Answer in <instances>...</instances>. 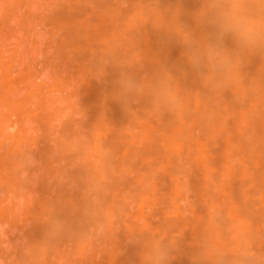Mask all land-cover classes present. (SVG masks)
<instances>
[{"label": "rangeland", "instance_id": "1", "mask_svg": "<svg viewBox=\"0 0 264 264\" xmlns=\"http://www.w3.org/2000/svg\"><path fill=\"white\" fill-rule=\"evenodd\" d=\"M14 0H10V2L11 3H9V0H0V39H1V42H3L4 44H1V45H3L4 47H0V79H1V81H0V83H1V85H0V124H2L3 122H5V121H8L7 122V124H6V122H5V125L7 126V128H5L6 126L4 125V123H3V126H5L4 128L6 129V130H4V128H3V126H1V128H3V131L5 132V134L3 135V133H2V129L0 128V131H1V133H2V135H0V136H2V137H0L1 139H0V142L1 143H3V144H0V264H16V263H18L19 264V261L22 259L23 260V258H25L26 260H24V264H27L28 262H30L29 264H31L32 262H34L35 261V263H37L36 262V259H38L39 257H36V254H34L35 252L37 253V252H39V251H41L40 249L43 247V244H44V241H43V238L42 237H44L45 235L47 236L48 234H49V237L47 236V238L46 239H50V242H53L54 241V243L56 242V244H54V246H56L57 244H58V242H59V244H60V241L61 242H63L62 244H60L62 247H61V249L63 248V252L65 251H68V252H66L67 254H69V255H67L68 257H70V258H72V264H83V262H84V264H97V262H98V264H160V262L162 263L163 262V264H179L180 263V261L182 262V258H183V260L185 259V257L187 258V259H189L190 260V262L191 263H189V264H194L195 262H197V264H201V261L200 262H198V260H197V256L195 255V254H193L194 256H196L197 258H195L194 256L193 257H191V255L189 254V258L187 257V255H185V253L184 252H182V251H184L185 249H186V252H187V250L189 251V245H191L190 246V248H191V250L192 249H195V250H198V251H196V252H194V253H198L199 252V249H201L203 246V248L200 250V253H202V254H200V253H198L199 254V257H201V258H199V260H201L202 259V262L203 263H205V264H246V263H248V264H264V230L263 231H261V230H259V228L258 227H256L255 225H258V224H260V225H262V228L264 227V179H263V177L264 176H261V175H264V172L262 173V171L264 170V159H263V163H262V160H260L259 161V158H258V156H250L249 154H247V149H248V153H250L249 151V147H247L248 145H246V143L245 142H247V141H249L252 137H255V136H257V135H261V132L260 133H258L259 131H261L262 129H261V125H259V122H258V124L257 125H259V127L258 126H256V124H255V121H256V119L255 118H258L259 116H263V115H261L262 114V112H261V114H260V111L262 110V108L264 107V94H263V92H264V89H263V87H264V68H262L263 67V65H264V62H263V58H264V48H262V47H264V38H263V36H264V12L263 13H261V9H262V6H264L263 4H264V0H261V2L260 1H258V0H239V1H241L240 2V4L239 3H235L236 5H233V7L232 6H224L226 9H224V8H222L221 7V9H220V7H217V4H218V1H219V4H220V0H215V1H217V2H215L214 0L212 1V0H207V1H205L204 0V2H203V0L201 1V0H198V3L196 2L197 0H167V2L169 3L170 2V4H172V2H173V12L175 13H173V12H171V13H173V14H169L168 13V15H164V16H167V17H169L170 18V15H173V16H171L172 18L174 17V19H173V21H167L168 23H171L173 26H170V28H169V31L170 32H172L171 30L173 29V35H174V37H173V40H172V38H171V35H172V33L171 34H169V31L168 32H164L163 31V35L161 36V30H158L159 31V33H158V31H157V29L158 28H155V29H153L155 26L154 25H156V21L154 22L155 24H152V21L151 20H155V17H154V15H153V17L152 18H154V19H151L150 20V16L152 15V14H154V13H156V12H154V13H152V12H150V16H148L149 14H148V12H149V10H151V11H157V8L159 9V11L161 10L162 11V15H163V11L164 10H162V7H160L159 5H160V3L161 2H159V0L158 1H156V3H155V1H154V5H153V3H151L152 1L151 0H148L147 2H146V0H145V2L144 1H140V0H129V1H134L133 3H135V4H133V3H131V2H129L128 0H108V4H106V1H105V3H104V5H107V7L108 8H110L109 10L107 9V7H105L104 5L102 6V5H100L99 3H100V0H99V3H98V5H95V4H97V3H95V2H97V0H63L62 2H61V0L60 1H58V0H55V1H53V0H43V1H40V0H15L14 2H13ZM35 1L37 2V4L35 3ZM42 3H40V2ZM45 1V2H44ZM47 1H49V3L47 2ZM52 1L54 2V4H52ZM68 2V3H70L69 5L68 4H65V2ZM123 1H128V2H123ZM135 1H139V3L138 2H135ZM161 1V0H160ZM165 0H163V2L162 3H166V2H164ZM238 1V0H237ZM238 1V2H239ZM258 1V2H257ZM13 2V3H12ZM63 3L62 4V6L65 4V5H67L66 7L67 8H69V12H70V14L69 15H71L72 14V12H74L73 13V16H72V19H75L77 16H78V18H79V20L81 21V19L83 18L82 17V15L83 16H85V21H88V22H90V20H91V22H93L94 20L92 19V17H94L95 18V21L97 20H99L97 23H99L100 22V24H95V22L93 23L94 25H92V24H90V23H88L89 24V26H87V22H84L85 24H86V26H83L84 24L82 23V25H81V22H83V19H82V21L80 22V26L76 23V25L72 22V21H74V20H72L71 22H72V24H71V22H69L70 24H68V23H66V22H64L65 20H63L64 19V16L65 15H67L66 13H65V11L67 10V8L65 7L64 9H63V7H62V9H61V3ZM122 2H123V4H122ZM179 2V3H178ZM190 2L191 3H193V4H191L192 5V7H191V5H190ZM207 2V4H205ZM211 4H210V3ZM213 2H215V4L216 5H214V3ZM84 3V4H83ZM103 3V2H102ZM101 3V4H102ZM111 3V4H110ZM126 3L129 5H126ZM136 3H138L139 4V6L137 7V4ZM140 3H142V4H144V5H147V4H149L150 5V7L153 5L154 6V9H149L148 8V6H144L145 7V9H143V7H140ZM167 3V4H168ZM198 5H196V4ZM203 3V4H202ZM212 3H213V5H212ZM262 3V4H261ZM13 4V5H12ZM14 4H15V6H14ZM17 4V5H16ZM34 4V5H33ZM51 4V5H50ZM60 4V7L59 6H57V5H59ZM86 4V5H85ZM159 4V5H158ZM189 6H188V5ZM234 4V3H233ZM237 4H239V5H237ZM243 4V6H241ZM257 4H259V5H257ZM20 5V6H19ZM31 5V6H30ZM36 5V6H35ZM41 5V6H40ZM50 5V6H49ZM90 5V6H89ZM121 5H123V8H125V12L127 13H124V11H123V14H122V12L121 11H119V9L122 7ZM125 5H126V7L128 6V8H129V12L128 11H126L127 9H126V7H125ZM131 5V6H130ZM156 5V6H155ZM169 5V4H168ZM176 5H177V7H176ZM193 5H195L196 7H198V9L200 10H202V12H201V10L200 11H198V9L197 8H194L193 7ZM206 5V6H205ZM209 5H211V6H209ZM231 5V4H230ZM4 8H3V7ZM7 6V7H6ZM13 6V7H12ZM43 6V7H42ZM45 6V7H44ZM47 6H48V10H47ZM51 6H52V9H51ZM69 6V7H68ZM84 6H86V8L84 7ZM88 6V7H87ZM96 6H98V9H97V7ZM137 7V8H135V7ZM143 6V5H142ZM161 6H162V4H161ZM182 6V7H181ZM214 6V7H213ZM219 6H221V4L219 5ZM260 6V7H259ZM36 7V8H35ZM58 7H59V11H57V9H58ZM90 7V8H89ZM101 7V8H100ZM132 7H134L133 9H132ZM156 7V8H155ZM178 7H180V8H178ZM189 7H191V10H189ZM200 7V8H199ZM210 7V8H209ZM216 7L217 8H219V10H224V12H228L227 10L229 9V7L231 8V9H233V12H236V13H233L232 12V10L231 11H229L232 15H234V14H236L235 15V17H233L231 14H227L226 15V17L228 18L227 19V24L230 26V25H233V24H231V20H232V23H235L234 24V26L236 25V26H241V27H245V25L248 23V25H246V26H248L247 27V29L248 30H250L249 32L248 31H246L245 33V35H248L247 37L246 36H244V35H241V37H240V33H239V37L237 36V33H236V38L238 37V38H241V40H242V42H243V44L245 43V44H247L248 46L246 47V45L244 46V47H246V49L245 48H243V47H241L240 45H242V44H238V46H240L241 47V49H245V50H241L240 51V49H238L237 50V48H232L231 46H234V44L232 45V41L230 40V39H227V38H225L224 37V33L226 32L224 29H226L227 31L229 30V28L227 29L226 27L228 26V25H225V21L223 22V24L226 26H224L223 24H220L219 22L220 21H218L216 24H220L221 26H217L216 24V26H217V29H219L218 31L216 30V29H212L211 27H212V25H206V24H210L209 22V20H210V17H211V15H212V12L214 11V8L216 9ZM259 7V8H258ZM20 8V9H19ZM54 8V9H53ZM106 8V9H105ZM118 8V9H117ZM142 8V9H141ZM236 8V9H235ZM242 8H244V9H242ZM254 8V9H253ZM42 9V10H41ZM74 9V10H73ZM106 11H105V10ZM147 9H149L148 11H147ZM176 9V10H175ZM192 9H196L195 11L194 10H192ZM207 9H209V10H207ZM250 9V10H249ZM11 10V11H10ZM18 10H19V12L20 13H18ZM51 10V11H50ZM79 10H81V11H79ZM108 10V11H107ZM144 10L146 11V12H144ZM175 10V11H174ZM230 10V9H229ZM239 10V11H238ZM241 10H242V12H241ZM44 11V12H43ZM53 11H55L54 13H53ZM61 11V12H60ZM121 12V17H119L118 18V14L119 13H117V12ZM139 11V12H138ZM140 11H142L141 13V15H139L140 14ZM193 11V12H192ZM249 11L251 12V13H249ZM5 12V13H4ZM17 12V13H16ZM58 12V13H57ZM67 12V11H66ZM92 12V13H91ZM110 12V13H109ZM136 12V13H135ZM139 14H138V13ZM143 12L144 13H147V15H145V17H143L144 16V14H143ZM187 12V13H186ZM237 12H238V14L239 13H241V14H237ZM4 13V14H3ZM10 15H9V14ZM43 13V14H42ZM50 13V17H49V15L48 14ZM60 13V14H59ZM78 13H83L82 15L80 14H78ZM133 13H135V14H133ZM157 13H159V12H157ZM161 13V12H160ZM159 13V14H160ZM176 13H178V14H176ZM190 13H192V14H190ZM201 13H203L202 14V16H201ZM225 13V14H226ZM243 13H244V16H243ZM54 14L56 15V14H58L59 16H61V17H63L62 19H60L56 24H55V27H53L52 29L54 30V28H55V31L54 32H56L57 31V29H56V27L58 26V25H60L61 23H62V21L64 22V23H66V24H68L67 25V28H65L64 26H65V24L63 25V24H61L60 26L61 27H64V29L62 28V30H60V28H59V26L57 27V28H59V30L57 31L58 32V34H57V32L54 34V35H51L52 37H51V39H50V37H49V39H50V41H52V42H54L55 40H56V46H55V42L54 43H52V42H50V43H52L51 44V47H50V43H46L47 41H45V40H47L46 38H48L47 37V35H50V31L52 30V29H50L49 30V27L51 28V25H49L47 22H48V20L49 19H51V18H53V16H54ZM63 14V15H62ZM134 15V17L135 16H137V17H143V21H140L139 22V24H138V21L140 20V19H142L141 17L140 18H135L133 21H134V23L136 24V25H133L134 26V28H136V27H138V26H140L139 28H137L136 29V32H140V34H142V30H146L145 32H143V36L140 38V39H142V41H143V37H144V40H147V42H148V44L149 45H151L152 43L154 44V45H156L157 46V49L158 50H156V49H154V51H155V54H157L158 55V53H159V56L163 53V56H164V54L167 56V58L169 57H171L170 59H172V60H170L169 58L167 59L166 58V56L164 57V58H166L167 60H165L164 62H166L165 63V65L162 63L161 65H163V67H165L166 68V70H165V72H167V73H169V74H171L172 75V73H173V75H176L174 72H172V69H173V67L174 66H176L174 69V71H176V70H179L178 68L180 67V71H179V77L177 78V80L179 81L180 80V82H181V79H183L184 81H185V78L187 77V75H189L186 79V81H185V83H184V81H183V85H185V84H187V85H185L186 87H188V90L187 89H185L184 88V86L182 87V90H180L179 89V94L181 93V95H179V98H180V96H181V99H177L176 100V98H174V100H173V105H176V103L175 102H179V103H182L183 104V107H181V105L182 104H179V107H177V114L175 113V111H174V113H175V115H178V116H182V123H184L185 125H186V127H187V125H188V127L190 128H192V126H193V128L191 129V133H193L194 131V129H195V134H198L197 135V137L198 138H196V135L194 134V142H197V140H201V139H203V141H200L198 144L199 145H201V144H203L202 146H206V145H204L205 143H206V141H207V139L205 140L204 139V137L206 136L207 137V132H205L203 129H201L200 128V124H199V121H196V120H198L199 118L198 117H202L201 116V113L204 111V108H203V106H202V104L203 103H205V101L206 102H210L211 101V104H213L215 101H216V104L217 105H215V104H213V105H215L216 107H214L215 109H217V110H219V107H220V109H221V106H222V112H220L221 114H220V116H221V118L223 119V117H225L226 115L223 113V111L225 112L227 109L228 110H230V109H233V107L232 108H228L227 107V105L226 104H230L229 102H230V98L229 97H231V94H232V97L234 96V100H233V98H232V102L234 101L235 102V104H233L232 102V106H234V105H236L237 104V102H238V104H240V105H243V107L245 108V105H247L248 106V104H250L249 106L250 107H247V108H250V109H247V111L249 112V110H252L251 112H255V113H251L250 112V114H252V117H253V120H251L252 119V117H251V115H249V113H246V116H247V120H242V122H240L239 120H241L242 118H244L245 117V114H244V112L242 113L243 114V116H242V114L240 115V117L238 116V117H235V119L234 118H232V117H230V118H228V116H229V112L231 111H226L225 113L227 114V119L225 118V122H226V124H229V122L228 121H233V123L235 124V127H234V125H233V130L232 129H230V131L232 130L233 132L231 133L232 134V137H233V140H232V138H231V140H232V142L234 143V146H237L236 144H239V143H241L242 145H245V146H242L241 144H240V146L238 145L235 149H233V148H231V145H230V147H229V153H231V154H229L228 156H227V154L225 153V152H227V151H223L222 149H220V147L218 148V146L221 144V140H223V138L226 136L225 134L226 133H224L223 135L221 134V135H219V136H216L215 137V139H214V137H212V138H209L208 140V142L206 143V144H209V146L210 145H212L213 143H216V141L217 140H220V141H218L220 144L218 145L217 143V145L216 144H214V145H212L211 147H213L211 150H209V153H208V150H207V146L205 147V148H203L202 146H200L199 147V145L197 144V143H194V144H197L198 145V147H199V149L200 150H203L204 151V149H205V153H204V156H205V154L207 153L208 155H210L209 157H208V155L207 156H205V158L207 159V161L209 160L210 161V158H211V161H210V165H207L206 164V168H204V166H203V168H204V170H202L201 168H200V175H201V170L202 171H204V173L201 175V177L199 176V177H197L196 179H193L194 181H198V182H194L193 180H191L190 179V177L188 176V177H186V175H187V173H186V171L190 168L189 166L191 165V164H188V162H187V160H186V158H187V156H188V158H189V156L191 155V154H193L194 155V144H192V143H190V145L189 144H186V143H189V142H191L192 141V139L191 138H193V134H191L190 133V136H189V138L191 139H188V137H184V146L182 147V143H181V141H182V136H183V134H181V131L179 132L180 134V136L177 138L178 140L177 141H179L178 142V145H173V147H175V150L176 151H172V149H173V147L171 146H167V147H165L164 146V144L163 145H161L162 144V142H160L159 140L158 141H156L157 140V138H156V140L154 139L155 137H158V136H156V134L158 133V132H160V131H162L163 130V133H165L164 132V128H163V126L162 125H164V124H162V122H163V120L161 121V119H163V117H165L164 115H162L161 116V111L162 110H166V111H168V109H165L166 107L165 106H162L161 105V107H164V109H162V110H160V108L161 107H157V106H154V109L153 110H151V108L148 106L147 108H149V109H146V110H142L145 114H148V116H145V117H147V119H145L144 118V121L145 120H148L149 118L148 117H150L151 116V120L149 119L148 121H145V122H152L153 120H155V121H153L152 122V124H151V127H150V124L149 123H146V125L148 126H146L147 127V129L148 128H150V130H151V132H150V134L152 133L153 135L152 136H150V137H152L153 139V143L151 144V142L149 143V144H146V142H145V146H147L148 148L149 147H152L153 145H155L156 147L158 146V145H161V146H163L164 148H167V150H168V148L170 149V148H172L171 149V151L170 150H168L169 152H167L166 151V154L168 153V155H166V157H162L161 155V158H163V159H161L160 158V160H162V162L159 160V161H156L158 158H159V155H157L156 156V154H158V153H156V154H153L154 156H152V151H154V149H155V146H153L154 147V149H150L151 151L150 152H152V153H148V155H149V157H147V159H146V157H145V159L146 160H144V153L141 155V154H138V155H141V156H138L139 158L140 157H142L143 155V161L145 162L146 161V164L147 163H149L150 165H152V166H150V168L148 169V167H143L144 165H145V163L142 161V159H141V163H143L144 165L142 166L141 164H140V162H139V160H136V161H134V159H137L138 157L136 156V153H135V155L133 156V157H135L134 159H133V157H132V162H135L134 164H136L137 163V161L139 162L138 163V167L136 166V168L135 169H133L134 167H133V165H130V164H128V166L130 167H133L132 168V170H125V166H124V164L123 163H120V164H123L122 166L124 167H122L121 165H120V167H118V168H116L117 166H115L116 164H118L117 162L115 163V165L114 164H112V162H110V163H106V162H104V163H106L105 164V166H103L104 164H103V161L104 160H106V158L108 157H106L105 155H104V157L103 158H105V159H103V161H101L102 159V156H103V154H105L106 152V147L108 146H110L111 144H109V143H111V141H112V137L111 138H109V135H111L112 134V136H113V132H114V130L116 131H118V128L120 127V125L118 124V123H115L114 121L116 120H118L116 117H115V115H113V110L115 111V110H117L118 111V108H114L113 106H111V105H114V104H111V105H107V103H106V101H103L102 99L104 98V96H105V94L103 95V93L99 96V98H96V96L94 95V99H92V97H90L89 95H93L94 93H97V92H100V90L99 89H101V91L102 90H104V91H106V92H108V87H109V82H107L109 79H110V77L108 76V70H107V67L109 68L110 66H108L107 65V67H106V65H104V64H106L105 62L106 61H108V63H110L109 62V58L110 59H112L113 57L112 56H114V54H113V50L115 49V52L117 51V52H119L120 54H121V52L122 51H120V48H121V50H122V46H123V44H125L124 42H127V36H129L130 34H132V36L130 35V39H132V37L133 36H135V38H137L138 40H139V32H138V34H135V32H134V34H133V30L135 31V29H131L130 31H129V28H128V22L127 21H125L124 19H123V21L121 20L122 19V17H126V16H128V15H130V19H129V21L131 20V19H133L132 18V15ZM166 14V13H165ZM186 14V15H185ZM37 15V16H36ZM53 15V16H52ZM57 15V16H58ZM126 15V16H125ZM162 15L160 14L159 15V18H161L162 17ZM185 15V16H184ZM191 15H192V17H191ZM205 15H207V16H205ZM255 16V17H253V16ZM257 15V16H256ZM9 18H8V17ZM15 16V17H14ZM28 16V17H27ZM57 16H54V17H57ZM70 16V17H71ZM86 16H87V18L88 19H86ZM91 16V17H90ZM113 16V17H112ZM155 16H158V14L156 15L155 14ZM161 16V17H160ZM194 16V17H193ZM204 16H205V18H204ZM249 16V17H248ZM250 16H252L253 18H255V20H257V21H253L254 19L252 18V17H250ZM5 17H6V20H5ZM19 17L21 18V17H23V18H21V20L19 19ZM115 17L117 18V20H114L115 19ZM178 17V19L176 20V18ZM179 17L181 18V20H179ZM186 17H188V18H186ZM202 17V18H201ZM206 17H209L208 19L206 18ZM236 17H237V19H236ZM242 18L245 22H243V21H241L240 22V24H239V21H240V19L239 18ZM245 17H247V18H245ZM259 18V20H261V21H258V19L257 18ZM36 18V19H35ZM40 18H42V19H44V21H46L47 20V22H46V25H49L48 27L45 25V24H43V25H45V26H43L42 25V23L40 24V22H41V20H40ZM127 19L129 18V16L128 17H126ZM125 18V19H126ZM147 18H149L148 19V22H147ZM164 18H166V17H164ZM171 18V19H172ZM187 20H185V19ZM189 18H190V20H189ZM201 18V19H200ZM235 18V19H234ZM8 19H9V21H8ZM40 20V22L38 23V21ZM198 20V22H195L196 20ZM199 19H200V21H199ZM202 19L204 20L203 22H204V24H202ZM235 21H234V20ZM248 19V22L246 23V20ZM253 19V20H252ZM29 20V21H28ZM76 20L77 19H75V21L74 22H76ZM93 20V21H92ZM137 21V23H136V21ZM151 22H150V21ZM164 20V19H163ZM166 20V19H165ZM195 20V21H194ZM226 20V19H225ZM250 20H252V21H250ZM263 20V21H262ZM12 21V22H11ZM21 21V22H20ZM26 21H28V22H26ZM67 21V20H66ZM114 21V22H116V23H112V22ZM160 21H161V19H160ZM181 23H180V22ZM192 22L193 23V25H192V27H191V24H190V22ZM230 21V22H229ZM61 22V23H60ZM105 22V25L103 24ZM107 22V23H106ZM110 22V23H109ZM127 22V23H126ZM131 22H132V20H131ZM145 22V23H144ZM165 22V21H164ZM175 22V24H173ZM187 22H189L188 24H190V25H188V26H190L191 27V29H193L194 27L193 26H195L196 25V29L193 31V30H189L190 28H188V26L186 27V23ZM208 22V23H207ZM237 22V23H236ZM254 22V23H253ZM256 22V23H255ZM8 23V24H7ZM21 23V24H20ZM37 23V24H36ZM102 23V24H101ZM133 23V24H134ZM141 23V24H140ZM148 23H150V24H148ZM161 23H162V21H161ZM206 23V24H205ZM34 24V25H33ZM39 26L40 28H38L37 26ZM112 24H115V26L113 25V26H111ZM121 24H125L126 25V27L127 28H125L126 30H127V32L125 31V33H126V36H125V34H124V32L122 33V32H118V36H116V32H114V30L116 29L117 30V28H118V26L119 25H121ZM146 24H148V25H150L151 27H152V30H156V33L155 32H152V30H150L151 28L149 27V29L148 28H146V26L148 27V25H146ZM157 24L159 25V23L157 22ZM164 24V23H163ZM166 24V23H165ZM180 24V25H179ZM195 24V25H194ZM239 24V25H238ZM14 25H16V26H14ZM20 25V26H19ZM28 25V26H27ZM63 25V26H62ZM72 25H75L73 28H76V26H77V28H81V29H73L71 26ZM101 25H104V26H101ZM174 25H176V26H174ZM197 25H199V26H197ZM202 25V26H201ZM203 25H205V26H203ZM257 25V26H256ZM8 26H9V28H8ZM34 26V27H33ZM99 26H101V28L102 29H100V27ZM123 26V25H122ZM121 26V27H122ZM130 26H132V24L130 25ZM132 26V27H133ZM143 26H144V28H143ZM161 25H159L158 27H160ZM166 26H168V25H166ZM165 26V27H166ZM168 26V27H169ZM209 26V27H208ZM228 26V27H229ZM234 26L232 27L233 29H234ZM250 26V27H249ZM263 26V27H262ZM17 27V28H16ZM19 27H21V29L19 28ZM28 27L30 28V29H28ZM69 27H71L72 29H70ZM87 28V30H89L88 32L89 33H92V30H93V33H92V35H93V38L95 37V39H91L92 41L93 40H95V41H97L96 43L94 42H91V40L90 39H88L90 36L88 35L89 33H86V31L85 30H83V29H86ZM113 27H115V29L113 28ZM120 27V28H121ZM157 27V26H156ZM171 27H172V29H171ZM176 27V28H175ZM207 27H208V29H207ZM213 27H215V26H213ZM219 27V28H218ZM258 27V28H257ZM12 28V29H11ZM25 28V29H24ZM33 28H35L36 29V31L38 30V33H41L42 34V32H44L42 35L43 36H41V38H45L44 39V41H43V39H42V41L43 42H45L44 44H45V46H44V44L42 43V41H40V44L42 45H40V47H42V48H38L37 46L39 45V41L37 40V42H36V39H35V41L33 42L32 40H34V36L35 35H33V30L32 29ZM69 28V29H68ZM93 28V29H92ZM123 28V27H122ZM162 28H164V25H162V27L161 28H159V29H162ZM210 28L212 29V30H210ZM221 28V29H220ZM231 28V27H230ZM236 28V27H235ZM239 28V27H238ZM252 28V29H251ZM255 28V30H253ZM257 28V29H256ZM261 28H263V29H261ZM92 29V30H91ZM95 29H97L96 31H95ZM119 29V28H118ZM197 29H198V31H197ZM201 29V30H200ZM261 29V31H259V30ZM25 30V31H24ZM31 31V32H29V31ZM48 30V31H47ZM74 30V31H73ZM77 30H78V32L79 31H81V33L79 32V35L78 36H80V40L78 39V37L76 36L77 34L76 33H78L77 32ZM121 30H123V29H121ZM174 30H176V31H174ZM214 30H216V31H214ZM222 31V33H220L221 31ZM224 30V31H223ZM231 30V29H230ZM252 30V31H251ZM256 30H258V34H259V36L261 35L262 37L260 38V37H258L257 36V33H256ZM27 31V32H26ZM35 31V30H34ZM46 31V32H45ZM69 31V32H68ZM85 32V34H87L86 36H87V38H85V41H84V36H85V34H84V32ZM100 31V33H98ZM101 31H105V32H101ZM118 31H120V29L118 30ZM149 31V32H148ZM150 31L152 32V34L150 33ZM201 31H204V32H201ZM207 31V32H206ZM209 31H214V34H210L211 32H209ZM233 31H235V30H233ZM232 30H231V32H233ZM47 32H49L48 34H46ZM62 32V33H61ZM69 34H68V33ZM72 32H74V33H72ZM83 32V33H82ZM131 32V33H130ZM147 32V33H146ZM176 32V33H175ZM180 32H181V34H180ZM195 33V36L194 37H196L197 38V40H195L196 38H194L193 36V38L194 39H192L191 37H190V35H191V33ZM215 32H219L220 34L219 35H221L223 38H225L224 39V41H223V39L217 34H215ZM230 32V31H229ZM226 33V35H228V34H230V33ZM244 31H242V33H243ZM252 32V33H251ZM260 32V33H259ZM3 33L4 34H8V35H3ZM12 33H13V35H12ZM16 35H15V34ZM35 33H37V32H35ZM53 33V32H52ZM51 33V34H52ZM105 33V34H104ZM109 33V34H108ZM113 33H115V34H113ZM124 35L123 37H121V35ZM145 33V34H144ZM148 33H150V34H148ZM182 33H183V35H182ZM197 33V34H196ZM208 33H209V35H208ZM241 33V34H242ZM1 34H2V36H1ZM18 34H20V35H18ZM23 34H27V35H29V34H32L33 36H31V40H30V36H27L26 35V37H28V38H25L24 36V38H22L21 36L23 35ZM72 34H73V36H72ZM82 34V35H81ZM159 38L158 39V41H156L157 40V38L155 37V35ZM176 34V35H175ZM244 34V33H243ZM250 34V35H249ZM252 34V35H251ZM256 34V35H255ZM10 35H12V37L10 36ZM38 35V34H37ZM58 35L60 36V37H63V38H61V43H64V45H62V46H60L62 49H63V52H64V54H69V56H68V58L69 57H71V58H69V61H70V59H71V61L69 62L68 60V64H66L67 66L69 65V67H67V66H64L65 64L61 61V59H59L58 58V54H59V51H58V49H52L53 48V45L55 46V47H57L59 44H61V43H59L60 42V40H59V38H58ZM62 35V36H61ZM64 35V36H63ZM67 37H66V36ZM72 37H71V36ZM75 35V36H74ZM116 37H115V36ZM185 35H186V38H185ZM189 35V36H188ZM196 35H198V36H196ZM212 35V36H211ZM39 36V35H38ZM83 36V37H82ZM89 36V37H88ZM114 36V37H113ZM141 36V35H140ZM148 36H149V39H148ZM159 36H161V38L159 37ZM164 36V37H163ZM167 36V37H166ZM178 36V37H177ZM190 37L191 39H189L188 37ZM201 36V37H200ZM217 36H219V38H217L218 40L217 41H221V39H222V42L223 43H226L227 41H226V39L227 40H230L231 42V44L229 43V45H231L229 48H232V50H229V51H232V52H229L230 53V55L232 56V57H234L235 56V54L238 52V51H240V53L242 54H246V56H247V52H249V54L250 55H248V57H246V58H249V59H242L243 57L242 56H240L239 54H236L237 56H239V57H241V60H243L244 61V63H243V61H241L240 59H236V58H238V57H234V58H232V57H230V60L228 59V64L227 63H225V65L226 66H231V67H229V68H232V71L231 70H225V69H223V68H226V69H228L226 66H220V68H222L221 69V71H220V68L218 69L217 67H219V65L220 64H222L221 63V61L220 60H223V59H227L226 57H228L229 58V55H227L226 54V51H228V47L226 46L227 45V43L224 45V46H222L219 42V44L221 45L220 47V49L222 50L225 46L227 47V50H224L225 51V53H224V55L222 54V58L220 59L219 58V56H217V54L215 55V56H217V58H219V61H220V64L218 65V63L216 62V61H218V59L217 58H215L214 60L212 59L210 62H213L214 63V66H213V64H212V66H209V65H211L209 62H207L208 61V59L206 60V59H204L205 60V64H206V68L208 69L209 67V69L208 70H204V62H203V57L204 58H206L207 57V55L209 54H207L206 55V53L209 51V48H211V47H214V46H211L210 47V45L212 44L213 45V43H211V42H215V38L217 37ZM229 36V35H228ZM230 36H233V35H230ZM229 36V37H230ZM253 37V39L254 40H252L251 38ZM1 37H4V38H1ZM9 37V38H8ZM19 39H18V38ZM34 37V38H33ZM54 37H57L58 39H55ZM66 37V38H65ZM70 37H71V39H70ZM82 37V38H81ZM101 37H102V39H103V41H102V39H101ZM103 37H105V38H103ZM124 37H126V38H124ZM155 38V40H153L154 38ZM198 37H200V38H198ZM214 37V38H213ZM248 37H249V39H248ZM251 37V38H250ZM22 38V40H20ZM90 38H92V37H90ZM115 39L117 42H116V48H114V42L112 43L111 41H112V39ZM152 38V39H151ZM162 38H163V40H162ZM174 38H175V40H174ZM178 38V39H177ZM235 38V42L236 43H238L239 41L237 40ZM4 39V40H3ZM11 41H10V40ZM24 39H26V40H24ZM28 39V40H27ZM38 39H40L39 37H38ZM49 39H48V42H49ZM53 39H55V40H53ZM67 39V43H69V44H71V46L68 44V46H67V43H66V41H64V40H66ZM68 39L69 40H71L70 42H72V43H74V45L76 44V46H74L72 43H70L69 41H68ZM82 39V40H81ZM101 39V40H100ZM169 39V40H168ZM186 39V40H185ZM199 39V40H198ZM208 39H210V45H209V42H208ZM246 39V40H245ZM6 40V41H5ZM58 40H59V42H58ZM90 40V43H91V47L89 46V47H87L88 46V44H89V41ZM104 40H105V42H104ZM122 40H124L123 42H122ZM160 40H162V41H160ZM182 42H181V41ZM188 40V42H189V44H193L194 43V45L195 44H199V46L198 45H195L196 46V49H195V47L193 48L192 47V45H191V49L193 50H191L192 52H190V45L188 44V42H186ZM193 40H195L197 43H195V41L193 42ZM212 40H214V41H212ZM246 42H245V41ZM250 40V41H249ZM252 40V41H251ZM8 41V42H7ZM27 41H30L29 43L27 42ZM77 41V42H76ZM156 41V42H155ZM200 41V43H198ZM207 41V42H206ZM0 42V43H1ZM15 42V43H14ZM86 42H87V44H86ZM100 42H102L101 44H102V46L103 45H105V46H103V47H101V44H100ZM105 44H104V43ZM108 44H107V43ZM160 42H162V43H160ZM178 42V43H177ZM181 42V43H180ZM185 42V43H184ZM229 42V41H228ZM241 42V43H242ZM10 43H13L11 46H10ZM27 45H26V44ZM33 43V45H34V43L36 44V45H34V47H29V46H32L31 44ZM79 43H82V44H80V45H77V44H79ZM85 43V44H84ZM93 43V44H92ZM122 43V44H121ZM128 43V42H127ZM158 43V44H157ZM215 43H217V42H215ZM234 43V42H233ZM240 43V42H239ZM261 43V44H260ZM16 44V45H15ZM29 44V45H28ZM47 44H49V45H47ZM96 45V47H95V45ZM114 46H113V45ZM120 44V46L121 47H119L118 45ZM159 44H160V46H159ZM184 44H186V46L185 47H187V50H189V52H187V50L186 51H184V48H183V46L182 45H184ZM207 44V45H206ZM251 44V46H249ZM258 44V45H257ZM0 45V46H1ZM10 47H9V46ZM13 45H15V46H13ZM26 45V46H25ZM173 45H175V46H173ZM216 45V44H215ZM254 45V46H253ZM256 45H257V48H255L256 47ZM260 45V46H259ZM262 45V46H261ZM49 46V47H48ZM78 46H81V47H83V46H85L84 48H86V49H83V48H81V47H78ZM117 46H118V48H117ZM156 46H154L155 48H156ZM164 46V47H163ZM197 46H198V48H197ZM202 46H204V47H202ZM208 46H209V48H208ZM218 47H219V45H217ZM237 46V47H238ZM16 47V48H15ZM35 47H37L35 50H37V51H35L34 52V48ZM60 47H57V48H59L60 49ZM63 47H68L70 50H76V49H79L82 53H79V51L78 50H76V51H78V52H74V51H64L65 50V48H63ZM105 47V48H104ZM124 47V46H123ZM125 47H127V45L125 44ZM200 47H201V49L202 48H204L203 50H201L200 49ZM226 47H225V49H226ZM67 48V50H69ZM97 48V49H96ZM101 49V52H103V51H105V50H111V52H110V54L109 53H107V51H106V53L105 52H103V53H101L100 52V49ZM208 50H207V49ZM239 48V47H238ZM260 48L262 49V50H260ZM11 49V50H10ZM40 49V51H38ZM102 49H104L103 51H102ZM124 50H123V52L125 51V48H123ZM195 49V50H194ZM260 51H259V50ZM15 50V51H14ZM119 50V51H118ZM204 50H206V51H204ZM13 51V52H12ZM18 51V52H17ZM21 51H24V53L23 52H21ZM29 51V52H28ZM35 53H33V52ZM42 51H43V53H42ZM84 51V52H83ZM87 51V52H86ZM157 51H160V52H157ZM176 51V52H175ZM184 51V52H183ZM195 51H197V52H195ZM201 51H202V56H200L199 57V54L201 55ZM204 51V52H203ZM223 51V50H222ZM246 51V52H245ZM261 51L263 52L262 53V55H261V57H259V55H260V53H261ZM62 54H63V52H62V50L60 51ZM99 52V53H98ZM221 52V51H220ZM220 52H219V54H220ZM234 52V54H232ZM245 52V53H244ZM17 53H18V55H17ZM36 53H38V54H36ZM56 53H57V55H56ZM60 53V54H61ZM73 53V54H72ZM75 53H79V55H80V58H82V59H80L81 60V62H82V67L81 68H84L83 66H85V69H86V67H90L88 64V62L90 61V63H92L91 62V60H93L94 58H103L101 61H100V65L98 66L97 65V63H98V59H94L95 60V64H93V70L95 71V68H94V66H97L98 68V71L96 70L95 72H93L91 69H92V67H90L89 69H86V70H81L80 72V75L82 74V72H84V71H88L89 72V70H91V73L93 72L95 75H93V73L91 74H88L87 75V77H88V79H89V76H90V78L91 79H93L92 81L94 82V87H92L93 88V90H90V89H92V88H90L91 86V81H89L88 80V87H87V85L85 84L84 85V81H83V78L85 77V75L86 74H83L84 75V77L83 78H81V80H80V78H79V76L78 77H75V78H77V80L78 81H82L83 83H80V85H79V83H77L78 84V86H79V90L80 91H82L84 94H83V96H84V98H85V95H86V101H85V99L84 98H82L83 96L81 95V93H79V95H77V97H75V99L73 98L74 96H72V95H74V93H73V91H72V78H71V76H72V74H74V75H77L79 72H78V69L80 68V67H78V63L80 62V60H79V62L77 61V58L79 59V56L77 57V58H74V60L76 59V61L78 62H76L75 64H73V63H71L72 62V58H73V56L75 57L77 54H75ZM89 53V54H88ZM91 53V54H90ZM184 53H186L185 55H184ZM189 53L191 54L189 57L187 56V58H186V55L188 54L189 55ZM195 53V55H192V54H194ZM216 53V52H215ZM255 54L254 56H255V58H257V60H255V58L253 59V57H251V56H253L252 54ZM6 54V55H5ZM24 54V55H23ZM51 54V55H50ZM60 54H59V57H60ZM75 54V55H74ZM113 54V55H112ZM124 54V53H123ZM169 54H171V55H173V56H169ZM180 54V55H179ZM197 54V55H196ZM205 54V55H204ZM211 54V53H210ZM259 54V55H258ZM35 55V56H34ZM66 55H63V56H65V57H67ZM73 55V56H72ZM85 55V56H84ZM103 55V56H102ZM175 55H179V56H175ZM184 55V56H183ZM204 55V56H203ZM212 55V54H211ZM5 56V57H4ZM6 56H10V57H6ZM50 56V57H49ZM57 56V57H56ZM105 56H106V58H105ZM162 56V55H161ZM163 56H162V59L164 60V58H163ZM193 56V57H192ZM194 56H198L197 58H194ZM214 56V54L212 55V57ZM223 56H224V58H223ZM226 56V57H225ZM55 57L56 58H58L57 59V61H55L54 62V60H56L55 59ZM108 57V58H107ZM155 57V56H154ZM176 57V58H175ZM182 57V58H181ZM185 59H184V58ZM221 57V56H220ZM261 58V59H259V58ZM62 58H64V57H62ZM158 57H156V59H157ZM189 58V59H188ZM201 58V61L203 62H201L199 59ZM208 58V57H207ZM245 58V57H244ZM251 58V59H250ZM7 59V60H6ZM29 59V60H28ZM114 59V58H113ZM140 58H136V59H134L133 61H135L136 62V60H139ZM153 59L154 58H152V62H153ZM192 59V60H191ZM193 59H195V60H193ZM209 59H210V57H209ZM217 59V60H216ZM26 62H25V61ZM73 60V61H74ZM89 60V61H88ZM100 60V59H99ZM161 60V58L159 59H157L156 61L157 62H159V61ZM170 60V61H169ZM174 60H175V62H174ZM177 60V61H176ZM192 62H190V61ZM198 60L201 62H198ZM223 61V64H224V62H226V61ZM234 60H235V62H236V65H235V63H233L234 62ZM240 60V61H239ZM260 60H261V63H260ZM6 61V62H5ZM61 61V62H60ZM88 61V62H87ZM103 61V62H102ZM112 61H114V60H112ZM142 61V60H141ZM141 61H139V63L141 62ZM144 61V60H143ZM147 61V60H146ZM145 61V62H146ZM148 61H150V59L148 60ZM146 62V66H148L149 64L148 63H152L151 61L150 62ZM155 61V60H154ZM162 61V60H161ZM178 61H180V62H178ZM183 61L185 62V64H193V66H194V68H195V66L197 65V64H199V66H197L198 68L200 67V66H202L203 67V69H202V67H201V70L202 71H204V72H201V73H204V75L205 76H208V75H210V74H212V75H210V76H208V77H205L204 79L206 80L207 78L208 79H211L212 78V76H213V79L215 80V78L217 79V77H215L216 75H218L217 73L220 71V72H222V74H223V71L226 73V76L224 77V82H226L227 83V81L229 82L230 80L229 79H231L232 77H234V75H232L233 74V71H234V74L235 73H237L238 71H240V72H238L237 73V77H238V79L237 78H235L236 80H238V81H236L235 82V79L234 80H232L231 79V81H230V83H227V84H231L232 83V85H228L227 87H229V88H227V90H229L230 91V93H229V91H227L228 93L225 95V94H223L221 91L219 92V91H216L217 93H218V95H216L217 93H214L215 95H212L211 97H212V100L210 99H206L205 98V96H206V94H205V90L203 91V88L205 87V85H203L204 84V82H205V80H203V78L202 77H204V75L203 74H200V75H202V77H200L199 75H196L195 73H194V69L193 70H191V65H184V63H183ZM218 61V62H219ZM229 61H233L232 63H230ZM259 61V62H258ZM5 62V63H4ZM16 62V63H15ZM33 62V63H32ZM75 62V61H74ZM86 62V63H85ZM97 62V63H96ZM171 62V64L173 65H171V64H169ZM180 63V65H181V63L183 64V65H178L177 63ZM188 62V63H187ZM194 62V63H193ZM253 62H254V64H253ZM263 62V63H262ZM12 65V66H10L9 67V65L10 64ZM13 63V64H12ZM56 63L57 64H59L60 66V68L63 66L64 67V70H62L63 69V67L61 68V69H59L58 68V66L56 65ZM61 63H63V64H61ZM142 63V62H141ZM154 63V62H153ZM151 64V65H154V64ZM209 63V64H208ZM215 63H217V64H215ZM230 63V64H229ZM2 64V65H1ZM6 64V65H5ZM15 64H16V66H15ZM51 64V65H50ZM53 64H55V65H53ZM85 64H87V66L85 65ZM92 64H91V66H92ZM99 64V63H98ZM103 64V65H102ZM112 64V63H111ZM111 64H109V65H111ZM166 64H169V65H166ZM175 64H177V65H175ZM196 64V65H195ZM201 64V65H200ZM231 64H233V66L231 65ZM241 66H240V65ZM248 64V65H247ZM261 64H262V67H261ZM33 65V66H32ZM71 65V66H70ZM75 65H77V67L75 68L74 66ZM135 65H136V67H137V62L135 63ZM145 65V64H144ZM144 65H142V66H144ZM215 65H218V66H215ZM255 65V66H254ZM4 66V67H3ZM15 66V67H14ZM27 68V69H24L25 67ZM50 66H52V67H50ZM53 66H55V68H58L59 70H60V73H63V74H60V75H58L57 73L59 72V70L58 71H55V73L53 74V72L52 71H54V70H56L55 68H53ZM79 66H81V64H79ZM102 66H105V67H103V68H105L106 70H102V69H100L99 70V68L100 67H102ZM142 66H139L141 69H142ZM155 66V65H154ZM168 68H167V67ZM192 66V67H193ZM235 66H238L239 68H242V72H241V69L240 70H238V69H236L237 67H235ZM256 66H257V68H256ZM8 67H9V69H8ZM13 67V68H12ZM71 67V68H70ZM73 67V68H72ZM113 67V66H112ZM151 67H153V66H151ZM162 67V68H163ZM182 67V68H181ZM189 67V68H188ZM233 67H235V69L233 68ZM259 67H261L260 68V70H257V69H259ZM16 68H17V70H16ZM138 68V67H137ZM139 68V70H141ZM145 68V67H144ZM149 68H150V65H149ZM154 68V67H153ZM156 68H157V66H156ZM185 68V69H184ZM211 68H212V70H215V71H213L214 72V75H213V72H212V70H211ZM214 68V69H213ZM6 69V70H5ZM23 69V70H22ZM53 69V70H52ZM77 69V70H76ZM151 69V68H150ZM160 69H161V67H160ZM169 69V70H168ZM183 71H182V70ZM187 69V70H186ZM190 69V70H189ZM262 69V70H261ZM65 70H67V71H65ZM76 70V71H75ZM80 70V69H79ZM103 71V72H100V71ZM111 70V69H110ZM144 70H149V69H147V67H146V69H144ZM218 70V71H217ZM238 70V71H237ZM26 71V72H25ZM28 71V72H27ZM65 71V72H64ZM105 71V72H104ZM146 71H144V72H146ZM181 71L183 72L182 74H183V78H182V74H181ZM187 71V72H186ZM188 71H193L191 74H189V72ZM210 71H211V73H210ZM217 71V72H216ZM236 71V72H235ZM261 71V72H260ZM12 72V73H11ZM20 72V73H19ZM57 72V73H56ZM139 72V71H138ZM137 72V73H138ZM141 72H142V74L141 75H144V74H147V75H144V76H142L141 78H143V79H145L144 81H145V83L147 82V83H152L151 85H153V80H151V79H153L152 77H151V75L149 74V73H144L142 70H141ZM148 72H150V71H148ZM162 72H163V70H162ZM220 72H219V74H220ZM230 72H231V74H230ZM246 72H248L247 74H246ZM251 72V73H250ZM104 73V74H103ZM105 73H107V75L105 74ZM136 73V74H137ZM176 73H177V71H176ZM209 73V74H208ZM216 73V74H215ZM225 73H224V75H225ZM242 73V74H241ZM263 73V74H262ZM57 74V75H56ZM65 74V75H64ZM71 75L70 76V78L71 79H69L68 81H70V82H68L69 84H67V86H63V84H65V81H67V79H68V76L67 75ZM139 74V75H140ZM152 74V73H151ZM160 74L162 75V73L160 72ZM178 74H177V76H178ZM187 74V75H186ZM206 74H208V75H206ZM238 74H239V76H238ZM246 74V75H245ZM25 75H26V77H25ZM61 75H64V76H67V78L65 77V81H64V79L63 78H61L60 80H61V82L62 81H64V83L63 84H61V87L59 86V85H56V83L59 81V76H61ZM74 75H73V77H74ZM91 75H93V76H91ZM110 75V74H109ZM116 75V74H115ZM138 75V74H137ZM140 75V76H141ZM150 76L151 78H147V76ZM161 75H159V77L161 76ZM171 75H169V76H167L166 78H169V79H165L164 78V76H162V77H157L155 74H154V76H156L157 78H158V80L160 81L159 82V85H164L166 82H167V80H173L174 78H176L177 76H173L172 75V77H173V79H170L171 78ZM196 76V78L195 77H193V76ZM232 75V76H231ZM245 75V76H244ZM2 76V77H1ZM12 76H14V77H12ZM55 76H56V78H55ZM58 76V77H57ZM64 76H62V77H64ZM95 76H97V78L95 77ZM101 76V77H100ZM109 77V79L107 80L106 78L107 77ZM146 76V77H145ZM166 76V75H165ZM181 76V77H180ZM191 76V77H190ZM228 76H231V77H228ZM235 76H236V74H235ZM240 76H242V77H240ZM246 76H248L247 78V80L245 81L244 80V78L246 77ZM17 77V78H16ZM93 77V78H92ZM210 77V78H209ZM226 77L228 78V79H226ZM7 78V79H6ZM29 78V79H28ZM55 78V79H54ZM96 78V79H95ZM113 78V77H112ZM118 77H116L115 76V78L114 79H117ZM157 78H155L154 77V79H155V84H156V82L158 81H156V79ZM162 78H164L165 80H166V82L164 83H162ZM201 80H203V81H201ZM242 78V79H241ZM263 78V79H262ZM18 79V80H17ZM63 79V80H62ZM87 79V78H86ZM113 79V80H114ZM147 79V80H146ZM149 79V80H148ZM161 79V80H160ZM188 79L193 83V82H195L196 83V80L195 79H197V80H199V82L202 84L201 86L203 87H201L200 86V83L197 81V84H196V87H195V83H193V85H192V83L190 82H187L188 81ZM207 79V80H208ZM212 79V80H213ZM241 79V80H240ZM246 79V78H245ZM3 80V81H2ZM25 80V81H24ZM55 80V81H54ZM58 80V81H57ZM84 80H85V78H84ZM95 80V81H94ZM105 80H107V81H105ZM110 80H112V79H110ZM152 82H151V81ZM176 80V79H175ZM174 80V83L173 84H175L176 86H177V82ZM211 80V81H212ZM213 80V81H214ZM243 80V81H242ZM254 80V81H253ZM258 80V81H257ZM5 81V82H4ZM20 81V82H19ZM78 81H76V82H78ZM100 82V85L97 83V82ZM143 81V80H142ZM143 81V82H144ZM234 81V82H233ZM242 81V82H241ZM103 82V83H102ZM169 82V81H168ZM167 82V83H168ZM171 82H169V86H171L170 85V83ZM180 82H178V85L180 86H182V84L180 83ZM187 82V83H186ZM248 82V83H247ZM254 82V83H253ZM3 83H4V85H3ZM14 83V84H13ZM19 83H20V86H19ZM67 83V82H66ZM85 83H86V80H85ZM101 83L102 84H104V83H108V84H105V86L103 85V86H101ZM146 83V84H147ZM162 83V84H161ZM240 85H239V84ZM250 83V84H249ZM45 84H47V85H45ZM59 84H60V81H59ZM95 84H98L99 86H101V88L98 86H96ZM150 84H147V86H145L144 88H145V90H143L142 89V92L140 91V87H137L138 89H139V94L138 95H135V96H138V97H136V98H138V100L140 101V100H142L141 98H143V102H146L148 105H152L153 106V104L154 103H151V102H153V100L152 99H154V91H157V90H154L153 92H152V90L153 89H156V88H153V89H151L149 86H151ZM154 84V85H155ZM173 84H172V88H173ZM225 84V83H224ZM236 86V88H235V86ZM262 84V85H261ZM17 85V86H16ZM29 85V86H28ZM73 85H75V83L73 84ZM83 87H82V86ZM149 85V86H148ZM159 85H156L157 86V88H158V86ZM191 86V90L189 89L190 87L189 86ZM226 85V84H225ZM244 86V88H243V86ZM262 87H261V86ZM8 87V88H6V87ZM24 86V87H23ZM28 86V87H27ZM42 86V87H41ZM84 86H85V88H84ZM155 86V87H156ZM180 86V87H181ZM193 86V87H192ZM230 86H233L235 89H233L232 87H230ZM254 86V87H253ZM2 87V88H1ZM3 87H4V89L5 90H8L7 92L6 91H4V89H3ZM64 87V88H63ZM97 87V88H96ZM151 87H154V86H151ZM178 87V86H177ZM176 87V88H177ZM196 88V90H198L200 87L202 88H200L199 90H198V92L200 91V93L203 95V97H204V99L205 100H203V97H201V95H200V97L202 98H200L201 100H203L202 102V104L200 103L201 101H200V99H198L199 98V93H197V91L196 90H194L195 88ZM226 87V86H225ZM250 87V88H249ZM26 88V89H25ZM28 88H31V89H29V90H31L30 92L31 93H29V92H27V89ZM44 88V89H43ZM242 88L244 89V90H242ZM259 88V89H258ZM13 89V90H12ZM95 89V90H94ZM151 89V90H150ZM183 89L185 90V92H183L182 93V91H183ZM193 89V90H192ZM205 89H206V87H205ZM237 89V90H236ZM246 89V90H245ZM251 89V90H250ZM258 89V90H257ZM261 89V90H260ZM24 90V91H23ZM28 90V91H29ZM34 90H36V92L34 91ZM40 90V91H39ZM186 90H187V99L185 98V99H182V98H184L185 97V94H186ZM190 90V91H189ZM236 90V93L235 92H233V91H235ZM240 90V91H239ZM256 90V91H255ZM79 91V92H80ZM93 91H94V93H93ZM145 91V92H144ZM252 91H253V93H254V95H253V93H252ZM259 91V92H258ZM6 92V93H5ZM32 92H34V94L32 93ZM42 92V93H41ZM71 93V95L69 96V98H67V93ZM138 92H136V93H138ZM191 92H194V93H192V96H191ZM232 92V93H231ZM240 92V93H239ZM242 92H244V93H242ZM260 92H262L261 94L263 95V97H262V95L260 96H257V94H260ZM3 93V94H2ZM8 93V94H7ZM13 93V94H12ZM24 93V94H23ZM27 93H29L30 95L31 94H33V96H32V98L30 99V97L31 96H29L28 98L26 97V94ZM41 93V94H40ZM68 93V94H69ZM87 93V94H86ZM93 93V94H92ZM141 93H143V94H141ZM150 93H153V94H151L150 95ZM185 93V94H184ZM242 93V94H241ZM10 94V95H9ZM37 94V95H36ZM51 94V95H50ZM89 94V95H88ZM99 94V93H98ZM98 94H97V96H98ZM177 94V93H176ZM193 94H196V95H193ZM220 94V95H219ZM251 94L254 96H251ZM106 95H108V94H106ZM178 95H176V97L178 96ZM184 95V97H182ZM223 95V96H222ZM229 95V96H228ZM5 96V97H4ZM22 96H24V97H22ZM52 96V97H51ZM71 96H72V98L74 99V100H76V99H83V100H77L76 102H78V101H80V103L77 105L79 108H78V110H75L73 113H72V109L71 108H68V106H66V104L68 105V103H65V102H67L68 100H66V98L67 99H69L70 101H71ZM89 96V97H88ZM131 96V95H130ZM158 96V94L156 95V97ZM190 96L192 97V98H190ZM220 96V98H218ZM225 96V97H224ZM4 97V98H3ZM106 97V96H105ZM109 97V96H108ZM108 97H107V101L108 102H111L112 103V100L110 99V97H109V99H108ZM125 97H127V96H125ZM132 97V96H131ZM155 97V98H156ZM193 97L195 98L194 99V101L196 100V98L199 100H196L195 102L193 101ZM213 97L216 99L215 101L213 100ZM243 97H245L244 99H243ZM18 98H20V99H18ZM25 98V99H24ZM61 98V99H60ZM65 98V99H64ZM89 98H91V99H89ZM102 98V99H101ZM134 98V97H133ZM189 98L193 101V104H195V105H193V106H195L196 108H198L199 106H200V104H201V106L202 107H200V108H198V109H202L203 111L202 112H200V116H197L196 117V114L198 115V113L197 112H195L194 110V113H196V114H194L193 113V111L191 112V110L190 111H188V109H185V108H188V106L189 107H191V104H190V100H189ZM218 98V99H217ZM223 98H226V100L225 101H223ZM237 98V99H236ZM254 98V99H253ZM260 98V99H259ZM13 99H14V101H13ZM28 99V100H27ZM55 99V100H54ZM63 99V100H62ZM88 99H89V101H90V104H89V102H88ZM128 99V98H127ZM222 99V100H221ZM245 99H246V101H245ZM257 99H258V101H257ZM263 99V100H262ZM27 100V101H26ZM31 100V101H30ZM58 100H59V102L61 103H59L58 102ZM73 100V102H75ZM98 101V102H95V101ZM103 101V102H101V101ZM131 100V102L132 103H128V104H130V106H138V108L140 109V107H141V105H143L142 103V101H137V99L136 100H134L135 101V103H134V101L132 100V99H130ZM129 100V101H130ZM145 100H147V101H145ZM150 102H149V101ZM185 102H184V101ZM186 100H188V102L186 101ZM227 100L229 101L228 103H227ZM252 100V101H251ZM6 101V102H5ZM19 101H21V102H19ZM64 101V102H63ZM83 101V102H82ZM212 101H214V102H212ZM221 101H222V103L223 104H221ZM255 101V102H254ZM2 102V103H1ZM29 104H28V103ZM35 104H34V103ZM75 102V103H76ZM88 102V103H87ZM142 102V103H141ZM218 102H219V105H218ZM240 102V103H239ZM263 102V103H262ZM17 103V104H16ZM31 103V104H30ZM53 103V104H52ZM59 103V104H58ZM81 103H86V104H88L87 105V107L88 108H90L91 110L93 109L94 110V106H91V103H96V104H101L102 106L101 107H99V109H100V112L99 111H95L96 113L95 114H97V115H95V116H97L96 118H95V116H93V115H91L92 117H94L97 121L95 122V120L93 121V119L91 120V125L93 124V126H91L88 122L90 121L89 119H91L92 117L91 116H89V115H86L87 113H86V111H85V115H84V118L82 117L83 115H81L82 114V110H86V109H84V107H85V105L83 106V104H81ZM104 103V104H103ZM186 103V104H185ZM196 103H198L199 105L197 106V104ZM19 104H21V105H19ZM29 106H28V105ZM65 104V105H64ZM77 104V103H76ZM95 104V105H96ZM106 104V105H105ZM109 104V103H108ZM133 104V105H132ZM141 104V105H140ZM163 104V103H162ZM167 104V103H166ZM211 104L209 105V103H208V105H209V107H211ZM224 104H225V106H224ZM237 104V105H238ZM254 104H256V105H261V107L262 108H259V114L257 113V110H258V108H257V106L255 105V106H253L252 108H251V105H254ZM6 105V106H5ZM17 105V106H16ZM58 105L60 106V107H62V105H64V107H62V108H59L58 107ZM93 105V104H92ZM140 105V106H139ZM144 105H146V104H144ZM205 105H207V104H205ZM258 105V106H259ZM2 106H4L3 108H2ZM8 106V107H7ZM10 106V107H9ZM32 106V107H31ZM56 106V107H55ZM82 106H83V109H82ZM104 106V107H103ZM135 106V107H136ZM176 106H178V105H176ZM28 107V108H27ZM96 107V106H95ZM134 107V108H135ZM195 107L193 108V107H191V108H193V109H195ZM205 107V106H204ZM227 109H226V108ZM255 107L257 108V109H255ZM8 108V109H7ZM19 108H20V110H19ZM67 108L68 109H70V111L69 112H62V111H66L67 110ZM137 108V109H138ZM143 108V107H142ZM141 108V109H142ZM174 108V107H173ZM172 108V109H173ZM185 109L186 110V112L188 113H190V116H188L187 114H186V112L185 113H183L184 112V110L183 109ZM190 108V109H191ZM206 108H208L207 106H206ZM213 108V107H212ZM80 109H82V110H80ZM97 108H95V110H96ZM98 109V110H99ZM176 109V108H175ZM178 109H180L181 111H182V113L183 114H185V115H183L182 113H181V111L179 110L178 111ZM198 109H195V110H198ZM225 109V110H224ZM7 110V111H6ZM10 110H11V112H10ZM26 110V111H25ZM256 110V111H255ZM18 111V112H17ZM23 111V112H22ZM68 111V110H67ZM79 111V112H78ZM82 111V112H81ZM89 110H87V112H88ZM149 111V112H148ZM153 111V112H152ZM172 111V112H173ZM219 111H221V110H219ZM246 111V110H245ZM8 112V113H7ZM53 112V113H52ZM60 112H61V114H60ZM93 112V111H92ZM99 112V113H98ZM152 114H151V113ZM165 112V111H164ZM180 112V113H179ZM33 113V114H32ZM77 113V114H76ZM90 113H91V111H90ZM118 113V112H117ZM150 113V114H149ZM154 113V114H153ZM163 113V112H162ZM173 113V114H174ZM188 113V114H189ZM264 113V112H263ZM2 114V115H1ZM52 114V115H51ZM80 114V115H79ZM93 114H94V112H93ZM144 114V115H145ZM191 114H192V120H190V117H191ZM248 114V115H247ZM255 114V115H254ZM257 114V115H256ZM4 115V116H3ZM63 115H64V117H63ZM103 115V117H101ZM110 115V116H109ZM119 115V114H118ZM150 115V116H149ZM154 115H156V116H154ZM165 115H166V113H165ZM195 115V116H194ZM223 115H225V116H223ZM255 117H254V116ZM80 118H79V117ZM100 116V117H99ZM106 116H107V118H106ZM152 116L153 117H156V118H152ZM178 116H176L177 117V119H176V122H177V124H178V122L180 121V119H178V118H181V117H178ZM183 116H188L187 118H185V117H183ZM258 116V117H257ZM91 117V118H90ZM112 117V118H111ZM118 117V116H117ZM260 117V118H261ZM63 118H64V120H63ZM69 118V119H68ZM82 118V119H81ZM102 118V120H99V119H101ZM159 118V119H158ZM195 118H197L196 120H195ZM239 118H241V119H239ZM246 118V117H245ZM244 118V119H245ZM11 119V120H10ZM32 119V120H31ZM87 119H88V122H87ZM103 119H106V121L105 120H103ZM153 119V120H152ZM157 119V120H156ZM174 119V120H175ZM239 119V120H238ZM250 119V120H249ZM16 120V121H15ZM33 120H35V122H33ZM61 120L62 121H64L63 123L61 122ZM68 120V121H67ZM69 120H70V122H69ZM112 120V121H111ZM164 120H167V118L165 119L164 118ZM196 121V123H198V124H196V123H194L195 121ZM238 120V121H237ZM263 120H264V118H263ZM15 121V122H14ZM22 121V122H21ZM24 121H26V122H24ZM31 121V122H30ZM46 121V122H45ZM73 121V122H72ZM188 121V122H187ZM191 121H193V122H191ZM257 121H259L258 119H257ZM256 121V122H257ZM45 122V123H44ZM80 122V123H79ZM114 122V123H113ZM120 122V121H119ZM167 122V121H166ZM187 122V123H186ZM239 122L241 123V124H239ZM247 122V123H246ZM249 122V123H248ZM10 123H12V124H10ZM31 123L33 124V125H31ZM52 123V124H51ZM56 123V124H55ZM75 123V124H74ZM99 125L98 126V128H97V124ZM179 123H181V122H179ZM192 123H194V125H191ZM31 126H30V125ZM57 124H58V126H57ZM66 124V125H65ZM68 124V125H67ZM72 124H73V126H72ZM79 124V125H78ZM81 124H87L88 126H90V129H88V130H86L87 129V127H86V129L84 130L83 128H80V127H83ZM106 124V125H105ZM157 124V125H156ZM231 124H229V125H231ZM253 126H252V125ZM255 124V125H254ZM14 125V126H13ZM45 125V126H44ZM76 125H77V128H76ZM112 125V126H111ZM116 125V126H115ZM180 124H178V126H179ZM183 125V124H182ZM241 125V127H239ZM248 125V126H247ZM11 126V127H10ZM65 126V127H64ZM68 126V127H67ZM101 126V127H100ZM110 126V127H109ZM157 127V128H155V127ZM238 126V129L236 128ZM244 126V127H243ZM10 127V128H9ZM14 127V128H13ZM19 127V128H18ZM92 127H95V128H97V129H95L94 130V128H92ZM115 127V128H114ZM118 127V128H117ZM153 127V128H152ZM185 126H183V128H186ZM187 127V128H188ZM232 127V126H231ZM243 127V128H242ZM258 127V128H257ZM66 128H69V129H66ZM80 128V129H79ZM104 128H106V129H104ZM108 128V129H107ZM114 128V129H113ZM117 128V129H116ZM155 128V130L157 131H153V129ZM163 128V129H162ZM234 128H236V130L234 129ZM240 128H242V130L240 129ZM244 128H247V129H245L244 130ZM263 132H264V125H263ZM72 129V130H71ZM77 129V130H76ZM99 129H100V131H99ZM111 129V130H110ZM159 129V130H158ZM162 129V130H161ZM181 129H182V127H181ZM253 129H255V131H253ZM259 129V130H258ZM16 132H15V131ZM18 130V131H17ZM68 132H67V131ZM71 130V131H70ZM75 131L77 134H78V136H76V134L74 133V134H72V131ZM78 130H81V132H79ZM97 130H98V132H97ZM200 130V131H199ZM234 130H235V132L236 133H240V134H236L235 132H234ZM248 132H247V131ZM256 130H258V131H256ZM57 131V132H56ZM106 131V132H105ZM116 131V132H117ZM183 131V133H185L186 131L185 130H182ZM9 132V133H8ZM12 132V133H11ZM64 132H65V134L67 135V136H69V137H72L71 138V140H69L71 143H72V145H75V146H78L77 144H82L83 142H80L81 140L83 141L84 140V138H85V140L87 139V137H88V140L89 141H85L86 143H87V146H89L88 144H90L92 147H93V143H94V141H95V139H99V140H96V142H97V144L98 145H94L95 147H91L90 146V148H92L91 149V151L93 150H95V152L97 153H95L96 155H97V157H98V153H99V156H100V158L98 157H94V156H91L90 155V150H89V152H88V156L90 157V159L91 160H87V162H88V164H91L92 162L94 163L91 167H89L90 168V170L92 171L93 169H94V172L92 171V173L93 174H89L90 176H91V178L90 177H88L87 176V178H85L86 176H83V171H85L86 172V170H87V168L84 170V168L86 167H84V165H83V167L82 166H80L81 165V163H80V165H79V161H80V159H78V160H76L75 158H68L67 156H68V154H66V156H65V153L64 154H62V149L61 148H59V146H60V140H61V144L65 141V136L66 135H64ZM83 132H85V134L83 133ZM102 132V133H101ZM110 132H111V134H110ZM153 132H156V134L154 135V133ZM197 132V133H196ZM200 132H202V133H200ZM244 132V133H243ZM30 133V134H29ZM56 133V134H55ZM91 133V134H90ZM115 133V132H114ZM162 133V132H161ZM161 133H159V136H161L159 139H163L162 141H166L167 140V142H164L165 143V145H167V143H168V137L167 138H163L162 136H163V133L161 134ZM176 133H178V131L176 132ZM205 135H204V134ZM228 133V132H227ZM233 133H235L236 135H238V136H236L235 134H233ZM109 134V135H108ZM128 134V133H127ZM149 134V133H148ZM161 134V135H160ZM186 134H187V132H186ZM186 134H184V135H186ZM203 134V135H202ZM231 134H229V135H231ZM16 135V136H15ZM44 135V136H43ZM56 135V136H55ZM63 136V138H62V136ZM74 135V136H73ZM146 135V134H145ZM144 135V136H145ZM164 135H167V134H164ZM54 136V137H53ZM66 136V137H67ZM81 137V136H83V138L82 139H80V138H78V137ZM114 136H116L115 134H114ZM113 136V137H114ZM129 136V135H128ZM187 136H188V134H187ZM204 136V137H203ZM245 138V137H247L246 138V140L247 141H245V140H243L242 141V139H243V137ZM251 138H250V137ZM262 136H264V133H262ZM50 137V138H49ZM73 137H75V138H73ZM101 137V138H100ZM105 137V138H104ZM150 137H148L147 138V143H148V141H149V138ZM166 137V136H165ZM176 137H177V135H176ZM180 137H181V140H180ZM203 137V138H202ZM205 137V138H206ZM210 137V136H209ZM235 137V138H234ZM241 137V138H240ZM7 138H9L8 139V141H6L7 140ZM23 138V139H22ZM58 138V139H57ZM79 139V141H76V139ZM142 139H143V137H141ZM208 138V137H207ZM237 138H239V139H237ZM68 139V138H67ZM70 139V138H69ZM77 139V140H78ZM141 139V140H142ZM146 139V138H145ZM165 139V140H164ZM215 140V142H214V140ZM234 139H236L237 140V142L234 140ZM3 142H2V141ZM59 140V141H58ZM119 140H121V139H119ZM141 140H139V142L141 143H143V140L141 141ZM188 140V141H187ZM204 140H205V142H204ZM211 140H213V143H211L212 141ZM241 142H240V141ZM25 141H28V142H25ZM51 141V142H50ZM107 141H109L107 144H109V145H107V146H105V144H106V142ZM177 141H175L174 143H177ZM239 141V142H238ZM84 142V143H85ZM89 142V143H88ZM95 142V143H96ZM99 142V143H98ZM100 142L102 143V144H100ZM105 144H104V143ZM127 142H128V139H127ZM126 142V143H127ZM138 142V140L137 141H135L134 142V144H132V146H134V148H136L135 147V145L137 144V145H139L140 146V143ZM186 142V143H185ZM203 142V143H202ZM5 143H6V145H5ZM26 144V147L24 146L25 144ZM85 143V144H86ZM129 143V142H128ZM139 143V144H138ZM142 143H141V146H142ZM30 144V145H29ZM32 144V145H31ZM54 144H55V146H54ZM56 144H58V145H56ZM158 144V145H157ZM169 144V143H168ZM232 144V143H231ZM248 144V143H247ZM126 145V144H125ZM128 145L130 146V144H127V146L125 147L124 146V148H122V149H127L128 148ZM136 145V146H137ZM181 145V146H180ZM185 145H189V146H187L188 148H185V149H183L182 150V148H184V147H186ZM196 145V146H197ZM221 145H223V144H221ZM220 145V146H221ZM24 146V147H23ZM58 146V148L59 149H61V150H59V151H61L60 153H59V151H55V149H56V147ZM139 146L137 147V148H139ZM140 146V147H141ZM143 146H144V144H143ZM161 146H159V147H161ZM178 146V147H177ZM194 146V147H193ZM233 146V144H232V147H234ZM242 146V149H240V147ZM48 147H50L52 150H50V151H48L47 150V148ZM104 149H103V148ZM147 147H143L144 149H147ZM190 147H192V149H190L191 151L189 152V153H191L190 155L187 153L188 151H186V149H189ZM197 147V148H198ZM217 147V148H216ZM244 147V148H243ZM46 148V149H45ZM89 148V147H88ZM203 148V149H202ZM215 148V149H214ZM223 149H224V147H222ZM230 148H231V151H230ZM19 149V150H18ZM31 149H32V151H31ZM44 149V150H43ZM49 149V148H48ZM108 150L110 149V148H107ZM142 149V147L139 149V150H141ZM157 149H159V148H157ZM161 150H162V148H160ZM159 149V150H160ZM216 149H218L219 151L221 150V152H224L223 154H225L223 157L221 156L222 154H221V152H218V153H220V155H215V153L218 151V150H216ZM238 149V150H237ZM244 149H245V153H244ZM4 150H5V152H4ZM105 150V151H104ZM139 150H137L138 151V153L139 152H141V151H139ZM164 150H166V149H164ZM163 150V151H164ZM185 150V151H184ZM216 150V151H215ZM237 150V151H236ZM240 150V151H239ZM242 150V151H241ZM21 151V152H20ZM23 151V152H22ZM44 152L45 153V159L44 158H42L43 157V153H41V155H40V152ZM53 151H54V155L53 154H51V153H53ZM92 151V152H93ZM125 151V152H124ZM128 149L127 150H123L122 151V154H121V152L119 153V158H117L118 159V161H119V159L121 158V156H124V154H126V160L125 161H127L128 160V157H129V154H128ZM136 151V152H137ZM147 151V150H146ZM145 151V152H146ZM148 151H149V149H148ZM182 151H184L185 153H183ZM196 151V150H195ZM202 151V152H203ZM211 151H213V152H211ZM234 151V152H233ZM15 152V153H14ZM48 152V153H47ZM51 152V153H50ZM58 153V155L60 154V158L62 159V156H63V158H64V160L62 161L61 159H59L58 161H56L59 157H58V155H57V153ZM108 152V151H107ZM111 152V151H110ZM155 152V151H154ZM161 153H162V155L163 154H165V152L163 153L162 151H160ZM176 152V153H175ZM179 152V153H178ZM227 152V153H228ZM237 152H240L241 153V155L243 154H245L244 156L242 155H240V157H239V154L237 153ZM23 153L25 154V155H23ZM27 153V154H26ZM47 153V154H46ZM50 153V154H49ZM130 153H131V151H130ZM181 153V154H180ZM196 153V152H195ZM213 154V156H212V154ZM236 153H237V156H236V158H234L232 155L234 154V156L236 155ZM29 154V155H28ZM100 154H102V156L100 155ZM107 154H109V153H106V155ZM121 154V155H120ZM133 154V153H132ZM146 154V153H145ZM160 154V153H159ZM169 154H171V155H169ZM180 154V155H179ZM187 156H186V155ZM252 154V153H251ZM16 155V156H15ZM18 155L20 156V157H18ZM95 155V156H96ZM147 155V156H148ZM152 157H151V156ZM175 155V156H174ZM176 155H179V156H176ZM255 155V154H254ZM5 156V157H4ZM40 156H42L41 158H40ZM128 156V157H127ZM164 156V155H163ZM172 156V157H171ZM213 158H212V157ZM217 156V157H216ZM219 156H221L222 158H223V160L227 157V158H229L230 159V161H228L227 159H225V160H227V163H226V161L224 160L223 162H221L222 160V158L221 157H219ZM246 156V157H245ZM28 159H27V158ZM88 157V158H89ZM137 157V158H136ZM155 157V158H154ZM192 157V156H191ZM238 157V158H237ZM250 157H253V159H254V162H253V159L251 160L250 159ZM20 158V159H19ZM49 159V163H47L48 162V159ZM53 158L55 159V160H53ZM78 158V157H77ZM123 158V157H122ZM138 158V159H139ZM151 158H153V159H151ZM157 158V159H156ZM166 158V159H165ZM187 158V159H188ZM257 158V159H256ZM261 158H263V157H260V159ZM4 159V160H3ZM21 159H22V161H21ZM52 159V160H51ZM70 161H69V160ZM107 159H110V158H107ZM130 159H131V157H130ZM213 159V160H212ZM250 159V160H249ZM7 160V161H6ZM35 160V161H34ZM44 160V161H43ZM61 160V161H60ZM65 160H67V161H65ZM122 160V159H121ZM120 160V161H121ZM152 160V161H151ZM184 160V162L186 163H183L182 161ZM186 160V161H185ZM244 161V163H243V161ZM247 160V161H246ZM12 161V162H11ZM37 161V162H36ZM53 161H55V162H53ZM89 161H91V163H89ZM107 161V160H106ZM111 161V160H110ZM117 161V160H116ZM119 161V162H120ZM124 161V160H123ZM129 161V160H128ZM178 161V162H177ZM251 161V162H250ZM257 161H259V162H257ZM41 162V163H40ZM45 162L47 163V165L45 164ZM58 162V163H57ZM131 162V161H130ZM180 162V163H179ZM189 162H191V160L189 159ZM212 162H213V164H212ZM220 162L222 163V165H223V170H222V165L220 164ZM225 162V163H224ZM229 162H230V164H229ZM242 162V163H241ZM9 163V164H8ZM19 163V164H18ZM23 164V166H22V164ZM154 163V164H153ZM208 164H209V162H207ZM240 163H241V165H243V166H241L240 165ZM253 163V164H252ZM257 163V164H256ZM14 164L16 165V167L14 166ZM25 164V165H24ZM42 164V165H41ZM45 164V165H44ZM51 164H52V166H51ZM97 164H99V165H97ZM110 164H111V166L113 167H115L116 169H118V171H116V169L115 168H113V169H115V170H112V172L110 171V169L109 168H112V167H110ZM140 164V165H139ZM156 164V165H155ZM216 164V165H215ZM221 167V171H220V168H219V166ZM225 164H227V165H225ZM249 164V165H248ZM261 164V165H260ZM37 165V166H36ZM40 165V166H39ZM67 165V166H66ZM148 165V164H147ZM146 165V166H147ZM188 165V166H187ZM212 165V166H211ZM244 165H246V167H244ZM253 165V166H252ZM22 166V167H21ZM36 166V167H35ZM42 166V167H41ZM45 166V167H44ZM109 167V168H105V167ZM127 166V165H126ZM140 166V167H139ZM142 166V167H141ZM158 166V168H156ZM164 166V167H163ZM214 166V167H213ZM228 166V167H227ZM237 166H238V168H237ZM248 166V167H247ZM261 166V167H260ZM6 167V168H5ZM12 169H14L15 171H16V173L13 175V174H11L14 170H12ZM17 167H18V169L19 170H17ZM20 167V168H19ZM48 167H49V169H50V171H49V169H48ZM105 169H104V168ZM130 167V168H131ZM189 167V168H188ZM231 167V168H230ZM251 167L252 168H254V172H253V169H251ZM260 167V168H259ZM10 168V169H9ZM37 168V169H36ZM123 168V169H122ZM129 168V169H130ZM139 168V169H138ZM144 168V169H143ZM146 168H147V170H146ZM154 168H155V170H154ZM161 169V171H159L160 169ZM164 170H166V171H164ZM166 168V169H165ZM231 170H230V169ZM243 168H246V169H243ZM249 168V169H248ZM22 169H23V172H22ZM29 169H31V170H29ZM33 169V170H32ZM39 169V170H38ZM41 169V170H40ZM97 169H99V170H97ZM126 169H128L127 167H126ZM140 169H141V172H139L138 173V171H140ZM208 169H211V170H209L208 171ZM54 170V171H53ZM58 170V171H57ZM77 170H79V171H81L82 173L81 174H79V172L77 171ZM100 170H102V171H100ZM123 170V171H122ZM136 170H138L137 171V173H136ZM170 170V171H169ZM216 170V171H215ZM228 170V171H227ZM235 172H234V171ZM244 170V171H243ZM259 170H261L260 172L262 173V174H260V172H259ZM29 172V173H27V172ZM34 171V172H33ZM52 171V172H51ZM106 171V172H105ZM107 171H109V172H107ZM113 171H115L114 173H113ZM125 171V172H124ZM127 171V172H126ZM155 171V172H154ZM213 171H215L216 173H214ZM233 171V172H232ZM240 171H241V173H240ZM6 172V173H5ZM21 172V173H20ZM36 172H38V173H36ZM43 172V173H42ZM85 172H84V174H85ZM163 172H164V174H163ZM167 173V175H166V173ZM209 172V173H208ZM228 172V173H227ZM258 172H259V174H258ZM11 175H10V174ZM23 173V174H22ZM51 173V174H50ZM53 173V174H52ZM87 173H88V171H87ZM111 173V174H110ZM118 173V174H117ZM128 173H132V174H128ZM134 173H136V175L134 174ZM140 173H142V175H140ZM144 173V174H143ZM160 173H162V174H160ZM177 173V174H176ZM186 173V175H184ZM212 175H211V174ZM218 173V174H217ZM243 173V174H242ZM6 174L9 176H7L6 177ZM47 174H49V175H47ZM61 174H62V176H61ZM95 174V175H94ZM115 174H116V177H115ZM150 174V175H149ZM168 174H170V175H168ZM183 174V175H182ZM225 174H226V176H225ZM233 174V175H232ZM13 175V176H12ZM23 175H24V177H23ZM29 177H28V176ZM55 175V176H54ZM57 175V176H56ZM94 175V176H93ZM110 175H111V177H110ZM120 175V176H119ZM132 175V176H131ZM153 175V176H152ZM166 175V176H165ZM180 175V176H179ZM182 175V176H181ZM228 175V176H227ZM243 175V176H242ZM3 176H5V177H3ZM16 178H15V177ZM20 176V177H19ZM31 176V177H30ZM71 176H72V178H71ZM76 176H77V180H80L81 182H79L78 181V183H82V184H85L86 186H81V185H79L78 186V183L76 182L77 180H76ZM97 176V177H96ZM113 176V177H112ZM131 176V177H130ZM142 176V177H141ZM143 176H144V178H143ZM151 176V177H150ZM165 176V177H164ZM173 176V177H172ZM179 176V177H178ZM204 176H205V178H204ZM209 176V177H208ZM230 176H232V177H230ZM241 176V177H240ZM246 176V177H245ZM1 177H3V178H1ZM19 177V178H18ZM21 177H22V179H21ZM36 177V178H35ZM45 177V178H44ZM48 179H47V178ZM56 177V178H55ZM60 177V178H59ZM97 178V179H95V178ZM101 177V178H100ZM127 177V179H125ZM129 177V178H128ZM168 177H170V178H168ZM177 177L178 179H176L175 180V178ZM206 177H207V179L209 178L210 180H209V182H208V180L206 179ZM229 177V178H228ZM236 177V178H235ZM26 178V179H25ZM29 178V179H28ZM99 178H100V180L101 181H99ZM115 178V180H112V179H114ZM132 178V179H131ZM167 178L169 179V181L167 180ZM182 178V179H181ZM189 180H188V179ZM220 178V179H219ZM224 178V179H223ZM231 178V179H230ZM240 178V179H239ZM249 178H250V180H249ZM253 178V179H252ZM6 181H5V180ZM44 179V180H43ZM74 179V180H73ZM90 179V180H89ZM129 179V180H128ZM134 179H135V181H134ZM147 179V180H146ZM185 179H187L186 181H185ZM215 179V180H214ZM244 179V180H243ZM16 180V181H15ZM64 180V181H63ZM66 180V181H65ZM76 180V181H75ZM118 180V181H117ZM166 180V181H165ZM172 180V181H171ZM182 182H181V181ZM206 180H207V182H206ZM223 180H225V181H223ZM229 180H231V181H229ZM233 180H235V181H233ZM253 180V181H252ZM3 181V182H2ZM45 181V182H44ZM115 181V182H114ZM174 181H176V182H174ZM183 181L184 182H186V183H183ZM187 181H188V183H187ZM194 182V183H191V182ZM200 181V182H199ZM213 181V182H212ZM250 181H251V183H250ZM22 182V183H21ZM63 182V183H62ZM128 182V184H125V183H127ZM137 182V183H136ZM161 182V183H160ZM164 183V186H163V183ZM168 182V183H167ZM173 182H174V184L175 185H173ZM226 182H228V184H229V186H227L228 184L226 183ZM231 182H234V183H232L231 184ZM255 182V183H254ZM259 182V183H258ZM65 183V184H64ZM111 183V184H110ZM115 183H117V184H115ZM124 183V184H123ZM130 183L132 184V185H130ZM180 183H182L181 185H180ZM193 184L192 186H191V184ZM196 183H197V185H199L198 187H200V186H202V187H200V189L201 188H203V187H207L206 188V192L203 190V189H201V190H203L202 191V195H201V197H200V202L198 201V203H197V205L196 206H198V205H200V204H204V205H208V208L207 207H204L203 209H202V213L204 214V217H206L205 215V213H208L207 215V219L205 218V219H203L202 218V213H201V211H199L200 210V206H198V207H196L195 209H194V207H195V203H194V206H193V199H194V201H196V199L195 198H197V199H199L198 198V196H197V194H195V193H197V192H195L196 190H197V188H196ZM198 183H201V184H198ZM211 185H210V184ZM214 183V184H213ZM221 184V187H219L220 186V184ZM222 183H223V185H222ZM246 183H248V184H246ZM257 183V184H256ZM113 184V185H112ZM151 184H152V187L154 186V189L151 187ZM170 184L172 185V186H170ZM185 184V185H184ZM195 184V185H194ZM205 184H207L206 186H205ZM226 184V185H225ZM241 184H243V185H241ZM245 184V185H244ZM254 184V185H253ZM2 185V186H1ZM119 185V186H118ZM125 185H127V186H131L130 188H128V187H126L127 188V194H124L125 193V191H124V193H122V191H123V187H125ZM140 185V186H139ZM183 185H184V187H183ZM186 185H188V188H187V186ZM190 185V186H189ZM219 185V186H218ZM12 186H14V187H12ZM53 186V187H52ZM63 186V187H62ZM123 186V187H122ZM132 186H133V188H132ZM136 186V187H135ZM149 186V187H148ZM157 186V187H156ZM180 186H182L181 188H180ZM213 186V187H212ZM223 186V187H222ZM225 186H227V187H225ZM238 186V187H237ZM45 187H47V188H45ZM117 187V188H116ZM137 187H138V189H137ZM141 187V188H140ZM171 189H170V188ZM178 187V188H177ZM196 188V190H194V191H192L193 189H195ZM239 189L240 187V189H246V190H241L242 192H241V196L239 195L240 194V192H237V188ZM17 188V189H16ZM35 188V189H34ZM37 188V189H36ZM55 188V189H54ZM62 188V189H61ZM116 188V189H115ZM121 188V189H120ZM135 188V189H134ZM148 188V189H147ZM170 190H169V189ZM175 190H174V189ZM183 188V189H182ZM185 188V189H184ZM189 188H191V189H189ZM204 188V189H205ZM213 188V189H212ZM217 188H218V190H217ZM9 189V190H8ZM27 189V190H26ZM31 189H32V191H31ZM52 189V190H51ZM100 189V190H99ZM119 191H118V190ZM140 189V190H139ZM165 189H166V192H164L165 191ZM178 189V190H177ZM199 189V190H200ZM220 189V190H219ZM229 189H230V191H229ZM261 189V190H260ZM263 189V190H262ZM88 190H91V193L90 194H94L95 192V195H90V196H94V198H95V196H101V198H100V200H102V199H104L107 203H103V205L101 204V206L103 207V206H105L106 204H107V206H105V207H103V209L105 208V210L106 211H102L103 209H101V211H102V213L104 212H108V213H105L106 215L104 216V217H106L105 219H109L110 218V222H108V224H104V226L105 225H107V227H105V228H103L101 225L99 226V227H101V228H99L98 226H97V224H94L93 225V227H90V228H92L93 230H95L94 231V233H91V232H93V230L91 229V231L90 230H88V223L89 222H91L92 224L93 223H95V219H93L92 218V214L94 213V212H97V211H95L96 210V208H95V203H97L98 202V200H99V198L98 197H96V199L98 198V200H97V202H95L96 201V199H94L93 197H89L88 196V193L90 192H88L87 193V191ZM117 190V191H116ZM125 190V189H124ZM150 190V191H149ZM155 190V191H154ZM180 190V191H179ZM215 190H217V194L215 193ZM223 190V191H222ZM236 190V191H235ZM101 191V192H100ZM120 191H121V193L122 194H120ZM142 191V192H141ZM152 191H153V194H152ZM179 193H178V192ZM198 191V190H197ZM210 192V193H208V192ZM214 191V192H213ZM228 191V192H227ZM259 191H260V193H259ZM15 192V193H14ZM18 192V193H17ZM23 192V193H22ZM31 192V193H30ZM34 192V193H33ZM54 192H55V194H54ZM76 192H77V194H76ZM84 193V195H83V193ZM106 192V193H105ZM161 192V193H160ZM194 192V194H192ZM234 192V193H233ZM246 192H248V194L249 195H245V194H247ZM87 193V194H86ZM102 193V194H101ZM201 192H199V194H200ZM212 193L213 194H216V196L215 195H213V198L214 199H212V197H211V195H212ZM223 193H225V196L223 197V195H220V194H223ZM236 193H237V195H236ZM261 195H259V194ZM20 194V195H19ZM60 194V195H59ZM75 194V195H74ZM79 194V195H78ZM86 194V195H85ZM97 194V195H96ZM167 194V195H166ZM185 194V195H184ZM211 194V195H210ZM227 194V195H226ZM28 195V196H27ZM30 195V196H29ZM183 195V196H182ZM192 195V196H191ZM196 197H195V196ZM206 196V197H204V196ZM229 195V197H227ZM245 196V198H246V200L243 198L244 196ZM260 197H259V196ZM59 196V197H58ZM88 196V197H87ZM237 198H235V197ZM254 196V197H253ZM22 197H23V199H22ZM30 197V198H29ZM66 197V198H65ZM74 197H76V198H74ZM133 197V201L131 200V198ZM138 197V198H137ZM146 197V198H145ZM160 197H161V199H160ZM163 197V198H162ZM165 197V198H164ZM180 197V198H179ZM191 197H193V198H191ZM219 198V199H216V198ZM239 197V198H238ZM251 197H253V198H255V199H253L252 198V200H251ZM258 197V198H257ZM28 198V199H27ZM92 198V199H91ZM159 198V199H158ZM171 198V199H170ZM188 198V199H187ZM204 198H209L208 199V201H206L207 199H204ZM226 198H228V199H226ZM241 198V199H240ZM250 198V199H249ZM263 198V199H262ZM26 199V200H25ZM146 199V200H145ZM192 199V200H191ZM201 199H204L205 200V202H204V200H201ZM210 199H212V201L213 200H217V201H215L216 203L215 204H213L212 206H211V204L213 203ZM222 199V200H221ZM226 199V200H225ZM248 199V200H247ZM20 200V201H19ZM62 200H63V203H61L62 202ZM67 200V201H66ZM76 200V201H75ZM81 200H84L85 202H87L86 204L84 203V201H81ZM95 200V201H94ZM99 200V201H100ZM121 200H123L122 202H125L124 200H131L130 202H132L131 204H130V202H127L126 204L128 205L129 204V207H128V209H125V208H127V207H125V208H122V210H120V207L119 208H117V210H119V212L115 209L116 207H118L119 206V204H120V201ZM161 200H162V203H163V205H162V203H161ZM168 200V201H167ZM186 200V201H185ZM218 200H220L219 202H223L224 200L226 201L224 204L223 203H221V205L219 204V202H218ZM239 200H241V201H239ZM254 200V201H253ZM31 201V202H30ZM93 201L95 202L94 203V207L91 205V204H93ZM114 201V202H113ZM143 201H144V203H143ZM172 201V202H171ZM210 201H211V203H210ZM229 201V202H228ZM233 201V202H232ZM243 201V202H242ZM256 201V202H255ZM102 201H100V202H98V204H99V207H100V203H101ZM104 202V201H103ZM113 202V203H112ZM115 202H117V204L116 205H118V206H116L115 205ZM135 203V205H134V203ZM139 202V203H138ZM182 204V205H180V203ZM197 202V201H196ZM231 202V203H230ZM249 202V203H248ZM255 202V203H254ZM261 202V203H260ZM15 203V204H14ZM30 203V204H29ZM51 203H53V204H51ZM78 203H80V204H78ZM84 203V204H83ZM110 203V204H109ZM112 203V204H111ZM166 203V204H165ZM192 203V204H191ZM87 204H90V205H87ZM123 204H125V203H123ZM139 204V205H138ZM140 204H142L141 206H140ZM189 204V205H188ZM202 204V207L204 206ZM248 204V205H247ZM8 205V206H7ZM16 205V206H15ZM21 205V206H20ZM52 205V206H51ZM64 205H65V207H64ZM80 205V206H79ZM84 205V209L87 207L88 209L90 208V210H89V212L91 213H89V214H86V215H89V217L88 218H85V221H88L87 222V229L85 230V226H83V225H81V226H83V227H81V226H78L79 224L78 223H80L81 222V220H80V222H78L79 220V216L78 215H84V216H86L85 214H83L84 213V210H83V208L81 207V206H83ZM121 205H122V203H121ZM138 205V206H137ZM165 205V206H164ZM187 205V206H186ZM192 205V206H191ZM216 205V206H215ZM220 205V206H219ZM222 205L223 206H225V208L227 207V208H229L230 206H232L231 208H229V213H227V212H225V215H227V216H225L224 217V215L222 214L221 215V213H223L224 212V210H223V208H222ZM230 205V206H229ZM233 205H235L236 207H234ZM241 205V206H240ZM252 205V206H251ZM253 205H254V207H253ZM7 206V207H6ZM114 206V207H113ZM126 206V205H125ZM132 206V207H131ZM134 206V207H133ZM172 206V207H171ZM175 206H177V207H175ZM210 206V207H209ZM220 207L219 209L218 208H216V207ZM12 207V208H11ZM15 207V208H14ZM18 207V208H17ZM27 207V208H26ZM64 207V208H63ZM93 207V208H92ZM97 207H98V205H97ZM102 207H100V208H102ZM110 209H109V208ZM113 209H115V211L113 210L112 211V208ZM123 207V206H122ZM137 207V208H136ZM139 207V208H138ZM190 207H192V208H190ZM213 207V208H212ZM24 208V209H23ZM79 208H82V210H83V212L81 211V209H80V213H79ZM87 208H86V210H87ZM92 208V209H91ZM109 210H108V209ZM164 208V209H163ZM175 208H177V209H175ZM187 208H188V210H187ZM189 208H190V210H189ZM212 208V209H211ZM226 208V209H227ZM253 208V209H252ZM10 209V210H9ZM93 209H95L94 211H93ZM131 209V210H130ZM159 209V210H158ZM184 211H183V210ZM206 209H208L205 213H204V211L206 210ZM211 209V210H210ZM217 209H218V211H217ZM255 209V210H254ZM30 212H29V211ZM57 210H58V212H57ZM85 210V211H86ZM98 210V209H97ZM108 210V211H107ZM128 210V211H127ZM135 210H136V212H135ZM163 210V211H162ZM198 212H200V213H198ZM204 210V211H203ZM228 210V209H227ZM246 210V211H245ZM248 210V211H247ZM252 210V211H251ZM14 211H15V213H14ZM63 211V212H62ZM78 211V213L76 214V212ZM117 211V212H116ZM138 211V212H137ZM221 211V213L219 214V212ZM223 211V212H222ZM226 211V210H225ZM233 211V212H232ZM252 212V213H250V212ZM10 212V213H9ZM115 213V214H113L112 215V213ZM184 212V213H183ZM212 212V213H211ZM29 213V214H28ZM41 213V214H40ZM70 213V214H69ZM76 215H75V214ZM87 213V212H86ZM165 213V214H164ZM178 213H180V214H178ZM227 213V214H226ZM12 214V215H11ZM53 214V215H52ZM167 214V215H166ZM172 214H174V215H172ZM209 214L211 215V216H209ZM221 215V216H223V217H221V216H219V215ZM232 214H233V216H232ZM258 214V215H257ZM16 215V216H15ZM18 215V216H17ZM66 215H67V217H66ZM94 215V214H93ZM109 215H111L112 216V218L109 216ZM177 215V216H176ZM185 215V216H184ZM197 215L199 216V218L201 219V222H199L200 221V219H198V217H197ZM202 215V216H201ZM235 215V216H234ZM255 215V216H254ZM14 216V217H13ZM26 216V217H25ZM53 216V217H52ZM76 216H78L79 218H77ZM91 216V217H90ZM116 216V217H115ZM127 216V217H126ZM164 216V217H163ZM216 216V217H215ZM237 216H239L238 218H237ZM244 216V217H243ZM252 216V217H251ZM256 216H258L257 218H256ZM37 217V218H36ZM54 217H55V219H54ZM95 217V216H94ZM107 217H109V218H107ZM157 217H159V218H157ZM174 217V218H173ZM176 217V218H175ZM177 217L178 218H181V219H183V220H181L182 221V223H181V221L179 222V219L177 220ZM195 217H197V221H196V219H195ZM221 217V218H220ZM256 218V220L257 221H260L259 223L258 222H256V220L254 221V222H252V219H255ZM58 218V219H57ZM60 218V219H59ZM82 218L84 219V217L82 216ZM168 218H169V220H171L170 222L172 223V225H170V224H166V222H169L168 221ZM187 218V219H186ZM188 218H193L191 221L193 222V223H195V226H194V224L192 225H190V228L191 229H187L188 227H189V224H187L189 221V219ZM210 218H211V221H212V224L210 223ZM233 218V219H232ZM6 219H7V222H6ZM22 219V220H21ZM35 219V220H34ZM54 219V220H53ZM68 219V220H67ZM74 219V220H73ZM103 220H104V218H102ZM163 219V220H162ZM173 219H175V221H173ZM220 219H222V221L223 222H225V220L226 221H228L227 223H231L232 225H230L229 227L227 226V225H225ZM237 219V220H236ZM21 222H20V221ZM38 220V221H37ZM53 220V221H52ZM59 220V221H58ZM64 220V221H63ZM72 220V221H71ZM163 221V222H161V221ZM185 220V221H184ZM195 220V221H194ZM238 220H239V222H238ZM12 221V222H11ZM18 221V222H17ZM23 221V222H22ZM68 221V223H66ZM109 221V220H108ZM166 221V222H165ZM173 221V222H172ZM215 221V222H214ZM240 221H241V223H240ZM4 222V223H3ZM45 222V223H44ZM70 222H72V226H75V233H74V235L76 236V234H78V230H79V232H80V235L82 236V235H84L85 234V232L87 233V235L89 234V231H90V234H93L92 236H95L94 234H97V231L98 232H100V234L102 235V232H103V229H104V232H107V231H109L108 233H106V235L108 236V234L109 233H111V234H109L110 236L112 235V239L110 238V236L108 237V238H110L111 240H112V242H110L109 240H107V244H104L105 242H106V237H105V233L103 232V237L105 238V239H101V240H99L100 238H102V236L100 237V236H98L99 234H97L95 237H94V239L96 240V241H94V239H92L90 242H89V245H85L83 248H82V246H80L79 245V252L78 251H76L75 252V249H74V245L75 244H77V243H75V244H73V241L75 242V240H73L74 238H73V236L72 237H70V235H69V233H68V229L69 228H73L72 226L70 227V226H68L69 225V223ZM103 222V221H102ZM169 222V223H170ZM176 222V223H175ZM185 222H187V223H185ZM197 222V223H196ZM202 222H206L208 225L206 226V227H208V226H210V225H212L211 227H213L211 230H209V228L208 229H206V227L204 226L205 224H203ZM245 222V223H244ZM246 222H251L250 224H249V226H247L248 224H246ZM6 223V224H5ZM20 223H21V225H20ZM44 223V224H43ZM52 223V224H51ZM55 223L57 224V225H55ZM65 223V224H64ZM73 223H74V225H73ZM82 223V222H81ZM90 223V224H91ZM110 223V224H109ZM173 223L175 224V226H176V229H177V232H176V229H173V228H175V226L173 225ZM178 223H179V225L180 224H182L183 225V229L181 228V225L180 226H178L177 227V225H178ZM184 223L186 224V227H184ZM190 223V222H189ZM198 223H201V224H198ZM240 223V224H239ZM255 223H258V224H255ZM100 224H102L101 222H100ZM102 224V225H103ZM196 224L197 225H200V230L201 231H203V230H205L206 229V232L205 231H203V232H205L206 234H207V230H209L210 231V233H208V235L209 236H211L210 238L211 239H209L208 237H206L207 238V240L209 239L210 240V242H209V240L207 241V240H205L204 241V238H205V233H203L202 232V234L204 235V237H203V235H201V237L199 236V235H197V233H199V234H201L199 231H198V229L196 228ZM202 224H203V226H204V228H202L201 226H202ZM237 224V225H236ZM244 224V225H243ZM16 225V227H14ZM42 225H44V227L42 226ZM70 225H71V223H70ZM85 225V224H84ZM109 225H110V227H109ZM162 225H163V227H162ZM168 225H170L169 227H171V228H169V227H167V229H166V226ZM221 225V226H220ZM242 226L241 228H239V226ZM246 225V226H245ZM35 226H36V228H35ZM52 226V227H51ZM67 226L69 227L67 230H65V228H67ZM78 226V227H77ZM92 226V225H91ZM94 226H97V228L99 229V230H96L95 228H94ZM135 226V227H134ZM188 226V227H187ZM217 226V227H216ZM220 226V227H219ZM228 227V229H227V227ZM259 226V225H258ZM47 227V228H46ZM82 229H81V228ZM131 227V228H130ZM180 227V228H179ZM218 227H219V229H221V230H219L218 229ZM83 228H84V230H83ZM103 228V229H102ZM108 228V230L106 231V229ZM168 228H169V231H168ZM225 228V229H224ZM232 228V229H231ZM39 229V230H38ZM47 229V230H46ZM50 229V230H49ZM102 229V230H101ZM110 229V230H109ZM181 229H182V231H181ZM184 229H186V230H184ZM195 229V230H194ZM203 229V230H202ZM214 229V230H213ZM248 229V230H247ZM80 230H83L82 232L84 233V234H81L82 232L80 231ZM127 230H128V232H127ZM137 230V231H136ZM145 230V231H144ZM148 230H149V232H148ZM184 230V231H183ZM190 230H191V232H190ZM236 232H235V231ZM252 230V231H251ZM66 232L67 231V233L68 234H66V235H69L68 236V238L70 237V238H72V243H70L71 241H69V243L70 244H68V240H71L70 238L68 239V238H66L67 236L65 235V237L62 235L61 236V233L62 234H64L63 232ZM73 231V230H72ZM88 231V232H87ZM130 231V232H129ZM135 231H136V235H135ZM147 231V232H146ZM175 232V234H174V232ZM181 233H180V232ZM188 231V232H187ZM197 233H196V232ZM222 233H221V232ZM31 232V233H30ZM49 232V233H48ZM74 232V231H73ZM137 232L140 234V235H137ZM143 232V233H142ZM145 232V233H144ZM164 232V233H163ZM182 232L184 233V234H182ZM187 232V233H186ZM229 232V233H228ZM247 232H248V234H247ZM252 232V233H251ZM51 233V234H50ZM54 233V234H53ZM71 233V232H70ZM141 233H142V235H141ZM147 233V234H146ZM151 233V234H150ZM180 233V234H179ZM213 233H215V234H217L216 236H215V234H214V236H212L213 235ZM219 233V234H218ZM33 234H34V236H33ZM37 234V235H36ZM52 234H53V236H52ZM58 234V235H57ZM73 234V233H72ZM71 234V235H72ZM164 234V235H163ZM165 234H166V236H165ZM170 234H172L173 235V237L170 235ZM182 234V235H181ZM186 234V235H185ZM212 234V235H211ZM232 234V235H231ZM35 235H36V237H38L37 238V241H40V238H41V240L43 241L42 243V247H41V245H40V243H39V247H38V245H37V241H36V238H35V240H34V237H35ZM44 235V236H43ZM153 235V236H152ZM223 235V238H221V236ZM254 235V236H253ZM259 235V236H258ZM33 236V237H32ZM74 236V237H75ZM79 235H77L76 236V239H77V237H78ZM91 236V235H90ZM144 236V237H143ZM177 236V237H176ZM180 236H182V237H180ZM230 236H232V237H230ZM252 236V237H251ZM40 237V238H39ZM53 237V238H52ZM58 237H60L61 238V240H60V238L58 239ZM64 237V238H63ZM80 237V236H79ZM78 237V239L79 240H81V241H83V238L85 237H87V239H85L84 238V242L87 240L88 241V237H89V235L88 236H86V235H84V237L82 238H79ZM98 237V238H97ZM143 237V238H142ZM168 237V238H167ZM216 237V238H215ZM218 237H219V239H218ZM248 237V238H247ZM252 239H251V238ZM45 238H44V240H45ZM65 238H66V241H65ZM183 238H184V240H183ZM199 238H203V242H202V239L199 241L198 239ZM221 238V239H220ZM228 238V239H227ZM234 238V239H233ZM31 239H32V241H31ZM39 239V240H38ZM53 239V240H52ZM55 239H57L56 241H55ZM62 239H64V241H62ZM114 239H116V241H117V243H118V245L116 244V245H114L113 243H115V241H114ZM136 239V240H135ZM144 239V240H143ZM172 239V240H171ZM186 239V240H185ZM218 239V240H217ZM230 239V240H229ZM261 241H260V240ZM59 240V241H58ZM78 240V241H79ZM89 240H90V238H89ZM103 240H105V242H103V243H101ZM123 240V241H122ZM138 240V241H137ZM150 240L151 241H155V243H153V242H150ZM164 240H166V241H164ZM182 240H183V242H182ZM243 240V241H242ZM250 240V241H249ZM35 241V242H34ZM109 241V242H108ZM164 241V242H163ZM168 241V242H167ZM170 241H172V242H170ZM182 243H181V242ZM186 241V242H185ZM187 241H189L188 242V244H187ZM196 241H197V243H196ZM219 241V242H218ZM228 241V242H227ZM263 241V242H262ZM41 242V241H40ZM50 242H49V244H50ZM145 242V244L144 245H146L145 247H144V245H143V243ZM175 242V243H174ZM185 242V243H184ZM217 242V243H216ZM229 242H230V244H229ZM80 243V242H79ZM82 243V242H81ZM86 244L88 243V242H85ZM84 243V244H85ZM92 243V244H91ZM108 243H109V245H108ZM113 245H112V244ZM137 243V244H136ZM149 243V244H148ZM153 243V244H152ZM165 243H166V245H169V246H171V247H166V249L167 248H172L175 244H176V248L175 247H173L172 249H175L174 251H175V254L173 253L174 251L172 250V252H171V249H170V251L169 250H167V252L164 250V249H162V250H164L167 254H165V252H162V254L163 255H166V257L165 258H161V256L162 255H160V250L158 249V248H156V247H159L160 249H161V247H163V248H165L164 246H165ZM168 243H171V244H173V245H171V244H168ZM184 243V244H183ZM190 243V244H189ZM198 244H200V245H198V247L200 246H202L201 248H196L197 247V245ZM209 243V244H208ZM251 243V244H250ZM110 244H111V246H110ZM124 244V245H123ZM151 244V245H150ZM178 244V245H177ZM181 244V245H180ZM187 244V245H186ZM193 244H194V246H193ZM201 244H204V245H201ZM207 244L209 245V247H210V249H208V246H207ZM225 244V245H224ZM257 244V245H256ZM34 245V246H33ZM37 245V246H36ZM78 245V244H77ZM83 245V244H82ZM99 245V246H98ZM103 245V246H102ZM130 247H129V246ZM155 245V246H154ZM156 245H158V246H156ZM164 245V246H163ZM180 245V246H179ZM252 247H251V246ZM44 246H45V249L43 248V250L42 251H44L45 252V254L46 253H48L49 251L50 252H52L53 254L51 255V257H52V259H54L53 257L56 255V254H54V252L52 251V249H51V247H52V245H50L51 247H50V250H49V247L48 246H46V243L44 244ZM113 246H115V248L113 247ZM116 246H118V247H116ZM135 246H137L136 248H135ZM186 246V248L185 249H183L184 247ZM254 246V247H253ZM36 247H38V248H40L39 249V251H35V250H37V248ZM48 247V248H47ZM57 247V246H56ZM76 247V246H75ZM96 247V248H95ZM102 247H103V251L105 252V253H103V251H102ZM110 247V248H109ZM124 247V248H123ZM142 247H144V248H142ZM149 247V248H148ZM180 247H181V249H180ZM183 247V248H182ZM194 247V248H193ZM246 249H245V248ZM259 247V248H258ZM33 248H35V249H33ZM46 248L49 250L48 252H46L47 250H46ZM55 248V247H54ZM65 248V249H64ZM71 248V249H70ZM77 248V247H76ZM81 248H82V250H81ZM105 248V249H104ZM121 248V249H120ZM134 248V249H133ZM142 248V249H141ZM244 248V249H243ZM260 250H258V249ZM263 248V249H262ZM57 249H59V252L61 253V249H60V246H59V248L57 247ZM67 249V250H66ZM109 249H111V250H109ZM127 249V250H126ZM128 249H129V251H128ZM150 249H151V251H150ZM180 249V250H179ZM207 249V250H206ZM250 249V250H249ZM54 250H56V248L54 249ZM61 250V251H60ZM74 252H73V251ZM124 250H126V251H124ZM131 250V251H130ZM143 250V251H142ZM147 250V251H146ZM202 250H204V251H202ZM252 250H254V251H252ZM41 251V252H42ZM58 251V250H57ZM57 251H55V253L57 252ZM72 251V252H71ZM88 251H89V253H88ZM128 251V252H127ZM146 251V252H145ZM153 251H155V252H153ZM180 251V253H178ZM27 252V253H26ZM30 252V253H29ZM34 252V253H33ZM41 252L39 253V254H41ZM44 252H42V253H44ZM119 252V253H118ZM158 252H159V254H158ZM169 252V253H168ZM182 252V253H181ZM204 252H206L205 254H204ZM208 252H210V254L208 253ZM252 252V253H251ZM255 254H254V253ZM29 253V254H28ZM59 253V254H60ZM82 253V254H81ZM109 253H110V255H109ZM131 253V254H130ZM144 253H146L145 255H144ZM170 253H173V254H170ZM177 253H178V256H177ZM183 253H184V256L185 257H183L182 255H183ZM189 253V252H188ZM259 253V254H258ZM262 253V254H261ZM32 254H34L33 256H32ZM59 254H58V258H59ZM88 254H91V255H88ZM93 254V255H92ZM101 254V255H100ZM105 254V255H104ZM137 254H138V256H137ZM180 254H181V258H180ZM247 254V256H245ZM248 254H250V255H248ZM253 254V255H252ZM261 254V255H260ZM27 255V256H26ZM41 255H43V254H41ZM48 255H50V254H48ZM47 255V256H48ZM54 255V256H53ZM62 255H64V254H62ZM72 255V256H71ZM144 255V256H143ZM152 255V256H151ZM157 255V256H156ZM175 255V256H174ZM242 255H243V258H242ZM252 255V256H251ZM38 256V255H37ZM47 256H45V255H43V256H41V257H44L45 259H48V260H51V257H47ZM67 256H63L64 258L65 257H67ZM89 256V257H88ZM117 256V257H116ZM129 256V257H128ZM146 256V257H145ZM156 256V257H155ZM169 256V257H168ZM205 256V257H204ZM207 256H209L210 258H208ZM257 256V257H256ZM17 257V258H16ZM20 257H22V258H20ZM35 259H33V258ZM36 257V258H35ZM56 257H57V255H56ZM55 257V258H56ZM61 257V256H60ZM76 257H77V260H76ZM97 257V258H96ZM103 257V258H102ZM105 257V258H104ZM138 257V258H137ZM141 257V258H140ZM148 257H150V258H148ZM168 257V258H167ZM172 257V258H171ZM174 257V258H173ZM203 257V258H202ZM63 258V261H61L62 259L61 258H59L58 260H56V259H54V260H56V262L58 263V264H66L67 262H70L69 260H71L70 258H66V259H64ZM132 258V259H131ZM145 258V259H144ZM147 258V259H146ZM181 260H180V259ZM192 258V259H191ZM212 258V259H211ZM217 258V259H216ZM252 258H254L255 259V261H254V259H252ZM257 258V259H256ZM260 258V259H259ZM31 259V260H30ZM32 259L34 260V261H32ZM39 259H42V258H39ZM61 259V260H60ZM80 259V260H79ZM135 259V260H134ZM151 261H150V260ZM156 259V260H155ZM167 259H169V262L167 261V263H165L164 261H166ZM197 260V261H195V260ZM207 259H210V261H208ZM218 259H219V261H218ZM247 260V261H244V260ZM18 260V262H15V261H17ZM22 260H21V263H22ZM30 260V261H29ZM54 260H52V262L54 261ZM79 260V261H78ZM89 260V261H88ZM132 260H134V261H132ZM164 260V261H163ZM178 260H180V261H178ZM195 261V262H193L192 263V261ZM259 260V261H258ZM26 261H28V262H26ZM38 261V263H39V260H37ZM41 261H43V259L41 260ZM75 261V262H74ZM143 261V262H142ZM147 261V262H146ZM154 261V262H153ZM184 261H187V260H184ZM241 261V262H240ZM10 262V263H9ZM48 261H44V262H42V263H44V264H48L49 262H51V261H49L48 263H47ZM51 262V263H52ZM70 262V263H71ZM87 262H90V263H87ZM100 262V263H99ZM211 262V263H210ZM255 262V263H254ZM260 262V263H259ZM20 263V264H21ZM55 262H53L52 264H54ZM70 263H67V264H70ZM183 263V262H182ZM181 263V264H182ZM33 264V263H32ZM41 264V263H40ZM184 264V263H183ZM187 264H188V262H187Z\"/></svg>", "mask_w": 264, "mask_h": 264}, {"label": "bare ground", "instance_id": "2", "mask_svg": "<svg viewBox=\"0 0 264 264\" xmlns=\"http://www.w3.org/2000/svg\"><path fill=\"white\" fill-rule=\"evenodd\" d=\"M5 1H6V0H5ZM14 1H15V0H14ZM14 1H13V2H14ZM17 1H18V0H17ZM19 1H20V0H19ZM30 1H31V0H30ZM40 1H43V0H40ZM40 1H39V2H40ZM50 1H51V0H50ZM53 1H55V0H53ZM53 1H52V4H54ZM58 1H60V0H58ZM62 1H63V0H61V2H62ZM105 1H106V0H100V3H99V0H97V2H95V3H97V4H95V5H98V3H99L100 5L103 6L104 3H105ZM128 1H129V0H128ZM128 1H123V2H128ZM140 1H141V0H140ZM142 1L145 2V0H142ZM142 1H141V2H142ZM147 1H148V0H146V2H147ZM151 1H152V2H151ZM151 1H150V2L153 3V5H154V4L156 3V1H158V0H154L155 3H154L153 0H151ZM171 1H172V0H171ZM184 1H185V0H184ZM192 1H193V0H192ZM201 1H202V0H201ZM205 1H207V0H205ZM208 1H209V0H208ZM212 1H213V0H212ZM214 1H215V0H214ZM217 1H218V0H217ZM217 1H215V2H217ZM238 1H239V0H238ZM238 1H237V0H220V4H221V6H219V5H220V4H219V1H218V4H217V3H216V4H217V7H220V9H221V7L224 8V9H226V8H225L226 6H232V7H233V5H236L235 3H239V4H240L241 1H239V2H238ZM258 1L261 2V0H258ZM258 1H257V2H258ZM13 2H12V3H13ZM15 2H16V1H15ZM31 2H32V1H31ZM37 2H38V1H37ZM37 2L35 1L36 4H37ZM44 2H45V1H44ZM47 2L49 3V1H47ZM61 2H60V3H61ZM102 2H103V3H102ZM107 2H108V0L106 1V4H108ZM123 2H122V4H123ZM129 2L133 3L134 1H129ZM135 2H138V3H139V1H135ZM148 2H149V1H148ZM150 2H149V3H150ZM159 2H161V3H160V5H159V4H158V5H159L160 7H162V10H164V11H163V15H162V11H161V10L159 11L160 8H159V9L157 8V11H151V10H149L153 5L150 7L149 4L144 5L145 3L142 4V3H143V2H142V3H140V4H141L140 7H143V9H145V7L148 6V8H149V9H147V11L149 10V12H148L149 15H148V16H150L152 13L156 12V13H154V14H152V15L150 16V17H151L150 20H151V19H154V18H152L153 15H154L155 20H151V21H152V24H155V23H156V25H154L155 27H154L153 29L158 28L157 31H158V30H161V33H160V34H161V36H162V35H163V31H164V32H168L170 26H173V25L171 24V23H172L171 21H173L174 17L172 18L171 16H173L175 13L173 12V7H172V6H173V2H172V4H170V2L168 3L167 0L164 1V2H166L165 4L162 3L163 0H161V1L159 0ZM196 2L198 3V0H197ZM203 2H204V0H203ZM215 2H213L214 5H216ZM263 2H264V1H263ZM9 3H11L10 0H9ZM16 3H17V2H16ZM40 3H41V2H40ZM101 3H102V4H101ZM138 3H136V4H137V7L139 6ZM167 3H168L169 5H168ZM178 3H179V2H178ZM209 3H210V2H209ZM213 3H212V5H213ZM233 3H234V4H233ZM41 4H42V3H41ZM62 4H63V3H61V9H62V7H63V9H64V8L67 6V5H65V4H68V5H69L70 3H68V2L66 1L65 4H64L63 6H62ZM83 4H84V3H83ZM110 4H111V3H110ZM133 4H135V3H133ZM161 4H162V6H161ZM191 4H193V3L190 2V5H191ZM195 4H196V3H195ZM202 4H203V3H202ZM205 4H207V2H206ZM210 4H211V3H210ZM230 4H231V5H230ZM239 4H237V5H239ZM261 4H262V3H261ZM12 5H13V4H12ZM16 5H17V4H16ZM33 5H34V4H33ZM50 5H51V4H50ZM50 5H49V6H50ZM85 5H86V4H85ZM123 5H124V4H123ZM123 5H121L122 7L119 9V11H121L122 14H123V11H124V13H126V12H125V8H123ZM126 5H128V4L126 3ZM126 5H125V7H126ZM142 5H143V6H142ZM187 5H188V4H187ZM196 5H197V4H196ZM257 5H259V4H257ZM263 5H264V4H263ZM14 6H15V4H14ZM19 6H20V5H19ZM30 6H31V5H30ZM35 6H36V5H35ZM40 6H41V5H40ZM57 6L60 7V4L57 5ZM89 6H90V5H89ZM104 6L107 7V5H104ZM128 6H129V5H128ZM128 6L126 7V9H127L126 11L129 12L130 10H129ZM130 6H131V5H130ZM144 6H145V7H144ZM155 6H156V5H155ZM188 6H189V5H188ZM197 6H198V5H197ZM205 6H206V5H205ZM209 6H211V5H209ZM224 6H225V7H224ZM241 6H243V4H242ZM2 7H3V6H2ZM6 7H7V6H6ZM12 7H13V6H12ZM42 7H43V6H42ZM44 7H45V6H44ZM59 7H58L57 11L60 10ZM68 7H69V6H68ZM84 7L86 8V6H84ZM87 7H88V6H87ZM96 7H97V9H98V6H96ZM134 7H135V6H134ZM134 7H132V9H133ZM137 7H135V8H137ZM176 7H177V5H176ZM181 7H182V6H181ZM191 7H192V5H191ZM191 7H189V10H191ZM193 7L198 9V7H196L195 5H193ZM211 7H212V6H211ZM213 7H214V6H213ZM217 7H216V9L214 8V11L212 12V15H211L210 20H209V21H210V22H209L210 24H206V23H205V24H206V25H209V26L212 25L211 28H212V29H216V30L218 31L219 29H217V26H221L220 24H223L224 21H225V22L227 21V19H228L229 17L227 18L226 15H227L228 13L231 14L229 11L232 10V12H233V9H231V8L229 7L230 10L228 9V10H227L228 12L226 13V12H224V10H219V8H217ZM243 7H244V6H243ZM259 7H260V6H259ZM259 7H258V8H259ZM3 8H4V7H3ZM35 8H36V7H35ZM66 8H67V7H66ZM89 8H90V7H89ZM100 8H101V7H100ZM135 8H134V9H135ZM155 8H156V7H155ZM178 8H180V7H178ZM199 8H200V7H199ZM209 8H210V7H209ZM19 9H20V8H19ZM51 9H52V6H51ZM53 9H54V8H53ZM105 9H106V8H105ZM105 9H104V10H105ZM107 9L109 10L110 8L107 7ZM117 9H118V8H117ZM141 9H142V8H141ZM151 9H154V6H153ZM235 9H236V8H235ZM242 9H244V8H242ZM253 9H254V8H253ZM41 10H42V9H41ZM47 10H48V6H47ZM73 10H74V9H73ZM108 10H107V11H108ZM154 10H155V9H154ZM175 10H176V9H175ZM175 10H174V11H175ZM192 10L195 11L196 9H192ZM200 10H201V9H200ZM200 10L198 9V11H200ZM207 10H209V9H207ZM249 10H250V9H249ZM10 11H11V10H10ZM48 11H49V10H48ZM50 11H51V10H50ZM66 11H67V12H66ZM66 11H65V13H66L67 15L64 16V19H63V20L66 19L67 21L65 20L64 22H66V23H68V24H70L69 22H71L72 20L75 21V19H77L76 22H74V21H72V22H73L75 25H76V23H77L79 26H80V22L82 21V19H83V22H81V25H82V23H83V24H84L83 26H86V24H85L84 22H87V26H89L88 23L94 25V24H93L94 22H95L96 25H97V24H100V22L97 23L99 20H98V21L96 20V21H97V22H96L94 17H92V19L94 20V21L92 20L93 22H91V20H90V22L85 21V20H84V19H85V16L82 15L83 13H78L79 15L81 14L82 17H83V18L81 19V21L79 20L78 16H77L75 19H72V16H73V13H74V12H72V14H71L72 16H71V15H69L70 12H71V11L69 12V8H67ZM79 11H81V10H79ZM105 11H106V10H105ZM119 11L117 12V13H119V14H118V18L121 17V15H122L121 12H119ZM170 11L173 12L174 14L171 13ZM196 11H197V10H196ZM238 11H239V10H238ZM262 11L264 12V6H262L261 13H263ZM43 12H44V11H43ZM54 12H55V11H53V13H54ZM60 12H61V11H60ZM81 12H82V11H81ZM138 12H139V11H138ZM138 12H137V13H138ZM141 12H142V11H140V14H139V13H138V14L141 15V14H142ZM144 12H146V11L144 10ZM144 12H143V14H144L143 17H145V15H147V13H144ZM150 12H152V13L150 14ZM157 12H159V13L161 12V13H160V14L162 15V17L160 16L161 18H159V15H160V14L157 13ZM192 12H193V11H192ZM201 12H202V10H201ZM241 12H242V10H241ZM251 12H252V11H251ZM251 12L249 11V13H251ZM4 13H5V12H4ZM4 13H3V14H4ZM16 13H17V12H16ZM18 13H20L19 10H18ZM55 13H56V12H55ZM57 13H58V12H57ZM91 13H92V12H91ZM109 13H110V12H109ZM129 13H130V12H129ZM135 13H136V12H135ZM135 13H133V14H135ZM165 13H166V14H165ZM168 13H169V14L171 13V14H173V15H170V18L167 17V16H164V15H168ZM186 13H187V12H186ZM225 13H226V14H225ZM233 13H236V12H233ZM233 13H232V14H233ZM8 14H9V13H8ZM42 14H43V13H42ZM47 14H48V13H47ZM59 14H60V13H59ZM120 14H121V15H120ZM126 14H127V13H126ZM155 14H156V15L158 14V16H155ZM176 14H178V13H176ZM190 14H192V13H190ZM202 14H203V13H201V16H202ZM229 14H228V15H229ZM232 14H231V15H232ZM237 14H238V12H237ZM239 14H241V13H239ZM239 14H238V15H239ZM9 15H10V14H9ZM48 15H49V17H50V13H49ZM57 15H58V14H56V15L54 14V16H57ZM62 15H63V14H62ZM123 15H124V14H123ZM131 15H132V14H131ZM185 15H186V14H185ZM185 15H184V16H185ZM192 15H193V14H192ZM192 15H191V17H192ZM235 15H236V14H234V15H232V16L235 17ZM36 16H37V15H36ZM52 16H53V15H52ZM54 16H53V18L49 19L48 22H47V20L44 21V19L40 18L41 22H40V20L38 19V20H39L38 23L40 22V24L42 23V25H43V24L46 25V22H47L49 25H51V28L49 27V30H50V29H52L53 27H55V24H56L60 19L63 18V17H61V16H59V15H58L57 17H54ZM70 16H71V17H70ZM125 16H126V15H125ZM128 16H129V18L127 19L126 17H128ZM128 16H126V17H122L121 20L123 21V19H124L125 21L128 22L127 25H128L129 31L133 28V29H135V31L132 29V30H133V34H134V32H135V34H138L139 31L136 32V29L139 28L141 25L138 26V27H136V28H134L133 25H136V24L134 23L133 20H134L135 18H140L141 16H140V17H137V16L134 17V15H132V18L134 17L133 19H131L132 22H131V20L129 21V19H130V15H128ZM205 16H207V15H205ZM205 16H204V18H205ZM243 16H244V13H243ZM252 16H253V15H252ZM252 16H250V17H252ZM256 16H257V15H256ZM7 17H8V16H7ZM14 17H15V16H14ZM27 17H28V16H27ZM73 17H74V16H73ZM90 17H91V16H90ZM112 17H113V16H112ZM143 17H141L142 19H140V20L138 21V24H139L140 21H143ZM164 17H166V18H164ZM193 17H194V16H193ZM248 17H249V16H248ZM253 17H255V16H253ZM253 17H252V18H253ZM8 18H9V17H8ZM21 18H23V17H21ZM21 18L19 17L20 20H21ZM88 18H89V17H88ZM88 18H87V16H86V19H88ZM125 18H126V19H125ZM171 18H172V19H171ZM186 18H188V17H186ZM201 18H202V17H201ZM201 18H200V19H201ZM206 18L208 19L209 17H206ZM230 18H231V17H230ZM230 18H229V19H230ZM242 18H243V17H242ZM242 18H241V17L239 18V19H240L239 24H240L241 21L245 22ZM245 18H247V17H245ZM256 18H257V17H256ZM35 19H36V18H35ZM89 19H90V18H89ZM119 19H120V18H119ZM148 19H149V18L146 19L147 22H148ZM160 19H161L162 23H161ZM163 19H164V20H163ZM165 19H166V20H165ZM177 19H178V17L176 18V20H177ZM184 19H185V18H184ZM200 19H199V21H200ZM225 19H226V20H225ZM234 19H235V18H234ZM234 19H233V20H234ZM236 19H237V17H236ZM253 19H254V20H253ZM253 19H252L253 21H257V20H255V18H253ZM257 19H258V21H261V20H259V18H257ZM5 20H6V17H5ZM114 20H117V18L115 17ZM150 20H149V21H150ZM179 20H181L180 17H179ZM185 20H186V19H185ZM187 20H188V19H187ZM187 20H186V21H187ZM189 20H190V18H189ZM195 20H196V19H195ZM195 20H194V21H195ZM252 20H250V21H252ZM8 21H9V19H8ZM21 21H22V20H21ZM21 21H20V22H21ZM28 21H29V20H28ZM28 21H26V22H28ZM135 21H136V20H135ZM151 21H150V22H151ZM155 21H156V22H155ZM164 21H165V22H164ZM167 21H168V22L170 21L171 23H168ZM203 21H204V20L202 19V24H204ZM218 21H220V22H219L220 24H216ZM234 21H235V20H234ZM262 21H263V20H262ZM11 22H12V21H11ZM64 22L62 21V23H61V22H60V23L63 24V25L65 24L64 27L67 28V25H68V24H66V23H64ZM72 22H71V24H72ZM111 22H112V21H111ZM113 22H114V21H113ZM113 22H112V23H113ZM127 22H126V23H127ZM154 22H155V23H154ZM157 22L159 23V25H161L160 27H158L159 25L157 24ZM179 22H180V21H179ZM181 22H182V21H181ZM181 22H180V23H181ZM189 22H190V21H189ZM189 22L186 23V27H187L188 25H190V24H191V27H192L193 23L190 22V24H188ZM195 22H198V20H196ZM227 22H228V21H227ZM227 22L225 23V25H228V24H229V23L227 24ZM229 22H230V21H229ZM247 22H248V19L246 20V23H247ZM106 23H107V22H106ZM109 23H110V22H109ZM114 23H116V22H114ZM133 23H134V24H133ZM136 23H137V21H136ZM144 23H145V22H144ZM163 23H164V24H163ZM165 23H166V24H165ZM207 23H208V22H207ZM236 23H237V22H236ZM241 23H242V22H241ZM253 23H254V22H253ZM255 23H256V22H255ZM7 24H8V23H7ZM20 24H21V23H20ZM36 24H37V23H36ZM36 24H35V25H36ZM61 24H60V25H61ZM71 24H70V25H71ZM101 24H102V23H101ZM103 24L105 25V22H104ZM131 24H132L133 27L130 26ZM140 24H141V23H140ZM148 24H150V23H148ZM148 24H146V25H148ZM173 24H175V22H174ZM187 24H188V25H187ZM215 24H216L217 26H216ZM231 24H233V25H230V26L228 25L229 27H228V26L226 27V26L223 24L227 29L229 28L228 31H227L226 29H224V30L226 31V32L224 33V37L226 36L225 38L230 39V40L232 41V42H231L230 40H227V39H226V41H227V42H226V43H227L226 46H227V47H228V46L230 47L231 45H229V43L231 42L232 45L234 44V46H231L232 48H237V50L240 49V51H241V50H245L246 47H247L248 45L245 44V43L243 44V42H242L243 39L241 40V38H238V37H239V33H240V37H241V35H244V36H246V37L248 36V35H245V34L247 33L246 31L249 32V30L247 29L248 26H246V25H248V23L245 25V27H241L239 24H238L239 26H236V25L234 26L235 23H232V20H231ZM33 25H34V24H33ZM45 25H43V26H45ZM49 25H46V26L48 27ZM60 25H58L59 28H60V30H62V28L64 29V27H61ZM63 25H62V26H63ZM75 25H72L71 27L73 28ZM78 25H77V26H78ZM104 25H101V26H104ZM113 25L115 26V24H112L111 26H113ZM122 25H123V26H122ZM150 25H151V24H150ZM150 25H148V27L146 26V28L149 29V27H150V28H151L150 30H152V27H151ZM162 25H164V28L159 29V28L162 27ZM166 25H168V26L170 25V26L168 27V26H166ZM179 25H180V24H179ZM194 25H195V24H194ZM14 26H16V25H14ZM19 26H20V25H19ZM27 26H28V25H27ZM36 26H37V25H36ZM58 26H57V27H58ZM77 26H76V28H77ZM101 26H99L100 29L103 28V27L101 28ZM121 26H122L123 28H122ZM156 26H157V27H156ZM165 26H166V27H165ZM174 26H176V25H174ZM197 26H199V25H197ZM201 26H202V25H201ZM203 26H205V25H203ZM209 26H208V27H209ZM213 26H215V27H213ZM224 26H223V27H224ZM233 26H234V29L232 28ZM256 26H257V25H256ZM33 27H34V26H33ZM37 27L40 28L39 26H37ZM57 27H56V29H57V31H58L59 28H57ZM71 27H69V28L72 29ZM115 27H116V26H115ZM115 27H113V28L115 29ZM120 27H121V28H120ZM124 27L127 28L125 24H121V25L118 26V28L120 29V31H118V30H119L118 28H117V30H116V29L114 30V32H116V36H118V35H117L118 32H122V33L124 32V34H125V36H126L125 31L127 32L128 29L126 30ZM191 27L188 26V28H190V29H189L190 31H191V30L194 31V30L196 29V28H195L196 25L193 26V27H194L193 29H191ZM205 27H206V26H205ZM208 27H207V29H208ZM221 27H222V26H221ZM223 27H222V28H223ZM230 27H231V28H230ZM235 27H236V28H235ZM238 27H239V28H238ZM249 27H250V26H249ZM262 27H263V26H262ZM8 28H9V26H8ZM16 28H17V27H16ZM19 28L21 29V27H19ZM69 28H68V29H69ZM76 28H73V29H76ZM85 28H86V27H85ZM130 28H131V29H130ZM143 28H144V26H143ZM175 28H176V27H175ZM211 28H210V30H212ZM218 28H219V27H218ZM257 28H258V27H257ZM257 28H256V29H257ZM11 29H12V28H11ZM24 29H25V28H24ZM28 29H30V28L28 27ZM31 29H32V28H31ZM77 29L79 30V29H81V28H77ZM92 29H93V28H92ZM92 29H91V30H92ZM121 29H123V30H121ZM139 29H140V28H139ZM171 29H172V27H171ZM220 29H221V28H220ZM230 29H231L232 31H233V30H235V31L231 32ZM251 29H252V28H251ZM261 29H263V28H261ZM261 29H260V30L258 29V30L261 31ZM32 30H33V32H34L33 35H35V36H34L35 38L33 37L34 40H32V41L34 42L35 39H36V42H37V40H38V41H39V45H38L37 47H38V48H42V47H40V45H41L42 43H43V44L45 43V42H43L45 38L43 39V38H41V36H43L42 34H43L44 32H42V34H41V33H38V30L36 31L35 28H33ZM32 30H31V31H32ZM34 30H35V31H34ZM78 30H77V32H78ZM83 30H85L86 33H89V32H90L89 30H87V28H86V29H83ZM93 30H94V29H93ZM93 30H92V33H93ZM96 30H97V29H95V31H96ZM200 30H201V29H200ZM216 30H214V31H216ZM224 30H223V31H224ZM253 30H255V28H254ZM258 30H256L257 36L261 38L262 36H261V35L259 36V34H258ZM24 31H25V30H24ZM28 31H29V30H28ZM31 31H29V32H31ZM47 31H48V30H47ZM54 31H55V28H54V30L52 29V30L50 31V35H47L48 38H46L47 40H45V41H47L46 43H50V42H52V41H50V39H51V37H52L51 35H54V34L57 32V31H56V32H54ZM73 31H74V30H73ZM88 31H89V32H88ZM145 31H146V30H145ZM145 31L142 30V34H140V32H139V34L141 35V36H140V35L138 34V35H139V40L137 39L138 37L135 38V36H133L132 39H130V38H131L130 35L132 36V34H130L129 36H127V39H126V40H127L128 43H127V42H124V43L127 45V47H125V44H123L124 47L122 46V50H121V48H120V51H122L121 54H120L119 52H117V51L115 52V49L113 50V54H114V53H115V54H114V56H112V57H113L114 59H113V58H112V59L109 58V62H110V63H108V61H106V62H105L106 64H104V65H106V67H107V65L110 66L109 68L107 67V70H108V71H107L105 68H103V67H105V66H102V67L99 68V70H100V69H102V70H106V71L108 72V76L110 77V79H112V80H110L109 77L106 76V77H107L106 79H107V80L109 79V80H108V81L105 80V81H107V82L110 83V84H109V87H108V92H106V91H104V90L101 91V89H99L100 92L94 93V91H93L94 94L92 93V94H93L92 96L88 94L90 97H92V99H94V98H93L94 95L96 96V98H99V96H100L102 93H103V95L106 93V94H108V95L105 94L106 97L104 96V98H103V99L101 98V99H102L103 101H106V103H107L108 106L111 105V104H114V105H111V106H113V107L115 106L114 108H118V111H117V110H115V111L113 110V115L116 114L115 117H116L117 119L119 118L117 121L115 120L114 122H115V123H118V124L120 125V127H119V128L117 127V128H118V131L116 130L117 132H116L115 130H114L115 133L113 132V136H114V134H115L116 136L113 137L112 134H111V132H110L111 135L108 134V135H109V138L112 137V138H111L112 141H111V143H109V144H111V145H110L109 147L107 146V145H109V144H107L109 141H107V142L105 141L106 144L103 142V143L105 144V146H107L106 149H105L106 151H105V150H104V151H105L106 153H109V154L106 155V153H105V154H103V156H102V154H100V155L102 156V158H101L102 160H101V161H103V159H105V158H103L104 155H105L106 157L108 156L107 158H110V159H107V158H106L107 161H106V160L103 161V164H104L103 166H105V164H106L107 162L110 163V162L113 161L112 164H114V165H115L116 162L118 163V164L115 165V166H117L116 168L120 167V165L122 166V165L125 163V164H124V166H125V170H127V171H128V170H132L133 167H134L133 169H135L136 166L138 167V163L141 161V159H142V161H143V158H142V157H143L144 155H145V156H144V160H146L147 157H149L148 153H152V152H153V153H152V156H154L153 154L158 153V154H156V156L159 155V158H158V159L156 158V159H157L156 161H159L160 158H161V156H162V157H166V155H168V153L166 154V151L169 152L168 150L171 151L172 148H170V149L168 148V150H167V148H164V147L161 146V145L164 144L165 147H167V146H168V147H169V146H170V147H171V146L173 147V145H175V144L178 145V142H179V141H177V140H178L177 138H178L181 134H183V136L181 135V136H182V141H181V143L183 142V143L181 144L182 147L184 146V140H183L184 137L186 136V137H188V139H190V138H189L190 133H191L190 131H191V129L193 128V126H192V128L190 127V128H191V129H190V128L188 127V125L190 124V123H189V124L187 125V127H188V128H187L186 125H185L184 123H182V121H181V120H182V116L175 115V113L177 112V111H176V110H177V107H179V104H182V103L175 102L176 105H178V106L173 105V100H174V98H176V100H177V99H181V96H180V98H179V95H181V93L179 94V92H178L179 89L181 88L180 90H182V87L184 86V88H185V87H186L185 85L188 84L187 82H189V83L191 82V81L188 79V81L186 82L187 84L183 85V84L185 83V81L187 80L186 78H187L189 75L186 74L187 77L185 78V81H184L183 79H181V82H182V83H183V81H184V83L182 84V83L180 82V80H179V81L177 80V78L179 77V74H178V73H179V71H180V67L178 68L179 70H176L177 73H176V71H174L177 67H176V66L173 67L172 72H174L176 75H173V73H172V75L175 77V76H177V74H178V76H177L176 78H174V79H173V77H172L171 74L165 72L166 68L163 67V65H161V64H162L165 60H167L169 57L167 58V56H166L165 54H164V56H163V53H162L161 55L163 56V58H164L165 56H166V58H167V59L164 58V60H163V59H162V56H161V55L159 56V53H158V55L155 54V51L158 50L156 45H154L153 43H152L151 45H149L148 42H147V40H144V37H143V41H142V39H140V38L143 36V32H145ZM171 31L173 32V29H172ZM174 31H176V30H174ZM197 31H198V29H197ZM214 31H213V32H212V31H209V32H211L210 34H214ZM220 31H221V30H220ZM229 31H230V32H229ZM242 31H244V32H243L244 34L242 33ZM251 31H252V30H251ZM26 32H27V31H26ZM35 32H37V33H35ZM45 32H46V31H45ZM52 32H53V33H52ZM68 32H69V31H68ZM68 32H67V33H68ZM79 32L81 33V31H79ZM79 32L76 33L77 35H76L74 32H72V33H74V34L78 37V39L80 40V36H78V35H79ZM83 32H84V31H83ZM83 32H82V33H83ZM96 32H97V31H96ZM101 32H105V31H101ZM148 32H149V31H148ZM152 32H155V33H156V30H155V31L152 30ZM152 32L150 31L151 34H152ZM172 32L169 31V34H171ZM176 32H177V31H176ZM176 32H175V33H176ZM201 32H204V31H201ZM206 32H207V31H206ZM228 32L230 33V34H228L229 36H230V35H233V36H230V37H229L228 35H226V33H228ZM245 32H246V33H245ZM31 33H32V32H31ZM48 33H49V32H47L46 34H48ZM51 33H52V34H51ZM61 33H62V32H61ZM92 33H89V34H88L90 37H92V38H90V37L88 36V37H89L88 39H90V40H91V39H95V37L93 38ZM98 33H100V31H99ZM130 33H131V32H130ZM146 33H147V32H146ZM150 33H148V34H150ZM158 33H159V31H158ZM220 33H222V31H221ZM220 33H219V32H218V33L215 32L216 35H217V34L219 35ZM236 33H237V36H238L237 38H236ZM241 33H242V34H241ZM251 33H252V32H251ZM259 33H260V32H259ZM14 34H15V33H14ZM37 34H38L39 36H38ZM57 34H58V32H57ZM68 34H69V33H68ZM84 34H85V32H84ZM93 34H94V33H93ZM104 34H105V33H104ZM108 34H109V33H108ZM113 34H115V33H113ZM119 34H120V33H119ZM144 34H145V33H144ZM151 34H150V35H151ZM180 34H181V32H180ZM196 34H197V33H196ZM263 34H264V33H263ZM3 35L5 36V35H8V34H4V33H3ZM12 35H13V33H12ZM12 35H10V36L12 37ZM15 35H16V34H15ZM18 35H20V34H18ZM26 35H27V34H23L21 37H22V38H24V37H25V38H28V37H26ZM33 35H32V34H29V35H27V36H30V40H31V36H33ZM55 35H56V34H55ZM75 35H74V36H75ZM81 35H82V34H81ZM86 35H87V34H85V36H84V41H85V38H87ZM120 35H121V34H120ZM154 35H155V34H154ZM175 35H176V34H175ZM182 35H183V33H182ZM208 35H209V33H208ZM249 35H250V34H249ZM251 35H252V34H251ZM255 35H256V34H255ZM1 36H2V34H1ZM8 36H9V35H8ZM13 36H14V35H13ZM23 36H24V37H23ZM61 36H62V35H61ZM63 36H64V35H63ZM65 36H66V35H65ZM70 36H71V35H70ZM72 36H73V34H72ZM72 36H71V37H72ZM114 36H115V35H114ZM114 36H113V37H114ZM116 36H115V37H116ZM123 36H124V35H121V37H123ZM161 36H159V37L161 38ZM172 36L174 37L173 33H172V35H171V38H172V40H173V37H172ZM188 36H189V35H188ZM188 36H187V37H188ZM192 36H193V37L195 36V33H193V32L191 33L190 37H191L192 39L196 38V37L193 38ZM196 36H198V35H196ZM209 36H210V35H209ZM211 36H212V35H211ZM219 36H220V37L223 39V41H224L225 38H223L221 35H219ZM219 36H217V37L215 38V42H217V43H215V42H211V43H213V45H212V44L210 45V39H208V42H209L210 47H211V46H214V47L209 48V46H208L209 51L206 53V55L209 53V54L207 55L208 58H207V57L204 58V57H205V56H204L205 54H204V55H203L204 57H203V59H202L203 62H204V64H205V60H204V59H206V60L208 59L207 62H209V63L211 64V65H209V66H212V64H213V66H214V63H213V62H210V61H211L212 59L214 60V59L217 58V56H219V55L221 56V57L219 56V58L221 59V58H222V54L224 55V53H225L224 50H227V47H226V46H225L226 49H225V47L222 49L223 51L220 49V48H221L220 46H221V45L224 46L226 43H223V42H222V39H221V41H217V40H218L217 38H219ZM38 37H39L40 39H38ZM49 37H50V39H49ZM66 37H67V36H66ZM66 37H65V38H66ZM71 37H70V39H71ZM82 37H83V36H82ZM82 37H81V38H82ZM155 37L157 38L156 41H158L159 38H158L156 35H155ZM163 37H164V36H163ZM166 37H167V36H166ZM177 37H178V36H177ZM190 37H188V38L191 39ZM200 37H201V36H200ZM200 37H198V38H200ZM251 37H252V36H251ZM251 37H250V38H251ZM1 38H4V37H1ZM8 38H9V37H8ZM17 38H18V37H17ZM19 38H20V37H19ZM19 38H18V39H19ZM22 38H21L20 40H22ZM52 38H53V37H52ZM54 38H55V39H58V38H59V40H60V42H59V40H58L59 43H61V41L63 40V39L61 40V38H63V37H60L59 35H58V38H57V37H54ZM103 38H105V37H103ZM124 38H126V37H124ZM153 38H154V37H153ZM185 38H186V35H185ZM213 38H214V37H213ZM235 38H236L240 43H239V42L236 43L237 41H236V42L234 41ZM263 38H264V36H263ZM42 39H43V41H42ZM48 39H49V42H48ZM55 39H53V40H55ZM101 39H102V37H101ZM101 39H100V40H101ZM105 39H106V38H105ZM111 39H112V38H111ZM148 39H149V36H148ZM151 39H152V38H151ZM177 39H178V38H177ZM186 39H187V38H186ZM186 39H185V40H186ZM192 39H191V40H192ZM233 39H234V40H233ZM248 39H249V37H248ZM251 39L254 40L253 37H252ZM3 40H4V39H3ZM9 40H10V39H9ZM11 40H12V39H11ZM11 40H10V41H11ZM24 40H26V39H24ZM27 40H28V39H27ZM81 40H82V39H81ZM90 40L88 41L89 44H88L87 47H89V46L91 47ZM153 40H155V38H154ZM162 40H163V38H162ZM162 40H160V41H162ZM168 40H169V39H168ZM174 40H175V38H174ZM195 40H197V38H196ZM195 40H193V42H194ZM198 40H199V39H198ZM245 40H246V39H245ZM245 40H244V41H245ZM252 40H251V41H252ZM5 41H6V40H5ZM40 41H42L41 44H40ZM64 41H66V43H67V39L64 40ZM68 41L70 42L71 40L68 39ZM102 41H103V39H102ZM114 41H115V42H114ZM123 41H124V40H122V42H123ZM156 41H155V42H156ZM180 41H181V40H180ZM212 41H214V40H212ZM228 41H229V42H228ZM249 41H250V40H249ZM0 42H1V39H0ZM7 42H8V41H7ZM27 42L29 43L30 41H27ZM54 42H55V46H56L58 43L56 44V40H55ZM54 42H52V43H54ZM76 42H77V41H76ZM91 42H93V43L95 42V43H96L97 41H95V40L92 41V40H91ZM104 42H105V40H104ZM104 42H103V43H104ZM111 42H112V43L114 42V45H115L117 41H116L115 39H112ZM181 42H182V41H181ZM181 42H180V43H181ZM186 42H188V40H187ZM189 42H190V41H189ZM189 42H188V44H189ZM206 42H207V41H206ZM218 42H219L220 44H221V43H222V44L220 45ZM233 42H234V43H233ZM241 42H242V43H241ZM245 42H246V41H245ZM14 43H15V42H14ZM37 43H38V42H37ZM46 43H45V44H46ZM52 43H50V47H51V44H52ZM70 43H72V42H70ZM93 43H92V44H93ZM101 43H102V42H100V44H101ZM106 43H107V42H106ZM160 43H162V42H160ZM177 43H178V42H177ZM184 43H185V42H184ZM190 43H191V42H190ZM195 43H197V42L195 41ZM198 43H200V41H199ZM231 43H230V44H231ZM1 44H4V43L1 42L0 45H1ZM12 44H13V43H10V46H11ZM25 44H26V43H25ZM30 44H31V43H30ZM45 44H44V46H45ZM68 44H69V43H67V46H68ZM72 44L74 45V43H72ZM80 44H82V43H79V44H77V45H80ZM84 44H85V43H84ZM86 44H87V42H86ZM104 44H105V43H104ZM107 44H108V43H107ZM121 44H122V43H121ZM157 44H158V43H157ZM215 44H216V45H215ZM223 44H224V45H223ZM238 44H239V45L242 44V45H240V46L243 47V48H245V49H241V47L238 46ZM260 44H261V43H260ZM15 45H16V44H15ZM15 45H13V46H15ZM26 45H27V44H26ZM26 45H25V46H26ZM28 45H29V44H28ZM31 45H32V46H29L30 48H31V47H34V45H36V44L34 43V45H33V43H32ZM47 45H49V44H47ZM62 45H64V43L59 44L57 47H60V46H62ZM65 45H66V44H65ZM65 45H64V46H65ZM69 45L71 46V44H69ZM94 45H95V44H94ZM112 45H113V44H112ZM114 45H113V46H114ZM116 45H117V44H116ZM116 45L114 46V48H116ZM189 45H190V46H189V47H190V49H189L190 52L193 51V50L191 49L192 47H193V48L195 47V49H196V46H195V45H198V46H199V44H195V45H194V43H193V44H189ZM191 45H192V47H191ZM206 45H207V44H206ZM217 45H219V47H218ZM245 45H246V47H244ZM257 45H258V44H257ZM257 45H256L255 48H257ZM8 46H9V45H8ZM10 46H9V47H10ZM41 46H42V45H41ZM55 46L53 45V48H52V49H54V48H55V49H58L59 54L61 53V52H60L61 50H62V52H63V49H62L61 47H60V49H59V48H57V47H55ZM74 46H76V44H75ZM103 46H105V45H103ZM103 46H102V44H101V47H103ZM118 46L121 47L120 44H119ZM118 46H117V48H118ZM154 46H156V48H155ZM159 46H160V44H159ZM173 46H175V45H173ZM182 46H183V48H184V51H186L188 46L185 47L186 44H184V45H182ZM198 46H197V48H198ZM237 46H238L239 48H238ZM249 46H251V44H250ZM253 46H254V45H253ZM259 46H260V45H259ZM261 46H262V45H261ZM0 47H4V46L1 45ZM37 47L34 48V52L37 51V50H35ZM48 47H49V46H48ZM78 47H81V46H78ZM84 47H85V46H83V47H81V48H83V49H86V48H87V47H86V48H84ZM95 47H96V45H95ZM163 47H164V46H163ZM202 47H204V46H202ZM229 47H228V51H226V54L228 53L227 55H229V58L225 56V57L227 58V59H226L227 61H226L225 59L220 60L221 63H222V64H220L219 58H217L219 62H218V61H216V62L218 63V65L220 64L219 67H217L218 69H219L220 66H222V65H223V66H226L225 63L228 64V59L230 60V57H232V56L230 55L229 52H232L233 50H232V48H229ZM15 48H16V47H15ZM63 48H65V50H64L65 52H66V51H68V52H69V51H71V52L74 51V50H70L68 47H67V48H68L69 50H67L66 47H63ZM104 48H105V47H104ZM123 48H125V51H124V52H123V50H124ZM204 48H205V47H204ZM204 48L201 49V47H200L201 50H203ZM262 48H264V47H262ZM96 49H97V48H96ZM99 49H100V48H99ZM118 49H119V48H118ZM154 49H156V50L154 51ZM185 49H186V50H185ZM195 49H194V50H195ZM206 49H207V48H206ZM10 50H11V49H10ZM76 50H78L79 53H82V52H81L82 50H81V51H80L79 49H76ZM76 50H75L74 52H78V51H76ZM103 50H104V49H102V51H103ZM189 50H187V52H189ZM191 50H192V51H191ZM207 50H208V49H207ZM229 50H232V51H229ZM258 50H259V49H258ZM260 50H262V49L260 48ZM260 50H259V51H260ZM263 50H264V49H263ZM14 51H15V50H14ZM38 51H40V49H39ZM106 51H107V50H105V51H103V52L106 53ZM118 51H119V50H118ZM184 51H183V52H184ZM204 51H206V50H204ZM204 51H203V52H204ZM220 51H221V52H220ZM240 51H238L236 54H239L240 56H242V57L244 56V57H245V58L243 57L242 59H249V58H246V57H248V55H250L249 52H247V56H246V54H243V53L241 54ZM12 52H13V51H12ZM17 52H18V51H17ZM21 52L24 53V51H21ZM28 52H29V51H28ZM32 52H33V51H32ZM34 52H33V53H34ZM40 52H41V51H40ZM83 52H84V51H83ZM86 52H87V51H86ZM100 52H101V49H100ZM103 52H101V53H103ZM110 52H111V50H108V51H107V53H109V54H110ZM157 52H160V51H157ZM175 52H176V51H175ZM195 52H197V51H195ZM215 52H216V53H215ZM219 52H220V54H219ZM223 52H224V53H223ZM245 52H246V51H245ZM245 52H244V53H245ZM263 52H264V51H263ZM263 52L261 51L260 55L258 54L259 57H261V55H262ZM42 53H43V51H42ZM66 53H67V52H66ZM79 53H75V54H77L75 57L72 55L73 58H72V62H71V63L75 64L77 61L79 62V60L82 59V58H80ZM98 53H99V52H98ZM107 53H106V54H107ZM111 53H112V52H111ZM123 53H124V54H123ZM160 53H161V52H160ZM197 53H198V52H197ZM210 53H211L212 55L214 54V56L212 57V55H211ZM34 54H35V53H34ZM36 54H38V53H36ZM59 54H58V58L61 59V61H62L65 65H64L63 63H61V64H63L64 66H67L66 64H68L69 58H71V57L68 58V56H69L70 53L66 55V54H64V52H63V54H62V53L60 54V57H59ZM72 54H73V53H72ZM75 54H74V55H75ZM88 54H89V53H88ZM90 54H91V53H90ZM113 54H112V55H113ZM185 54H186V53H184V55H185ZM216 54H217V56H215ZM232 54H234V52H233ZM236 54H235V56L238 57V58H236V59H240V60H241V57L237 56ZM263 54H264V53H263ZM5 55H6V54H5ZM17 55H18V53H17ZM23 55H24V54H23ZM50 55H51V54H50ZM56 55H57V53H56ZM63 55H66L67 57H65V56H63ZM179 55H180V54H179ZM179 55H175V56H179ZM184 55H183V56H184ZM190 55H191L190 53H189V55L187 54V55H186V58H187V56L189 57ZM192 55H195V53L192 54ZM196 55H197V54H196ZM252 55H253V56H251V57H253V59H254V58H255V56H254L255 54L253 53ZM34 56H35V55H34ZM78 56H79V59L77 58ZM84 56H85V55H84ZM102 56H103V55H102ZM154 56H155V57H154ZM169 56H173V55L169 54ZM200 56H202V51H201V55L199 54V57H200ZM235 56H234V57H235ZM262 56H263V55H262ZM4 57H5V56H4ZM6 57H10V56H6ZM49 57H50V56H49ZM56 57H57V56H56ZM56 57H55L56 60H54V62L57 61V59H58V58H56ZM62 57H64V58H62ZM156 57H158L159 59L161 58L162 61H161V60H160V61L158 60L159 62H157L156 60H157L158 58L156 59ZM173 57H174V56H173ZM192 57H193V56H192ZM197 57H198V56H197ZM197 57L194 56V58H197ZM209 57H210V59H209ZM214 57H215V58H214ZM234 57H232V58H234ZM259 57H258V58H259ZM74 58H77V61H76V59L74 60ZM105 58H106V56H105ZM107 58H108V57H107ZM136 58H137V59L140 58L139 60H136V62H137V67H138V68H137L136 65H135L136 62L133 61V60L136 59ZM152 58H154V59H153V62H154V63L152 62ZM170 58H171V57H170ZM170 58H169V59H170ZM175 58H176V57H175ZM181 58H182V57H181ZM183 58H184V57H183ZM223 58H224V56H223ZM261 58H262V57H261ZM261 58H259V59H261ZM94 59H98V58H94ZM94 59L91 60V62L93 61V62H92L93 64H95V60H94ZM99 59H100V60H99ZM99 59L97 60L99 64L96 62L98 66L100 65V61H101L103 58H102V59L99 58ZM149 59H150V61L155 65V66H154V65H151L152 63H151V64L148 63V64L150 65V68H151V69L149 68V65L146 66V62H147ZM184 59H185V58H184ZM188 59H189V58H188ZM217 59H216V60H217ZM250 59H251V58H250ZM263 59H264V58H263ZM6 60H7V59H6ZM28 60H29V59H28ZM67 60H68V61H67ZM73 60H74L75 62H74ZM103 60H104V59H103ZM112 60H114V61H112ZM141 60H142V61H141ZM143 60H144V61H143ZM146 60H147V61H146ZM154 60H155V61H154ZM170 60H172V59H170ZM170 60H169V61H170ZM191 60H192V59H191ZM193 60H195V59H193ZM199 60L201 61V58H200ZM199 60H198V62H200ZM224 60H225L226 62H224V64H223V61H224ZM240 60H239V61H240ZM255 60H257V58H255ZM24 61H25V60H24ZM61 61H60V62H61ZM70 61H71V59H70ZM70 61H69V62H70ZM88 61H89V60H88ZM88 61H87V62H88ZM139 61H141L142 63H141V62L139 63ZM145 61H146V62H145ZM150 61H148V62H150ZM167 61H168V60H167ZM176 61H177V60H176ZM189 61H190V60H189ZM214 61H215V60H214ZM241 61H243V60H241ZM5 62H6V61H5ZM5 62H4V63H5ZM25 62H26V61H25ZM78 62H77V63H78ZM102 62H103V61H102ZM161 62H162V63H161ZM174 62H175V60H174ZM178 62H180V61H178ZM185 62H186V61H185ZM185 62L183 61L184 65H186V66H187V65H191L190 63H189V64H185ZM190 62H191V61H190ZM201 62H202V61H201ZM201 62H200V63H201ZM203 62H202V63H203ZM229 62L232 63L233 61H232V62L229 61ZM258 62H259V61H258ZM263 62H264V60H263ZM263 62H262V63H263ZM15 63H16V62H15ZM32 63H33V62H32ZM85 63H86V62H85ZM88 63H89L88 65H89L90 67H92V69H91L90 67H86V69H89V68H90L93 72H95L96 70L98 71V69H97L98 67H97V66H94V68H95V71H94V70H93V64L90 63V61H89ZM111 63H112V64H111ZM165 63H166V62H164L163 64L165 65ZM176 63H177V62H176ZM187 63H188V62H187ZM191 63H192V62H191ZM193 63H194V62H193ZM209 63H208V64H209ZM217 63H215V64H217ZM230 63H229V64H230ZM233 63H235V65H236L235 60H234ZM243 63H244V61H243ZM260 63H261V60H260ZM9 64H10V63H9ZM12 64H13V63H12ZM79 64H81V66H79ZM83 64H84V63H83ZM83 64H82L81 60H80V62L77 64L78 67H80V68H79L80 70L78 69V72H79V73H78L77 75L72 74V76H71V75H67V74H66V75L68 76L67 81H65V77L67 78V76H64L65 74H64V75H61V76H59V78H58L59 81H60V84H59V81H58V80H57L58 82L56 83V85H59V86L61 87V84H63L64 81H65V84H63V86H67V84H69L68 82H70V81H68V80L72 78V80H71L72 83H71V84H72V91H73V93H74V95H72V96H74V97H73L74 99H75V97H77V95H79V93H81L82 96H83V94H84L82 91L79 90V86H78V84H77V83H79V85H80V83H83V82H82V81H81V82L78 81L77 78H75V77H78V76H79V78H80V80H81V78L84 77L83 74H86L85 77H84L85 80H86V83H85V80H84V78H83L84 85H85V84L87 85V84L89 83V82H88V80H89V81H91V83H92V84L90 85V86H91L90 88L94 87V82L92 81L94 78L92 77L93 79H91L90 76H89V79H88V77H87V75L91 73V70H89V72H88V71H87V72L84 71V72H82V74L80 75V73H81L80 71H81V70H83V69L86 70V69H85V66H83L84 68H81ZM91 64H92V66H91ZM109 64H111V65H109ZM144 64H145V65H144ZM169 64H171V62H170ZM169 64H166V65H169ZM177 64L180 65V63H177ZM177 64H175V65H177ZM206 64H207V63H206ZM206 64L204 65V70H205V71L208 70V69L210 68V67H209V68L207 69V68H206ZM253 64H254V62H253ZM1 65H2V64H1ZM5 65H6V64H5ZM50 65H51V64H50ZM53 65H55V64H53ZM56 65L58 66L59 69H61V68L63 67V66H62V67L60 68V67H59L60 65L57 64V63H56ZM56 65H55V66H56ZM77 65H75L74 67L76 68ZM85 65L87 66V64H85ZM95 65H96V64H95ZM102 65H103V64H102ZM142 65H144V66H142ZM171 65H172V64H171ZM181 65H183V64L181 63ZM181 65H180V66H181ZM195 65H196V64H195ZM200 65H201V64H200ZM218 65H215V66H218ZM231 65L233 66V64H231ZM239 65H240V64H239ZM247 65H248V64H247ZM10 66H12V65L10 64L9 67H10ZM15 66H16V64H15ZM15 66H14V67H15ZM32 66H33V65H32ZM55 66H53V68H55ZM57 66H56V67H57ZM70 66H71V65H70ZM100 66H101V65H100ZM112 66H113V67H112ZM139 66H142V69H141ZM151 66H153L154 68L151 67ZM156 66H157V68H156ZM172 66H173V65H172ZM192 66H193V64L191 65V70L194 69L193 71H194V73H195L196 75H199L200 77H202V75H200V74H203V75H204V73H201V72H204V71L201 70V67H202V66H200L199 68L197 67V66H199V64H197V65L195 66V68H194V66H193V67H192ZM228 66H229V65H228ZM228 66H226L228 69H226V68H223V69H225L226 71H227V70H231V71H232V68H229V67H231V66H229V67H228ZM240 66H241V65H240ZM254 66H255V65H254ZM3 67H4V66H3ZM9 67H8V69H9ZM24 67H25V66H24ZM50 67H52V66H50ZM67 67H69V65H68ZM144 67H145V68H144ZM146 67H147V69H149V70H147V71L144 70V69H146ZM160 67H161V69H160ZM162 67H163V68H162ZM166 67H167V66H166ZM175 67H176V68H175ZM235 67H237L236 69L239 68L238 66H235ZM235 67H233V68L235 69ZM261 67H262V64H261ZM261 67H259V69H257V70H260ZM12 68H13V67H12ZM58 68H55L56 70L52 71L53 74L55 73V71H58V70H59ZM70 68H71V67H70ZM72 68H73V67H72ZM139 68H140L143 72L146 71L147 73H149V74L151 75V77L153 76V77H152L153 79H151V80H153V85H151L152 83H151V84H150V83H147V82H146V83H147V84H150L151 86H154V87H151V86L148 85L151 89L156 88V89H153V90H152V92H153L154 90H157V91H154V93H155L154 96H155V97H156V95L158 94V96H157L156 98L154 97V99H152L153 102H151V103H154L153 106H152V105H148L146 102H143L144 100H143V98H141L142 100H140V101L143 102V103L141 102L143 105L140 104V105H141L140 109H139L138 106H136V105H135V106H136V107H135L133 104H132L133 106H130V104H128V103H132L130 99H132V100H133V99H134V100L137 99V101H139L138 98H136V97H138V96H135V95H138V94H139L138 91H139L140 88H141L140 91L142 92V89H143L145 86H147V84H146L145 81H144L145 79L141 78L142 76L147 75V74L141 75L142 72H141V70H139ZM167 68H168V67H167ZM174 68H175V69H174ZM181 68H182V67H181ZM188 68H189V67H188ZM192 68H193V69H192ZM256 68H257V66H256ZM262 68H264V65H263ZM24 69H27V68L25 67ZM57 69H58V70H57ZM110 69H111V70H110ZM164 69H165V70H164ZM184 69H185V68H184ZM202 69H203V67H202ZM213 69H214V68H213ZM221 69H222V68H220V71H221ZM236 69H235V70H236ZM240 69H241V72H242V68H239L238 70H240ZM0 70H1V69H0ZM5 70H6V69H5ZM9 70H10V69H9ZM16 70H17V68H16ZM22 70H23V69H22ZM52 70H53V69H52ZM62 70H64V67H63ZM76 70H77V69H76ZM76 70H75V71H76ZM102 70H101L100 72H103ZM162 70H163V72H162ZM168 70H169V69H168ZM181 70H182V69H181ZM186 70H187V69H186ZM189 70H190V69H189ZM211 70H212V68H211ZM225 70H224V71H225ZM238 70H237V71H238ZM261 70H262V69H261ZM65 71H67V70H65ZM65 71H64V72H65ZM138 71H139V72H138ZM148 71H150V72H148ZM166 71H167V70H166ZM182 71H183V70H182ZM182 71H181V74L183 73ZM193 71H192V72H193ZM213 71H215V70H212V72H213ZM217 71H218V70H217ZM217 71H216V72H217ZM220 71H219V72H220ZM224 71H223V74H222V72H220V74H219V72H218V73H217L218 75H216V76L214 75V72H213V75H214L215 77H217V79L215 78V80L213 79V76H212L211 79H208V78H207L208 80H207V79H206V80L204 79L205 77H208V76H210V75H212V74L208 75V74H209V73H208V74H206V75H208V76H205V75H204V77H202V78H203V80H205V82H204L203 85H205L206 89H205L204 86H203L204 88L201 86V85H202V84H201L202 82L200 83L199 80L195 79V80H196V83L193 82V83H195V87H196L197 81L200 83V86L203 88V91L205 90L204 92H205V94H206V96H205L206 99H209V100L211 99V100H212V97H211V96H212V95H215L214 93H217L216 91H219V92H220V91L222 90L221 92H222L223 94L226 95V94L228 93L227 91L230 90V89L227 90V88H229V87H227V86H228V85H232V83H231V84H227V83H230L231 79H232V80H234L235 78L238 79V77H237V73L240 72V71H238L237 73H235L236 76H235L234 71H233V74H232V75H234V77H232L231 79H229V80H230L229 82H228V81H227V83L224 82V77L226 76V73H227L226 71H225L226 73H225ZM25 72H26V71H25ZM27 72H28V71H27ZM93 72H92V73H93ZM104 72H105V71H104ZM137 72H138V73H137ZM146 72H144V73H146ZM160 72L162 73V75L160 74ZM186 72H187V71H186ZM188 72H189V74L192 73L191 71H188ZM190 72H191V73H190ZM235 72H236V71H235ZM260 72H261V71H260ZM11 73H12V72H11ZM19 73H20V72H19ZM56 73H57V72H56ZM92 73H91V74H92ZM96 73H97V72H96ZM96 73H95V74H96ZM136 73H137L138 75H137ZM140 73H141V74H140ZM151 73H152V74H151ZM210 73H211V71H210ZM224 73H225V75H224ZM242 73H243V72H242ZM242 73H241V74H242ZM247 73H248V72H246V74H247ZM250 73H251V72H250ZM57 74L60 75V74H63V73H60V70H59V72H58ZM57 74H56V75H57ZM95 74L93 73V75H95ZM103 74H104V73H103ZM105 74L107 75V73H105ZM109 74H110V75H109ZM115 74H116V75H115ZM139 74H140L141 76H140ZM154 74H155L157 77H159V75H161L160 77L164 76L165 79H169V78H166V77L169 76V75H171V78H170V79H173V80H167V82H168V81H169V82L172 81V82L174 83V80L176 79L175 81L177 82L176 84H177L178 87H177L175 84H173L172 82L170 83L171 86H169V82L167 83L166 80H165L164 78H162V80H163L162 83H163V82H164V83L166 82V83H165L164 85H159V82H160V81L158 80V78H157L156 76H154ZM215 74H216V73H215ZM230 74H231V72H230ZM246 74H245V75H246ZM262 74H263V73H262ZM73 75H74V77H73ZM93 75H91V76H93ZM96 75H97V74H96ZM165 75H166V76H165ZM191 75H192V74H191ZM232 75H231V76H232ZM245 75H244V76H245ZM247 75H248V74H247ZM62 76H64V77H62ZM70 76H71V78H70ZM115 76L118 77V78H117V79H114ZM181 76H182V78H183V74H182ZM181 76H180V77H181ZM231 76H228V77H231ZM238 76H239V74H238ZM1 77H2V76H1ZM12 77H14V76H12ZM25 77H26V75H25ZM57 77H58V76H57ZM60 77L63 78L64 81L61 82V80H60L61 78H60ZM95 77L97 78V76H95ZM100 77H101V76H100ZM112 77H113V78H112ZM145 77H146V76H145ZM148 77L151 78L149 75L147 76V78H148ZM154 77L157 78L156 81L158 80V81L156 82V84H155V79H154ZM160 77H159V78H160ZM190 77H191V76H190ZM193 77L196 78L195 75H194ZM240 77H242V76H240ZM247 77H248V76L245 77L246 79L244 78L245 81L248 79ZM16 78H17V77H16ZM55 78H56V76H55ZM55 78H54V79H55ZM86 78H87V79H86ZM96 78H95V79H96ZM209 78H210V77H209ZM6 79H7V78H6ZM28 79H29V78H28ZM63 79H62V80H63ZM113 79H114V80H113ZM199 79H200V78H199ZM212 79H213L214 81H213ZM226 79H228V78L226 77ZM241 79H242V78H241ZM241 79H240V80H241ZM262 79H263V78H262ZM17 80H18V79H17ZM142 80H143L144 82H143ZM146 80H147V79H146ZM148 80H149V79H148ZM151 80H150V81H151ZM160 80H161V79H160ZM182 80H183V81H182ZM200 80H201V79H200ZM203 80H201V81H203ZM211 80H212V81H211ZM0 81H1V79H0ZM2 81H3V80H2ZM24 81H25V80H24ZM54 81H55V80H54ZM76 81H78V82H76ZM94 81H95V80H94ZM236 81H238V80L235 79V82H236ZM242 81H243V80H242ZM242 81H241V82H242ZM253 81H254V80H253ZM257 81H258V80H257ZM4 82H5V81H4ZM19 82H20V81H19ZM66 82H67V83H66ZM96 82H97V81H96ZM151 82H152V81H151ZM178 82H180V83L182 84V86L180 85L181 87L178 85ZM231 82H232V81H231ZM233 82H234V81H233ZM74 83H75V85H73ZM97 83L100 85V82H97ZM102 83H103V82H102ZM102 83H101V86H103V85L105 86V84H108V83H104V84H102ZM162 83H161V84H162ZM191 83H192V82H191ZM193 83H192V85H193ZM224 83H225L226 85H225ZM247 83H248V82H247ZM253 83H254V82H253ZM13 84H14V83H13ZM98 84H95V85L98 87V86H99ZM154 84H155V85H154ZM172 84H173V88H172ZM238 84H239V83H238ZM249 84H250V83H249ZM0 85H1V83H0ZM3 85H4V83H3ZM45 85H47V84H45ZM88 85H89V84H88ZM88 85H87V87H88ZM156 85H159L158 88H157ZM233 85H234V84H233ZM239 85H240V84H239ZM261 85H262V84H261ZM261 85H260V86H261ZM263 85H264V84H263ZM16 86H17V85H16ZM19 86H20V83H19ZM28 86H29V85H28ZM28 86H27V87H28ZM81 86H82V85H81ZM101 86H99V87L101 88ZM155 86H156V87H155ZM188 86H189V85H188ZM193 86H194V85H193ZM193 86H192V87H193ZM225 86H226V87H225ZM234 86H235V85H234ZM242 86H243V85H242ZM244 86H245V85H244ZM244 86H243V88H244ZM5 87H6V86H5ZM23 87H24V86H23ZM41 87H42V86H41ZM82 87H83V86H82ZM97 87H96V88H97ZM137 87H140V88L138 89ZM142 87H143V88H142ZM176 87H177V88H176ZM189 87H190L189 89L191 90V86H189ZM195 87H194V88H195ZM201 87H200V88H201ZM230 87H232L233 89L236 88V86H235V88H234L233 86H230ZM253 87H254V86H253ZM261 87H262V86H261ZM1 88H2V87H1ZM6 88H8V87H6ZM63 88H64V87H63ZM84 88H85V86H84ZM145 88H146V87H145ZM145 88H144L143 90H145ZM196 88H197V87H196ZM196 88H195L194 90H196ZM200 88H199V89H200ZM202 88H201V89H202ZM243 88H242V90H244ZM249 88H250V87H249ZM3 89H4V87H3ZM25 89H26V88H25ZM29 89H31V88H28V89H27V92L31 93L30 91H31L32 89H31V90H29ZM43 89H44V88H43ZM151 89H150V90H151ZM176 89H177L178 91H177ZM185 89L188 90V87H186ZM199 89H198V90H199ZM258 89H259V88H258ZM258 89H257V90H258ZM263 89H264V87H263ZM12 90H13V89H12ZM28 90H29V91H28ZM90 90H93V88L90 89ZM94 90H95V89H94ZM187 90H186V94L184 93V94H185V97H184V95H183L182 97H184V98H182V99H185V98L187 97V94L189 93V92L187 93ZM190 90H189V91H190ZM192 90H193V89H192ZM198 90H196V91H197V93H199V98H198V99H200L201 97H203V95L200 93V91L198 92ZM231 90H232V89H231ZM231 90H230V91H231ZM236 90H237V89H236ZM236 90L233 91V92L236 93ZM245 90H246V89H245ZM250 90H251V89H250ZM260 90H261V89H260ZM4 91L7 92L8 90H5V89H4ZM23 91H24V90H23ZM32 91H33V90H32ZM34 91L36 92V90H34ZM39 91H40V90H39ZM79 91H80V92H79ZM145 91H146V90H145ZM145 91H144V92H145ZM230 91H229V93H230ZM239 91H240V90H239ZM255 91H256V90H255ZM6 92H5V93H6ZM101 92H102V93H101ZM136 92H138V93H136ZM183 92H185L184 89H183L182 93H183ZM258 92H259V91H258ZM29 93L26 94V97L28 98L29 96H31V97H30V99H31L32 96H33V94H34V92H32L33 94H31V95H30ZM41 93H42V92H41ZM41 93H40V94H41ZM68 93H69V92H68ZM68 93H67V98H69V96L71 95V93H69V94H68ZM98 93H99V94H98ZM176 93H177V94H176ZM192 93H194V92H191V96H192ZM229 93H228V94H229ZM231 93H232V92H231ZM239 93H240V92H239ZM242 93H244V92H242ZM242 93H241V94H242ZM252 93H253V91H252ZM261 93H262V92H260V94H257V96H259V95L261 96V95H262ZM2 94H3V93H2ZM7 94H8V93H7ZM12 94H13V93H12ZM23 94H24V93H23ZM86 94H87V93H86ZM97 94H98V96H97ZM141 94H143V93H141ZM151 94H153V93H150V95H151ZM178 94H179V95H178ZM263 94H264V92H263ZM9 95H10V94H9ZM36 95H37V94H36ZM50 95H51V94H50ZM130 95H131L132 97H131ZM176 95H178V96L176 97ZM193 95H196V94H193ZM200 95H201V97H200ZM216 95H218V93H217ZM219 95H220V94H219ZM253 95H254V93H253ZM253 95L251 94V96H253ZM72 96H71V98H72ZM89 96H88V97H89ZM108 96H109L110 99L112 100V103L107 101V97H108ZM125 96H127V97H125ZM191 96H190V98H192ZM222 96H223V95H222ZM228 96H229V95H228ZM4 97H5V96H4ZM4 97H3V98H4ZM22 97H24V96H22ZM51 97H52V96H51ZM109 97H108V99H109ZM133 97H134V98H133ZM173 97H174V98H173ZM188 97H189V96H188ZM188 97H187V98H188ZM224 97H225V96H224ZM231 97H232V94H231ZM231 97H229V98H230V102L227 100V103L229 102L230 104H226V105H227L228 108H229V107H230V108L233 107V109H230V110H231V111H230V110H228V109L225 107L228 111H230V112L228 113V114H229L228 118L232 117V118L235 119V117H238V116L240 117V115H241L243 112H244L246 118H245V117H244L245 119H244V118H242V119L239 118V119H241V120L238 119L240 122H242V120H247L246 113H249V115H251V117H252V114H250V112H251L252 110H249V112L247 111V109H250V108H247V107H250V106H249L250 104H248V106L245 105V108L243 107V105H240V104H241L240 102H239L240 104H238V102H237L238 105L236 104V105L232 106L233 104H235V102H234L235 100H234V96H233L232 98H233L234 101L232 102V101H231V100H232ZM253 97H254V96H253ZM262 97H263V95H262ZM67 98H66V100H68V101L65 102V103H68V105L66 104V106H68V108H71V109H72V113H73L75 110H78L79 107H78L77 105H78V104L80 103V101L83 100V99H81V100H80V99H76V100H74V99L72 98L71 101H70V100H69L70 98H69V99H67ZM82 98H84V96H83ZM85 98H86V95H85ZM85 98H84V99H85ZM127 98H128V99H127ZM187 98H186V99H187ZM190 98H189V100H190L189 102H190V104H191V107L194 108L195 106H193V105H195V104H193V101H194L195 98L193 97V101H192ZM218 98H220V96H219ZM218 98H217V99H218ZM244 98H245V97H243V99H244ZM18 99H20V98H18ZM24 99H25V98H24ZM60 99H61V98H60ZM64 99H65V98H64ZM89 99H91V98H89ZM89 99H88V102H89V104H90ZM110 99H109V100H110ZM198 99L196 98V100H198ZM201 99H202V98H201ZM201 99H200V101H201L200 103L202 104V103L204 102L203 100H205V99H204V97H203V100H201ZM224 99L226 100V98H223V101H225ZM236 99H237V98H236ZM253 99H254V98H253ZM259 99H260V98H259ZM27 100H28V99H27ZM27 100H26V101H27ZM54 100H55V99H54ZM62 100H63V99H62ZM73 100H74L75 102H76L77 100H80V101L76 102V103H77V104H76L75 102H73ZM129 100H130V101H129ZM134 100H133V101H134ZM196 100H195V101H196ZM213 100L215 101L216 99L213 97ZM221 100H222V99H221ZM262 100H263V99H262ZM13 101H14V99H13ZM30 101H31V100H30ZM85 101H86V99H85ZM100 101H101V100H100ZM103 101H101V102H103ZM140 101H139V102H140ZM145 101H147V100H145ZM148 101H149V100H148ZM150 101H151V100H150ZM150 101H149V102H150ZM183 101H184V100H183ZM186 101L188 102V100H186ZM195 101H194V102H195ZM198 101H199V100H198ZM202 101H203V102H202ZM214 101H212V102H214ZM245 101H246V99H245ZM251 101H252V100H251ZM257 101H258V99H257ZM5 102H6V101H5ZM19 102H21V101H19ZM58 102H59V100H58ZM63 102H64V101H63ZM82 102H83V101H82ZM88 102H87V103H88ZM95 102H98V101L96 100ZM184 102H185V101H184ZM231 102H232L233 104H232ZM254 102H255V101H254ZM1 103H2V102H1ZM27 103H28V102H27ZM33 103H34V102H33ZM59 103H60V102H59ZM59 103H58V104H59ZM108 103H109V104H108ZM134 103H135V101H134ZM162 103H163V104H162ZM166 103H167V104H166ZM208 103H209V105H210V104H211V101H210V102H206V101H205V103L202 104V106H203V108H204V111H203L202 109H201V110L198 109V108L202 107L201 104H200V106H199L198 108L195 107V109H198V110H195V109H193V108H191V107H189V106H188V108H185V109H188V111L191 110V112H192V111L194 110L195 112H197L198 115H197L196 113H194V111H193V113L196 114V117H197V116H200V115H199L200 112L203 111V112L201 113V116H202V117H198V118H199L198 120H196L197 118H195V120H196V121H199L200 128L203 129L205 132L208 133V134H207V137H208V138H207L206 136H205L206 138L203 136L205 140L207 139L206 143L210 140L209 138L214 137V139H215L216 136H219V135H221V134L223 135L224 133H226V134H225L226 136L223 138V140H221V144H223V145H221V144L218 142V141H220V140H217L216 143L218 142L217 144H218V145L220 144L221 146H220V145L218 146L216 143H213V140H214V139L211 140V141H212L211 143H213L212 145L216 144V145L218 146V148L220 147V149H222L224 152H225V151H227V152L229 151V147H230V145H231V148H233V149H235L238 145L240 146V144L242 143L240 140H239V141H240L241 143L236 144L237 146H234V143L232 142L233 137H232V134H231V133L233 132V131H232V130H233V125H234V127H235V124H236V123L234 124L233 121H231V122L228 121L229 124H231V123L233 124V125H232V124L229 125V124H226L227 121H226V122L224 121L225 118L227 119V114H226V113H227V112H226L227 110L225 111L226 113L223 111V113H224L226 116L223 115V116H225V117H223V119H222L221 116H220V114H221L220 112H222V109L224 108V107L222 108L223 105L221 106V109H220V107H219V110H221V111H219V110H217V109L214 108V107H216L215 105H217V104H216V101L213 103V104H215V105L211 104V107H209ZM262 103H263V102H262ZM16 104H17V103H16ZM28 104H29V103H28ZM28 104H27V105H28ZM30 104H31V103H30ZM34 104H35V103H34ZM52 104H53V103H52ZM60 104H61V103H60ZM81 104H83V103H81ZM85 104H86V103H84L83 106H84ZM92 104H93V105H92ZM95 104H96V103H95ZM95 104H94V103H91V106H94V107H93L94 110H93V109L91 110L90 108H88V107H87L88 104H86L85 107H84V109H86V110H82V109H83V106H82V109H80V110L83 111V112L81 111V112H82L81 115H83V114L85 115L86 113H87L86 115H89V114H90L89 116H91V115H93V116L97 115V114H95V113H96L97 111L100 112L99 107H101L102 105H101V104H96V105H95ZM103 104H104V103H103ZM144 104H146V105H144ZM185 104H186V103H185ZM196 104H197V106L199 105L198 103H196ZM205 104H207V105H205ZM221 104H223L222 101H221ZM263 104H264V103H263ZM19 105H21V104H19ZM64 105H65V104H64ZM64 105H62V107H64ZM105 105H106V104H105ZM140 105H139V106H140ZM161 105H162V106H165V107H166L165 109H168V111H166V110H162V109H164V107H161ZM218 105H219V102H218ZM255 105H256V104L251 105V108H252L253 106H255ZM258 105H259V104H258ZM258 105H256L257 108H258L257 113L260 111L259 108H262L261 105H259V106H258ZM5 106H6V105H5ZM16 106H17V105H16ZM28 106H29V105H28ZM95 106H96V107H95ZM148 106L151 108V110L154 109V106H157L158 108L161 107V108H160V110H162V111L160 112V113H161V116H162V115L165 116V117H163V119H161V121L163 120L162 124H164V125H162V126H163V128H164V132H165V133H163V130H162L163 128L161 129L162 131L158 132L157 134H156L157 131L155 130V128H157V127L154 126L155 128L153 129V131H156V132H153L154 135L156 134V136H158V137H155L154 139L156 140V138H157L156 141L159 140L160 142H162L161 145H158V144H157V145H158L157 147H156L155 145H153V146H155V149H154L153 146H152V147H149V148H148L147 146H145V142H146V144H149L150 142H151V144H152V143L155 141L152 137H150V136L153 135L152 133L150 134V132H151L150 128L147 129V127H148L149 125L147 126L146 123H149V122H145V121H148V120L151 118V116L149 115V116H150V117H148L149 119L144 121V118L147 119V117H145V116H148V114H145L146 112L144 111V112H145V113H144L142 110L149 109V108H147ZM204 106H205V107H204ZM206 106H207L208 108H206ZM219 106H220V105H219ZM224 106H225V104H224ZM246 106H247V107H246ZM3 107H4V106H2V108H3ZM7 107H8V106H7ZM9 107H10V106H9ZM31 107H32V106H31ZM55 107H56V106H55ZM58 107H59V108H62V107H60L59 105H58ZM103 107H104V106H103ZM134 107H135V108H134ZM142 107H143V108H142ZM173 107H174V108H173ZM181 107H183V104L181 105ZM212 107H213V108H212ZM27 108H28V107H27ZM68 108H67L68 111L66 110V111H62V112H63V113H64V112H69L70 109H68ZM95 108H97V109L95 110ZM137 108H138V109H137ZM141 108H142V109H141ZM152 108H153V109H152ZM172 108H173V109H172ZM175 108H176V109H175ZM190 108H191V109H190ZM246 108H247V109H246ZM257 108L255 107V109H257ZM7 109H8V108H7ZM62 109H63V108H62ZM98 109H99V110H98ZM182 109H183V108H182ZM185 109H183V110H184L183 113L186 112ZM19 110H20V108H19ZM87 110H89V111L87 112ZM149 110H150V109H149ZM173 110L175 111V113H174ZM179 110H180V109H178V111H179ZM183 110H182V111H183ZM224 110H225V109H224ZM245 110H246V111H245ZM6 111H7V110H6ZM25 111H26V110H25ZM85 111H86V113H85ZM90 111H91V113H90ZM92 111L94 112V114H93ZM95 111H96V112H95ZM164 111H165V112H164ZM172 111H173V112H172ZM180 111H181V110H180ZM182 111H181V113H182ZM199 111H200V112H199ZM255 111H256V110H255ZM262 111L264 112V107H263L262 110L260 111V114H261ZM10 112H11V110H10ZM17 112H18V111H17ZM22 112H23V111H22ZM75 112H76V111H75ZM78 112H79V111H78ZM99 112H98V113H99ZM117 112H118V113H117ZM148 112H149V111H148ZM152 112H153V111H152ZM162 112H163V113H162ZM263 112H262V114H261V115H263L262 117H261V116H259V117L257 116L258 118H255L256 121H257V119L259 120V121H257V122L255 121L256 126L259 127V125H261L260 127H261L262 130L258 132V133L261 132V135H257V136L252 137V138L249 136V137L251 138L249 141L246 140L247 137L244 138V137L242 136V137H243L242 141H243V140L247 141V142H245V143H246V145H248L247 147L250 148V149H249V150H250V151H249L250 153H248V149H247V151H246L247 154H249L250 156H253V157H254V156H258L259 161L262 160V163H263V159H264V136H262V133H264V132H263V128H262L263 125H264V120H263V118H264V113H263ZM7 113H8V112H7ZM52 113H53V112H52ZM150 113H151V112H150ZM150 113H149V114H150ZM165 113H166V115H165ZM173 113H174V114H173ZM177 113H178V112H177ZM177 113H176V114H177ZM179 113H180V112H179ZM183 113H182V114H183ZM188 113H189V112H188ZM188 113L186 112V114H187L188 116H190V113H189V114H188ZM251 113H255V112L253 111V112H251ZM32 114H33V113H32ZM60 114H61V112H60ZM76 114H77V113H76ZM118 114H119V115H118ZM144 114H145V115H144ZM151 114H152V113H151ZM153 114H154V113H153ZM258 114H259V113H258ZM1 115H2V114H1ZM51 115H52V114H51ZM79 115H80V114H79ZM84 115L82 116L83 118H84ZM183 115H185V114H183ZM247 115H248V114H247ZM254 115H255V114H254ZM254 115H253V116H254ZM256 115H257V114H256ZM3 116H4V115H3ZM109 116H110V115H109ZM117 116H118V117H117ZM154 116H156V115H154ZM176 116L181 117V118H178V119H180L179 122H181V123L178 122V124H180L179 126H178V124H177V122H176V119H177ZM188 116H183V117L187 118ZM194 116H195V115H194ZM242 116H243V114H242ZM63 117H64V115H63ZM78 117H79V116H78ZM80 117H81V116H80ZM80 117H79V118H80ZM91 117H92V116H91ZM91 117H90V118H91ZM96 117H97V116H95V118H96ZM99 117H100V116H99ZM101 117H103V115H102ZM174 117H175L176 119H175ZM254 117H255V116H254ZM260 117H261V118H260ZM95 118L92 117L91 119H89V120H90L89 122H88V119H87V122L91 125L90 122H91L92 119H93V121L95 120V122L97 121ZM106 118H107V116H106ZM111 118H112V117H111ZM152 118H156V117H153V116H152ZM164 118H165V119L167 118V120H164ZM191 118H192V114H191L190 120H192ZM68 119H69V118H68ZM81 119H82V118H81ZM107 119H108V118H107ZM158 119H159V118H158ZM174 119H175V120H174ZM10 120H11V119H10ZM31 120H32V119H31ZM63 120H64V118H63ZM99 120H102V118L99 119ZM103 120L106 121V119H103ZM150 120H151V119H150ZM152 120H153V119H152ZM156 120H157V119H156ZM195 120H194V121H195ZM238 120H237V121H238ZM249 120H250V119H249ZM251 120H253V117H252ZM15 121H16V120H15ZM15 121H14V122H15ZM67 121H68V120H67ZM111 121H112V120H111ZM119 121H120V122H119ZM153 121H155V120H153ZM153 121H152V122H153ZM166 121H167V122H166ZM196 121H195L194 123H196ZM5 122H6V124H7L8 121H5ZM5 122H3L4 125H5ZM21 122H22V121H21ZM24 122H26V121H24ZM30 122H31V121H30ZM33 122H35V120H33ZM45 122H46V121H45ZM45 122H44V123H45ZM61 122L63 123L64 121L61 120ZM69 122H70V120H69ZM72 122H73V121H72ZM114 122H113V123H114ZM152 122L149 123V124H150V127H151ZM187 122H188V121H187ZM187 122H186V123H187ZM191 122H193V121H191ZM240 122H239V124H241ZM258 122H259V125H257ZM3 123L0 124V125L3 126ZM8 123H9V122H8ZM70 123H71V122H70ZM79 123H80V122H79ZM194 123H192L191 125H194ZM246 123H247V122H246ZM248 123H249V122H248ZM10 124H12V123H10ZM51 124H52V123H51ZM55 124H56V123H55ZM74 124H75V123H74ZM96 124H97V123H96ZM182 124H183V125H182ZM196 124H198V123H196ZM255 124H254V125H255ZM29 125H30V124H29ZM31 125H33V124L31 123ZM31 125H30V126H31ZM65 125H66V124H65ZM67 125H68V124H67ZM78 125H79V124H78ZM81 125H82L83 127H80V128H83L84 130L86 129V127H87L86 130L90 129V126H88L87 124H81ZM105 125H106V124H105ZM152 125H153V124H152ZM156 125H157V124H156ZM236 125H237V124H236ZM251 125H252V124H251ZM1 126H0V128H1ZM5 126H6V125H5ZM5 126H3V128H4ZM13 126H14V125H13ZM44 126H45V125H44ZM57 126H58V124H57ZM72 126H73V124H72ZM91 126H93V124H92ZM98 126H99V125L97 124V128H98ZM111 126H112V125H111ZM115 126H116V125H115ZM146 126H147V127H146ZM183 126H185L186 128H183ZM231 126H232V127H231ZM247 126H248V125H247ZM252 126H253V125H252ZM10 127H11V126H10ZM10 127H9V128H10ZM64 127H65V126H64ZM67 127H68V126H67ZM100 127H101V126H100ZM109 127H110V126H109ZM181 127H182V129H181ZM239 127H241V125H240ZM243 127H244V126H243ZM243 127H242V128H243ZM258 127H257V128H258ZM260 127H259V128H260ZM3 128H1V129H2V133H3V135H4L6 131L4 132V131H3ZM5 128H7V126H6ZM5 128H4V130H6ZM13 128H14V127H13ZM18 128H19V127H18ZM76 128H77V125H76ZM80 128H79V129H80ZM92 128H94V130L97 129V128H95V127H92ZM114 128H115V127H114ZM114 128H113V129H114ZM117 128H116V129H117ZM152 128H153V127H152ZM196 128H197V127H196ZM196 128H195V129H196ZM236 128L238 129V126H237ZM236 128H234V129L236 130ZM242 128H240V129L242 130ZM66 129H69V128H66ZM104 129H106V128H104ZM107 129H108V128H107ZM188 129H189L190 131H189ZM195 129L193 130L194 132L191 133V134H193V138H191L192 141L189 142V143H186V142H185L186 144H189V145H190V143H192V144L197 143V144H198L200 141H203V139H201V140H197V142H194V141L196 140V139L194 140V137H195V136H194V134H195ZM230 129H232V130L230 131ZM245 129H247V128H244V130H245ZM71 130H72V129H71ZM71 130H70V131H71ZM76 130H77V129H76ZM110 130H111V129H110ZM158 130H159V129H158ZM182 130H185V131L187 132L188 136H187L186 132L183 133ZM196 130H197V129H196ZM235 130H234V132H235ZM258 130H259V129H258ZM258 130H256V131H258ZM14 131H15V130H14ZM17 131H18V130H17ZM66 131H67V130H66ZM78 131L81 132V130H78ZM99 131H100V129H99ZM177 131H178V133H176ZM180 131H181V134L179 133ZM199 131H200V130H199ZM246 131H247V130H246ZM253 131H255V129H253ZM15 132H16V131H15ZM56 132H57V131H56ZM67 132H68V131H67ZM73 132L76 134V136H78V134H77L74 130L72 131V134H74ZM97 132H98V130H97ZM105 132H106V131H105ZM161 132L163 133V136H162L163 138H167V137H168V143H169V144L167 143V145H165L164 142H167V140H166V141H162L163 139H162V140L159 139V138L161 137V136H159V133H161ZM227 132H228V133H227ZM236 132H237V131H236ZM236 132H235V133H236ZM247 132H248V131H247ZM2 133H1V131H0V135H2ZM8 133H9V132H8ZM11 133H12V132H11ZM83 133L85 134V132H83ZM101 133H102V132H101ZM127 133H128V134H127ZM148 133H149V134H148ZM162 133H161V134H162ZM196 133H197V132H196ZM200 133H202V132H200ZM235 133H233V134H235ZM243 133H244V132H243ZM29 134H30V133H29ZM55 134H56V133H55ZM90 134H91V133H90ZM145 134H146V135H145ZM161 134H160V135H161ZM164 134H167V135H164ZM179 134H180V135H179ZM184 134H186V135H184ZM203 134H204V133H203ZM203 134H202V135H203ZM205 134H206V133H205ZM205 134H204V135H205ZM229 134H231V135H229ZM236 134H240V133H236ZM236 134H235V135H236ZM5 135H6V134H5ZM64 135H66L65 132H64ZM128 135H129V136H128ZM144 135H145V136H144ZM176 135H177V137H176ZM195 135H196V138H198V137L200 136V135H199V136L197 137L198 134H195ZM15 136H16V135H15ZM43 136H44V135H43ZM55 136H56V135H55ZM61 136H62V135H61ZM66 136H67V135H66ZM66 136L64 137V138H65V141H64L62 144H61V140H60V141L58 140V141L60 142V146H59V148H61L62 150L59 149L58 146H57L56 149H55V151H56V150H57V151L61 150V151H62V154L65 153V156H66V154H68V156H67L68 158H70V157L72 158V157H73V158H75L76 160L80 159V161H79V165H80V163H81L80 166H82V167H83V165H84V167L86 166V167L84 168V170H85L86 168H87V170H86V172L83 171V173H82L81 171H79V170H77V171L79 172V174L82 173L83 176H86L85 178H87V176H88L90 173L93 174L92 171L94 172V169L91 171L89 167H91V166L95 163V162H94V163H93V162L91 163V161H89V163H91V164H88L87 160H88V159H89V160L92 159V158L90 159V157L88 156V152H89V150H90V152H89L90 155L92 154L91 156L97 157V155H96L97 153L95 152V150H94V151L92 150V151H93V152H92L91 149H92L93 147H95L94 145H98L97 142H96V140H99V139H95V141H94V143H93V144H94L93 147H92L90 144H88L89 146H87V143H86L85 141H86V140L89 141V140H88V137H87L86 140H85V138H84L85 141H84V140H83V141H82V140L80 141V142H83L82 144L79 143V144H77L78 146H75V145H72V143L69 141V140H71L72 137H69V136L66 137ZM73 136H74V135H73ZM165 136H166V137H165ZM209 136H210V137H209ZM236 136H238V135H236ZM0 137H2V136H0ZM53 137H54V136H53ZM141 137H143V139H142ZM148 137H150V138H149V141H148V143H147V138H148ZM190 137H191V136H190ZM203 137H202V138H203ZM2 138H3V137H2ZM49 138H50V137H49ZM62 138H63V136H62ZM64 138H63V139H64ZM67 138H68V139H67ZM69 138H70V139H69ZM73 138H75V137H73ZM78 138L82 139L83 136H81V137L79 136ZM78 138H77V139H78ZM100 138H101V137H100ZM104 138H105V137H104ZM145 138H146V139H145ZM231 138H232V140H231ZM234 138H235V137H234ZM240 138H241V137H240ZM0 139H1V138H0ZM8 139H9V138H7L6 141H8ZM22 139H23V138H22ZM57 139H58V138H57ZM77 139H76V141H79V139H78V140H77ZM119 139H121V140H119ZM127 139H128V142H129V143L127 142ZM141 139L143 140V143L141 142V143H142V146H141V143L139 142V140H141ZM152 139H153L154 141H153ZM191 139H190V140H191ZM208 139H209V140H208ZM237 139H239V138H237ZM137 140H138V142L140 143V146H141L142 149H143V150L141 149L142 151L139 150V149L141 148L139 145L136 144V145H137V146L135 145L136 148H134V146H132V144H134V142L137 141ZM142 140H141V141H142ZM164 140H165V139H164ZM180 140H181V137H180ZM205 140H204V142H205ZM234 140L237 142L236 139H234ZM1 141H2V140H1ZM144 141H145V142H144ZM152 141H153V142H152ZM156 141H155V142H156ZM175 141H177V143H174ZM187 141H188V140H187ZM239 141H238V142H239ZM2 142H3V141H2ZM25 142H28V141H25ZM50 142H51V141H50ZM84 142H85L86 144H85ZM95 142H96V143H95ZM126 142H127V143H126ZM214 142H215V140H214ZM88 143H89V142H88ZM98 143H99V142H98ZM139 143H138V144H139ZM179 143H180V142H179ZM202 143H203V142H202ZM206 143H205L204 145H206V146L208 145V146H207V150H208V153H209V150H211L213 147H211L212 145L209 146V144H206ZM231 143L233 144L234 147H232V144H231ZM247 143H248V144H247ZM0 144H3V143L0 142ZM24 144H25V143H24ZM100 144H102V143L100 142ZM125 144H126V145H125ZM127 144H130V146L128 145V148H127L128 151H129V152L127 151L128 154H129V157L127 156L129 161H128V160L125 161V160H126V159H125V158H126V157H125L126 154H124V156H121V158L119 159V161L122 159V160L119 162L118 159H117V158L120 157V156H119V153L121 152V154H122V151H123V150H127L126 148H125V149H122V148H124V146L126 147ZM143 144H144V146H143ZM197 144H194V146H195V147L193 146V147H194V148H193L194 150L192 149V147H190L189 149H186V151H188L187 153H188L189 155L191 154V153H189V152L191 151L190 149H192V150L194 151V155L191 154V155L189 156V158H188V156L185 154V155L187 156V158H188V159L186 158L188 164H191V165L189 166L190 168L188 167L189 169L186 171L187 175H186V173H185L184 175H186V177L189 176L191 180L196 179V178L199 177V176L201 177V175L204 173V171H202V170H204V168L207 167L206 164H207V165H210V161H211V158H210V161H209V160L207 161V159H206L207 157L205 158V156L208 155L207 153H206L207 155L205 154V156H204V153H205L204 151H205V149H206V148H205L206 146H202L203 144L199 145L200 143L198 144L199 147L202 146L203 148H205L204 151H203V150H200V149H199V147H198ZM5 145H6V143H5ZM29 145H30V144H29ZM31 145H32V144H31ZM56 145H58V144H56ZM181 145H180V146H181ZM189 145H185L186 147L182 148V150L185 149V148H188L187 146H189ZM196 145H197V146H196ZM241 145H242V144H241ZM24 146L26 147V144H25ZM24 146H23V147H24ZM54 146H55V144H54ZM90 146H91L92 148H90ZM138 146H139V148H137ZM159 146H161V147H159ZM242 146H245V145H242ZM242 146L240 147V149H242ZM88 147H89V148H88ZM143 147H144V148L147 147V149H144ZM177 147H178V146H177ZM197 147H198V148H197ZM209 147H210L211 149H210ZM222 147H224V149H223ZM48 148H49V149H48ZM48 148H47L48 151L52 150L50 147H48ZM102 148H103V147H102ZM107 148H110V149L108 150ZM151 148L154 149L155 152H154V151L150 152V151L152 150ZM157 148H159V149L162 148V150H161V149L159 150V149H157ZM203 148H202V149H203ZM216 148H217V147H216ZM231 148H230V151H231ZM243 148H244V147H243ZM45 149H46V148H45ZM58 149H59V150H58ZM88 149H89V150H88ZM103 149H104V148H103ZM148 149H149V151H148ZM150 149H151V150H150ZM164 149H166V150H164ZM214 149H215V148H214ZM18 150H19V149H18ZM43 150H44V149H43ZM137 150H139V151H141V152L138 153ZM146 150H147V151H146ZM163 150H164V151H163ZM195 150H196V151H195ZM216 150H218V149H216ZM216 150H215V151H216ZM237 150H238V149H237ZM237 150H236V151H237ZM242 150H243V149H242ZM242 150H241V151H242ZM31 151H32V149H31ZM61 151H59V153H60ZM87 151H88V152H87ZM107 151H108V152H107ZM110 151H111V152H110ZM130 151H131V153H130ZM136 151H137V152H136ZM145 151H146V152H145ZM160 151H162L163 153L165 152V154H163L164 156L162 155V153H161ZM172 151H176V150H175V147H173ZM184 151H185V150H184ZM184 151H182V152L185 153ZM202 151H203V152H202ZM239 151H240V150H239ZM4 152H5V150H4ZM20 152H21V151H20ZM22 152H23V151H22ZM124 152H125V151H124ZM142 152L144 153V155H143L142 157H140V158H141V159H140L138 156H141V155L143 154ZM191 152H192V151H191ZM195 152H196V153H195ZM211 152H213V151H211ZM218 152H221V150H220V151L218 150V151L215 153V155H217V154L220 155V153H218ZM224 152H221V154H222L221 156H222V157L225 155V154H223ZM227 152H225V153L227 154V156H228L229 154H231V153H229V152L227 153ZM231 152H232V151H231ZM233 152H234V151H233ZM14 153H15V152H14ZM41 153H43V157L40 156V158L42 157V158L45 159V157H46V156H45V153L42 151V152H40V155H41ZM47 153H48V152H47ZM47 153H46V154H47ZM50 153H51V152H50ZM50 153H49V154H50ZM56 153H57V152H56ZM95 153H96V154H95ZM132 153H133V154H132ZM135 153H136V156H137L139 159H138L137 157H136L137 159H134L135 157H133V156L135 155ZM141 153H142V154H141ZM145 153H146V154H145ZM159 153H160V154H159ZM175 153H176V152H175ZM178 153H179V152H178ZM192 153H193V152H192ZM237 153L239 154V157H240L241 153H240V152H237ZM237 153H236L235 156H234V154H233L232 156H233L234 158H236ZM244 153H245V149H244ZM251 153H252V154H251ZM26 154H27V153H26ZM51 154L54 155V151H53V153H51ZM121 154H120V155H121ZM138 154H141V155H138ZM180 154H181V153H180ZM180 154H179V155H180ZM211 154H212V153H211ZM254 154H255V155H254ZM23 155H25V154L23 153ZM28 155H29V154H28ZM57 155H58V153H57ZM95 155H96V156H95ZM122 155H123V154H122ZM132 155H133V156H132ZM147 155H148V156H147ZM160 155H161V156H160ZM169 155H171V154H169ZM179 155H176V156H179ZM242 155H243V154H242ZM242 155H241V156H242ZM244 155H245V154H244ZM244 155H243V156H244ZM15 156H16V155H15ZM59 156H60V154L58 155V157H59ZM150 156H151V155H150ZM152 156H151V157H152ZM174 156H175V155H174ZM191 156H192V157H191ZM209 156H210V155H208V157H209ZM212 156H213V154H212ZM212 156H211V157H212ZM221 156H219V157H221ZM225 156H226V155H225ZM4 157H5V156H4ZM18 157H20V156L18 155ZM60 157H61V156H60ZM60 157H59L56 161H58L59 159H61ZM77 157H78V158H77ZM88 157H89V158H88ZM98 157L100 158L99 153H98ZM98 157H97V158H98ZM122 157H123V158H122ZM130 157H131V159H130ZM132 157H133L134 161L139 160V162L137 161V163L134 164L135 162H132V160H133ZM145 157H146V159H145ZM171 157H172V156H171ZM216 157H217V156H216ZM222 157H221V158H222ZM245 157H246V156H245ZM253 157H250V159L252 160ZM260 157H263V158L260 159ZM26 158H27V157H26ZM154 158H155V157H154ZM212 158H213V157H212ZM237 158H238V157H237ZM240 158H241V157H240ZM19 159H20V158H19ZM27 159H28V158H27ZM47 159H48V158H47ZM151 159H153V158H151ZM161 159H163V158H161ZM165 159H166V158H165ZM189 159L191 160V162H189ZM225 159H227L228 161H230V159L227 158V157H226ZM225 159H224V160H225ZM250 159H249V160H250ZM254 159H255V158H254ZM254 159H253V162H254ZM256 159H257V158H256ZM3 160H4V159H3ZM51 160H52V159H51ZM53 160H55V159L53 158ZM61 160H62V161L64 160L63 156H62V159H61ZM61 160H60V161H61ZM68 160H69V159H68ZM92 160H93V159H92ZM110 160H111V161H110ZM116 160H117V161H116ZM123 160H124V161H123ZM186 160H185V161H186ZM212 160H213V159H212ZM221 160H222L221 162L224 161L223 158H222ZM227 160H225L226 163H227ZM6 161H7V160H6ZM21 161H22V159H21ZM34 161H35V160H34ZM43 161H44V160H43ZM65 161H67V160H65ZM69 161H70V160H69ZM130 161H131V162H130ZM142 161H141V162H142ZM151 161H152V160H151ZM160 161L162 162V160H160ZM242 161H243V160H242ZM246 161H247V160H246ZM259 161H257V162H259ZM11 162H12V161H11ZM22 162H23V161H22ZM36 162H37V161H36ZM53 162H55V161H53ZM58 162H59V161H58ZM58 162H57V163H58ZM104 162H106V163H104ZM114 162H115V163H114ZM141 162H140V164L143 166L144 164L141 163ZM143 162H144V161H143ZM177 162H178V161H177ZM182 162L185 163L184 160H183ZM207 162H209V164H208ZM221 162H220V164L222 165ZM250 162H251V161H250ZM40 163H41V162H40ZM47 163H49V159H48V162H47ZM47 163L45 162L46 165H47ZM120 163H123V164H120ZM130 163H131V164H130ZM144 163H145V165H144L143 167H148V169L150 168V166H152V165H150L149 163H147V164H148V165H147V164H146V161H145ZM179 163H180V162H179ZM224 163H225V162H224ZM241 163H242V162H241ZM241 163H240V165H241ZM243 163H244V161H243ZM254 163H255V162H254ZM8 164H9V163H8ZM18 164H19V163H18ZM21 164H22V163H21ZM45 164H44V165H45ZM128 164L133 165V167L130 166V167H131V168H130V167L128 166ZM140 164H139V165H140ZM153 164H154V163H153ZM185 164H186V163H185ZM212 164H213V162H212ZM220 164H219V165H220ZM229 164H230V162H229ZM252 164H253V163H252ZM256 164H257V163H256ZM24 165H25V164H24ZM41 165H42V164H41ZM97 165H99V164H97ZM106 165H107V164H106ZM126 165H127V166H126ZM146 165H147V166H146ZM155 165H156V164H155ZM215 165H216V164H215ZM217 165H218V164H217ZM219 165H218V166H219ZM225 165H227V164H225ZM248 165H249V164H248ZM260 165H261V164H260ZM14 166L16 167L15 164H14ZM22 166H23V164H22ZM22 166H21V167H22ZM36 166H37V165H36ZM36 166H35V167H36ZM39 166H40V165H39ZM47 166H48V165H47ZM51 166H52V164H51ZM66 166H67V165H66ZM99 166H100V165H99ZM142 166H141V167H142ZM187 166H188V165H187ZM203 166H204V168H203ZM211 166H212V165H211ZM241 166H243V165H241ZM252 166H253V165H252ZM41 167H42V166H41ZM44 167H45V166H44ZM110 167H112L111 164H110ZM122 167H123V166H122ZM126 167H127L128 169H126ZM139 167H140V166H139ZM163 167H164V166H163ZM201 167H202V168H201ZM213 167H214V166H213ZM227 167H228V166H227ZM244 167H246V165H244ZM247 167H248V166H247ZM260 167H261V166H260ZM260 167H259V168H260ZM5 168H6V167H5ZM10 168H11V167H10ZM10 168H9V169H10ZM19 168H20V167H19ZM103 168H104V167H103ZM105 168H109V167L107 166V167H105ZM105 168H104V169H105ZM113 168H115V167L113 166L112 168H109L111 172H112V170H115V169H116V168H115V169H113ZM123 168H124V167H123ZM123 168H122V169H123ZM129 168H130V169H129ZM156 168H158V166H157ZM200 168L202 169V170H201V175H200ZM219 168H220V171H221V167H220V166H219ZM230 168H231V167H230ZM230 168H229V169H230ZM237 168H238V166H237ZM11 169H12V168H11ZM36 169H37V168H36ZM48 169H49V167H48ZM118 169H119V168H118ZM118 169H116V171H118ZM136 169H137V168H136ZM138 169H139V168H138ZM143 169H144V168H143ZM159 169H160V168H159ZM162 169H163V168H162ZM165 169H166V168H165ZM206 169H207V168H206ZM238 169H239V168H238ZM243 169H246V168H243ZM248 169H249V168H248ZM251 169H253V172H254V168L251 167ZM12 170H14V169H12ZM17 170H19L18 167H17ZM29 170H31V169H29ZM32 170H33V169H32ZM38 170H39V169H38ZM40 170H41V169H40ZM97 170H99V169H97ZM146 170H147V168H146ZM154 170H155V168H154ZM163 170H164V169H163ZM209 170H211V169H208V171H209ZM222 170H223V165H222ZM230 170H231V169H230ZM49 171H50V169H49ZM53 171H54V170H53ZM57 171H58V170H57ZM87 171H88V173H87ZM100 171H102V170H100ZM122 171H123V170H122ZM127 171H126V172H127ZM137 171H138V170H136V173H137ZM159 171H161V169H160ZM164 171H166V170H164ZM169 171H170V170H169ZM215 171H216V170H215ZM215 171H213V172L216 173ZM227 171H228V170H227ZM233 171H234V170H233ZM233 171H232V172H233ZM243 171H244V170H243ZM260 171H261V170H259V172H260ZM22 172H23V169H22ZM26 172H27V171H26ZM33 172H34V171H33ZM51 172H52V171H51ZM84 172H85V174H84ZM105 172H106V171H105ZM107 172H109V171H107ZM114 172H115V171H113V173H114ZM124 172H125V171H124ZM139 172H141V169H140V171H138V173H139ZM154 172H155V171H154ZM234 172H235V171H234ZM259 172H258V174H259ZM263 172H264V170L262 171V173H263ZM5 173H6V172H5ZM15 173H16V171L14 170L11 174L14 175ZM20 173H21V172H20ZM27 173H29V172H27ZM36 173H38V172H36ZM42 173H43V172H42ZM136 173H134V174L136 175ZM165 173H166V172H165ZM208 173H209V172H208ZM227 173H228V172H227ZM240 173H241V171H240ZM262 173L260 172V174H262ZM9 174H10V173H9ZM9 174H8V175H9ZM11 174H10V175H11ZM22 174H23V173H22ZM50 174H51V173H50ZM52 174H53V173H52ZM110 174H111V173H110ZM117 174H118V173H117ZM128 174H132V173H128ZM143 174H144V173H143ZM160 174H162V173H160ZM163 174H164V172H163ZM176 174H177V173H176ZM210 174H211V173H210ZM217 174H218V173H217ZM242 174H243V173H242ZM8 175L6 174V177H7ZM13 175H12V176H13ZM47 175H49V174H47ZM94 175H95V174H94ZM94 175H93V176H94ZM140 175H142V173H140ZM149 175H150V174H149ZM166 175H167V173H166ZM166 175H165V176H166ZM168 175H170V174H168ZM182 175H183V174H182ZM182 175H181V176H182ZM211 175H212V174H211ZM232 175H233V174H232ZM27 176H28V175H27ZM54 176H55V175H54ZM56 176H57V175H56ZM61 176H62V174H61ZM91 176H92V175H91ZM91 176L89 175L88 177L91 178ZM119 176H120V175H119ZM131 176H132V175H131ZM131 176H130V177H131ZM152 176H153V175H152ZM165 176H164V177H165ZM179 176H180V175H179ZM179 176H178V177H179ZM225 176H226V174H225ZM227 176H228V175H227ZM242 176H243V175H242ZM261 176H264V175H261ZM3 177H5V176H3ZM3 177H1V178H3ZM6 177H5V178H6ZM8 177H9V176H8ZM14 177H15V176H14ZM19 177H20V176H19ZM19 177H18V178H19ZM23 177H24V175H23ZM28 177H29V176H28ZM30 177H31V176H30ZM96 177H97V176H96ZM110 177H111V175H110ZM112 177H113V176H112ZM115 177H116V174H115ZM141 177H142V176H141ZM150 177H151V176H150ZM172 177H173V176H172ZM208 177H209V176H208ZM230 177H232V176H230ZM240 177H241V176H240ZM245 177H246V176H245ZM15 178H16V177H15ZM35 178H36V177H35ZM44 178H45V177H44ZM46 178H47V177H46ZM55 178H56V177H55ZM59 178H60V177H59ZM71 178H72V176H71ZM94 178H95V177H94ZM100 178H101V177H100ZM100 178H99V181H101ZM128 178H129V177H128ZM143 178H144V176H143ZM168 178H170V177H168ZM168 178H167V180L169 181ZM174 178H175V177H174ZM204 178H205V176H204ZM228 178H229V177H228ZM235 178H236V177H235ZM21 179H22V177H21ZM25 179H26V178H25ZM28 179H29V178H28ZM47 179H48V178H47ZM77 179H78V178H77V176H76V180H77ZM95 179H97V178H95ZM125 179H127V177H126ZM131 179H132V178H131ZM176 179H178V178L176 177L175 180H176ZM181 179H182V178H181ZM187 179H188V178H187ZM187 179H185V181H186ZM206 179H207V177H206ZM219 179H220V178H219ZM223 179H224V178H223ZM230 179H231V178H230ZM239 179H240V178H239ZM252 179H253V178H252ZM263 179H264V177H263ZM4 180H5V179H4ZM43 180H44V179H43ZM73 180H74V179H73ZM76 180H75V181H76ZM89 180H90V179H89ZM112 180H115V178L112 179ZM128 180H129V179H128ZM146 180H147V179H146ZM188 180H189V179H188ZM207 180H208V182H209L210 179L208 178ZM207 180H206V182H207ZM214 180H215V179H214ZM243 180H244V179H243ZM249 180H250V178H249ZM5 181H6V180H5ZM15 181H16V180H15ZM63 181H64V180H63ZM65 181H66V180H65ZM78 181L81 182L80 180H77L76 182L78 183ZM117 181H118V180H117ZM134 181H135V179H134ZM165 181H166V180H165ZM171 181H172V180H171ZM180 181H181V180H180ZM193 181H194V180H193ZM223 181H225V180H223ZM229 181H231V180H229ZM233 181H235V180H233ZM252 181H253V180H252ZM2 182H3V181H2ZM44 182H45V181H44ZM114 182H115V181H114ZM174 182H176V181H174ZM174 182H173V185H175ZM181 182H182V181H181ZM190 182H191V181H190ZM194 182H198V181H194ZM194 182H191V183H194ZM199 182H200V181H199ZM212 182H213V181H212ZM21 183H22V182H21ZM62 183H63V182H62ZM136 183H137V182H136ZM160 183H161V182H160ZM162 183H163V182H162ZM167 183H168V182H167ZM176 183H177V182H176ZM183 183H186V182L183 181ZM187 183H188V181H187ZM191 183H190V184H191ZM226 183L228 184V182H226ZM232 183H234V182H231V184H232ZM250 183H251V181H250ZM254 183H255V182H254ZM258 183H259V182H258ZM64 184H65V183H64ZM110 184H111V183H110ZM115 184H117V183H115ZM123 184H124V183H123ZM125 184H128V182L125 183ZM181 184H182V183H180V185H181ZM198 184H201V183H198ZM209 184H210V183H209ZM213 184H214V183H213ZM219 184H220V183H219ZM234 184H235V183H234ZM246 184H248V183H246ZM251 184H252V183H251ZM256 184H257V183H256ZM79 185H81V186H82V185H83V186H86L85 184H82V183H78V186H79ZM112 185H113V184H112ZM128 185H129V184H128ZM130 185H132V184L130 183ZM184 185H185V184H184ZM184 185H183V187H184ZM192 185H193V184H191V186H192ZM194 185H195V184H194ZM196 185H197V183H196ZM206 185H207V184H205V186H206ZM210 185H211V184H210ZM222 185H223V183H222ZM225 185H226V184H225ZM241 185H243V184H241ZM244 185H245V184H244ZM248 185H249V184H248ZM253 185H254V184H253ZM1 186H2V185H1ZM118 186H119V185H118ZM139 186H140V185H139ZM163 186H164V183H163ZM170 186H172V185L170 184ZM186 186H187V188H188V185H186ZM189 186H190V185H189ZM198 186H199V185H197L196 188H197ZM202 186H203V185H202ZM202 186H200V187H202ZM218 186H219V185H218ZM223 186H224V185H223ZM223 186H222V187H223ZM227 186H229V184H228ZM227 186H225V187H227ZM12 187H14V186H12ZM52 187H53V186H52ZM62 187H63V186H62ZM122 187H123V186H122ZM126 187L130 188L131 186H127V185H125V187H123V191H122V193H124V191H125L124 194H127V193H126V192H127V188H126ZM135 187H136V186H135ZM148 187H149V186H148ZM151 187H152V184H151ZM156 187H157V186H156ZM181 187H182V186H180V188H181ZM192 187H193V186H192ZM200 187L197 188L198 191L196 190L195 187H194L195 189L192 190V191L196 190L195 192H197V193H195V194H197V196H198V198H199V199L195 198L197 202L194 201V199H193V200L191 199V200L193 201V206H194V203H195V207H194V209H195L196 207L200 206V210H199V211H201V213H202V209H203L204 207H207V208H208V205H204L203 203H202V204L204 205L203 207H202V204H200V205H198V206H196V205H197L198 201L200 202V197H201V195L204 193V192L202 193V191L204 190V191L206 192V188H207V187H206V188H205V187L201 188V189H203V190H201ZM212 187H213V186H212ZM219 187H221V184H220ZM229 187H230V186H229ZM237 187H238V186H237ZM237 187H236V188H237ZM45 188H47V187H45ZM116 188H117V187H116ZM116 188H115V189H116ZM132 188H133V186H132ZM140 188H141V187H140ZM152 188L154 189V186H153ZM169 188H170V187H169ZM169 188H168V189H169ZM177 188H178V187H177ZM204 188H205V189H204ZM240 188H241V187H240ZM240 188H239V189L237 188V189H238L237 192H240L239 195L241 196V192H242L243 190H246L247 188H246V189H245V188H244V189H240ZM16 189H17V188H16ZM34 189H35V188H34ZM36 189H37V188H36ZM54 189H55V188H54ZM61 189H62V188H61ZM120 189H121V188H120ZM124 189H125V190H124ZM134 189H135V188H134ZM137 189H138V187H137ZM147 189H148V188H147ZM170 189H171V188H170ZM170 189H169V190H170ZM173 189H174V188H173ZM175 189H176V188H175ZM175 189H174V190H175ZM182 189H183V188H182ZM184 189H185V188H184ZM189 189H191V188H189ZM199 189H200V190H199ZM212 189H213V188H212ZM8 190H9V189H8ZM26 190H27V189H26ZM51 190H52V189H51ZM99 190H100V189H99ZM117 190H118V189H117ZM117 190H116V191H117ZM139 190H140V189H139ZM177 190H178V189H177ZM217 190H218V188H217ZM217 190H215V193L217 192ZM219 190H220V189H219ZM241 190H242V191H241ZM260 190H261V189H260ZM262 190H263V189H262ZM31 191H32V189H31ZM89 191H90V192H89ZM118 191H119V190H118ZM149 191H150V190H149ZM154 191H155V190H154ZM179 191H180V190H179ZM222 191H223V190H222ZM229 191H230V189H229ZM235 191H236V190H235ZM263 191H264V190H263ZM88 192H89V193H88ZM100 192H101V191H100ZM141 192H142V191H141ZM164 192H166V189H165ZM177 192H178V191H177ZM199 192H201V193L199 194ZM207 192H208V191H207ZM213 192H214V191H213ZM227 192H228V191H227ZM14 193H15V192H14ZM17 193H18V192H17ZM22 193H23V192H22ZM30 193H31V192H30ZM33 193H34V192H33ZM82 193H83V192H82ZM87 193H88V196H89V197H93V198H94V196H90V195H95L96 192H95L94 194H90V193H91V190H88ZM87 193H86V194H87ZM105 193H106V192H105ZM122 193H121V191H120V194H122ZM160 193H161V192H160ZM178 193H179V192H178ZM208 193H210V192H208ZM233 193H234V192H233ZM246 193H247V194H245V195H249V194H250V193L248 194V192H246ZM259 193H260V191H259ZM259 193H258V194H259ZM54 194H55V192H54ZM76 194H77V192H76ZM86 194H85V195H86ZM101 194H102V193H101ZM152 194H153V191H152ZM192 194H194V192H193ZM216 194H217V193H216ZM216 194H213V193H212V195L210 194L211 197H212V199L215 198V197L213 198V195L216 196ZM19 195H20V194H19ZM59 195H60V194H59ZM74 195H75V194H74ZM78 195H79V194H78ZM83 195H84V193H83ZM96 195H97V194H96ZM166 195H167V194H166ZM184 195H185V194H184ZM220 195H223V197H224V196H225V193L220 194ZM226 195H227V194H226ZM236 195H237V193H236ZM250 195H251V194H250ZM259 195H260V194H259ZM259 195H258V196H259ZM263 195H264V194H263ZM27 196H28V195H27ZM29 196H30V195H29ZM88 196H87V197H88ZM182 196H183V195H182ZM191 196H192V195H191ZM194 196H195V195H194ZM203 196H204V195H203ZM206 196H207V195H206ZM206 196H204V197H206ZM243 196H244V195H243ZM260 196H261V195H260ZM260 196H259V197H260ZM58 197H59V196H58ZM96 197H98L99 200H100V198H101V196H100V197H99V196H95L94 199H96ZM195 197H196V196H195ZM225 197H226V196H225ZM227 197H229V195H228ZM234 197H235V196H234ZM241 197H242V196H241ZM253 197H254V196H253ZM253 197H251V200H252ZM29 198H30V197H29ZM65 198H66V197H65ZM74 198H76V197H74ZM98 198L96 199V201H95V200H94V201L97 202ZM137 198H138V197H137ZM145 198H146V197H145ZM162 198H163V197H162ZM164 198H165V197H164ZM179 198H180V197H179ZM191 198H193V197H191ZM201 198H202V197H201ZM219 198H220V197H219ZM219 198L217 197L216 199H219ZM235 198H236V197H235ZM238 198H239V197H238ZM243 198L246 200L245 196H244ZM257 198H258V197H257ZM22 199H23V197H22ZM27 199H28V198H27ZM91 199H92V198H91ZM158 199H159V198H158ZM160 199H161V197H160ZM170 199H171V198H170ZM187 199H188V198H187ZM204 199H207L206 201H208L209 198H204ZM204 199H201V200H204ZM212 199H210V200L212 201ZM216 199L212 201L213 203L211 204V206H212L213 204L216 203V202H215V201H217ZM226 199H228V198H226ZM226 199H225V200H226ZM236 199H237V198H236ZM240 199H241V198H240ZM249 199H250V198H249ZM253 199H255V198H253ZM262 199H263V198H262ZM25 200H26V199H25ZM99 200H98V202L102 201V202L100 203V207H102L101 204L103 205V203H107L104 199H102V200H100V201H99ZM131 200H132V201L134 200L133 197L131 198ZM131 200H129V201H128V200H124L125 202H122L123 200H121V201L119 200V201H120L119 206L116 205L117 202H115V205L118 206V207H116L115 209L117 210V208H119L120 206H121V207H120V210H122V208H125V207H127V208H125V209H128L129 204L127 205L126 203H127V202H130ZM145 200H146V199H145ZM221 200H222V199H221ZM225 200L223 201L224 203L226 202ZM247 200H248V199H247ZM19 201H20V200H19ZM66 201H67V200H66ZM75 201H76V200H75ZM81 201H84V200H81ZM94 201H93V204H91L93 207H94V203H95ZM103 201H104V202H103ZM167 201H168V200H167ZM185 201H186V200H185ZM211 201H210V203H211ZM219 201H220V200H218V202H219ZM239 201H241V200H239ZM253 201H254V200H253ZM30 202H31V201H30ZM98 202L95 203V205H96V206H95L96 210L93 209V211L95 210V211H97V212H94V213H93L94 215H93V214L91 215L92 218L95 219V220H94L95 223L92 224L91 222H89V223H88V227H89V226H90V227H93L94 224H97L98 227H99L100 225L103 227L105 223L108 224V222H110V218H109V217H107V218H109V219H108L109 221H108L107 219H105L106 217H104V216L106 215L105 213H108V212H105V213L103 212V213H102V211H106V210H105V208H106L105 206H107L108 203H107L105 206H103V207H105V208L103 209V207H102V208L99 207ZM113 202H114V201H113ZM113 202H112V203H113ZM171 202H172V201H171ZM204 202H205V200H204ZM223 202L221 201V202H219V204L221 205V203H223ZM228 202H229V201H228ZM232 202H233V201H232ZM242 202H243V201H242ZM255 202H256V201H255ZM255 202H254V203H255ZM61 203H63V200H62ZM84 203L86 204L87 202L84 201ZM84 203H83V204H84ZM112 203H111V204H112ZM121 203H122V205H121ZM123 203H125V204H123ZM131 203H132V202H130V204H131ZM133 203H134V202H133ZM138 203H139V202H138ZM143 203H144V201H143ZM161 203H162V200H161ZM179 203H180V202H179ZM224 203H223V204H224ZM230 203H231V202H230ZM248 203H249V202H248ZM260 203H261V202H260ZM14 204H15V203H14ZM29 204H30V203H29ZM51 204H53V203H51ZM63 204H64V203H63ZM78 204H80V203H78ZM109 204H110V203H109ZM165 204H166V203H165ZM191 204H192V203H191ZM216 204H217V203H216ZM87 205H90V204H87ZM91 205H90V206H91ZM97 205H98V207H97ZM125 205H126V206H125ZM131 205H132V204H131ZM134 205H135V203H134ZM138 205H139V204H138ZM138 205H137V206H138ZM141 205H142V204H140V206H141ZM162 205H163V203H162ZM180 205H182V204L180 203ZM188 205H189V204H188ZM220 205H219V206H220ZM247 205H248V204H247ZM7 206H8V205H7ZM7 206H6V207H7ZM15 206H16V205H15ZM20 206H21V205H20ZM51 206H52V205H51ZM79 206H80V205H79ZM122 206H123V207H122ZM164 206H165V205H164ZM186 206H187V205H186ZM191 206H192V205H191ZM215 206H216V205H215ZM219 206L216 207V208L219 209V208H220ZM229 206H230V205H229ZM233 206L236 207L235 205H233ZM240 206H241V205H240ZM251 206H252V205H251ZM64 207H65V205H64ZM64 207H63V208H64ZM81 207H82L83 210H84V213H83V214L86 215V214H89V213H90V212H89L90 208L88 209V208L86 207V208H87V210H86V208L84 209V205L81 206ZM93 207H92V208H93ZM113 207H114V206H113ZM131 207H132V206H131ZM133 207H134V206H133ZM171 207H172V206H171ZM175 207H177V206H175ZM209 207H210V206H209ZM231 207H232V206H230L229 208H231ZM253 207H254V205H253ZM11 208H12V207H11ZM14 208H15V207H14ZM17 208H18V207H17ZM26 208H27V207H26ZM82 208H79V213H80V209H81V211L83 212ZM92 208H91V209H92ZM108 208H109V207H108ZM108 208H107V209H108ZM111 208H112V207H111ZM136 208H137V207H136ZM138 208H139V207H138ZM190 208H192V207H190ZM190 208H189V210H190ZM212 208H213V207H212ZM212 208H211V209H212ZM222 208H223V210L225 209L226 211H225V210H224V212L222 211L223 213H221V211H220L219 214L221 213V215L223 214L224 217H225V216H227V215H225V212L229 213L230 211H229V208L226 207V208L228 209V210H227V209L225 208V206H223V205H222ZM23 209H24V208H23ZM97 209H98V210H97ZM101 209H103V210L101 211ZM109 209H110V208H109ZM109 209H108V210H109ZM115 209L112 208V211H113V210L115 211ZM163 209H164V208H163ZM175 209H177V208H175ZM192 209H193V208H192ZM194 209H193V210H194ZM211 209H210V210H211ZM218 209H217V211H218ZM252 209H253V208H252ZM9 210H10V209H9ZM85 210H86V211H85ZM108 210H107V211H108ZM130 210H131V209H130ZM158 210H159V209H158ZM182 210H183V209H182ZM187 210H188V208H187ZM207 210H208V209H206L205 211L203 210L204 213H205ZM254 210H255V209H254ZM28 211H29V210H28ZM117 211L119 212V210H117ZM117 211H116V212H117ZM127 211H128V210H127ZM162 211H163V210H162ZM183 211H184V210H183ZM196 211H197V210H196ZM228 211H229V212H228ZM245 211H246V210H245ZM247 211H248V210H247ZM251 211H252V210H251ZM29 212H30V211H29ZM57 212H58V210H57ZM62 212H63V211H62ZM86 212H87V213H86ZM88 212H89V213H88ZM116 212H115V213H116ZM135 212H136V210H135ZM137 212H138V211H137ZM197 212H198V211H197ZM232 212H233V211H232ZM249 212H250V211H249ZM9 213H10V212H9ZM14 213H15V211H14ZM77 213H78V211L76 212V214H77ZM79 213H78V214H79ZM115 213L113 212L112 215L115 214ZM183 213H184V212H183ZM198 213H200V212H198ZM201 213H200V214H201ZM211 213H212V212H211ZM227 213H226V214H227ZM250 213H252V212H250ZM28 214H29V213H28ZM40 214H41V213H40ZM69 214H70V213H69ZM74 214H75V213H74ZM76 214H75V215H76ZM90 214H91V213H90ZM90 214H89V215H90ZM164 214H165V213H164ZM178 214H180V213H178ZM205 214H206V215H205L206 217H204V214H203V213H202L203 216L201 215L202 218L204 217L203 219H205V218L207 219V216H208L207 214H208V213H205ZM219 214H218V215H219ZM252 214H253V213H252ZM11 215H12V214H11ZM52 215H53V214H52ZM89 215H86V216L82 215V216L84 217V219L82 218L81 215H78L80 218H79L78 216H76L77 218H79V219H78V220H79L78 222H80V220L82 219V220H81L82 223H81V222L78 223V224H79L78 226L83 225V226L86 227V228H85V230H86V229H87V226H86V225H87V222H88V221H85V218H88ZM166 215H167V214H166ZM172 215H174V214H172ZM221 215H219V216H221ZM257 215H258V214H257ZM15 216H16V215H15ZM17 216H18V215H17ZM91 216H90V217H91ZM94 216H95V217H94ZM109 216L112 218L111 215H109ZM176 216H177V215H176ZM184 216H185V215H184ZM209 216H211V215L209 214ZM232 216H233V214H232ZM234 216H235V215H234ZM254 216H255V215H254ZM13 217H14V216H13ZM25 217H26V216H25ZM52 217H53V216H52ZM66 217H67V215H66ZM115 217H116V216H115ZM126 217H127V216H126ZM163 217H164V216H163ZM197 217H198V219L201 218V217L199 218L198 215H197ZM197 217H195L196 221H197ZM215 217H216V216H215ZM221 217H223V216H221ZM221 217H220V218H221ZM224 217H223V218H224ZM238 217H239V216H237V218H238ZM243 217H244V216H243ZM251 217H252V216H251ZM257 217H258V216H256V218H257ZM36 218H37V217H36ZM102 218H104V220H103ZM157 218H159V217H157ZM173 218H174V217H173ZM175 218H176V217H175ZM254 218H255V217H254ZM256 218H255V219H252V222H254V221L256 220ZM54 219H55V217H54ZM54 219H53V220H54ZM57 219H58V218H57ZM59 219H60V218H59ZM178 219H179V222H180V221L183 220L184 218L181 219V218H178V217H177V220H178ZM180 219H181V220H180ZM186 219H187V218H186ZM188 219H189L188 221H189L190 223H189V222H188V223L185 222V223L189 224V227L187 226V227H188L187 229H191V228H190V225L193 223V222L191 221L193 218H188ZM208 219H209V218H208ZM208 219H207V220H208ZM214 219H215V218H214ZM214 219H213V220H214ZM232 219H233V218H232ZM238 219H239V218H238ZM21 220H22V219H21ZM34 220H35V219H34ZM53 220H52V221H53ZM67 220H68V219H67ZM73 220H74V219H73ZM162 220H163V219H162ZM213 220H212V221H213ZM220 220L222 221V219H220ZM236 220H237V219H236ZM19 221H20V220H19ZM37 221H38V220H37ZM58 221H59V220H58ZM63 221H64V220H63ZM71 221H72V220H71ZM102 221H103V222H102ZM160 221H161V220H160ZM168 221L170 222L171 220H169V218H168ZM173 221H175V219H173ZM173 221H172V222H173ZM184 221H185V220H184ZM194 221H195V220H194ZM212 221H211V218H210V223H211V224H212ZM6 222H7V219H6ZM11 222H12V221H11ZM17 222H18V221H17ZM20 222H21V221H20ZM22 222H23V221H22ZM100 222H101L102 224H103V223H104V224L102 225V224H100ZM161 222H163V221H161ZM165 222H166V221H165ZM169 222H166V224L168 223V224L172 225V223H171V222L169 223ZM197 222H198V221H197ZM197 222H196V223H197ZM199 222H201V219H200ZM214 222H215V221H214ZM222 222H223V221H222ZM227 222H228V221L225 220V222H223V223H224L225 225H227L228 227H229L230 225H232L231 223H227ZM238 222H239V220H238ZM256 222L259 223L260 221H257V220H256ZM3 223H4V222H3ZM7 223H8V222H7ZM44 223H45V222H44ZM44 223H43V224H44ZM66 223H68V221H67ZM70 223H71V225H70ZM70 223H69L68 226L71 227V226H72V222H70ZM90 223H91V224H90ZM110 223H111V222H110ZM110 223H109V224H110ZM175 223H176V222H175ZM181 223H182V221H181ZM185 223H184V227H186V224H185ZM202 223L205 224L206 222H202ZM240 223H241V221H240ZM240 223H239V224H240ZM244 223H245V222H244ZM248 223H249V222H246V224H248ZM250 223H251V222H250ZM250 223H249V224H250ZM258 223H255V224H258ZM5 224H6V223H5ZM51 224H52V223H51ZM64 224H65V223H64ZM84 224H85V225H84ZM182 224H183V223H182ZM182 224H180V225H181V228L183 227ZM193 224H194V226H195V223H193ZM193 224H192V225H193ZM198 224H201V223H198ZM203 224H202V226H201L202 228H204V226L206 227V226L208 225V224L206 223V224L203 226ZM249 224H248L247 226H249ZM260 224H261V223H260ZM260 224H258L259 226H258V225H255V226L258 227L259 230L263 231V230H264V227L262 228V225H260ZM20 225H21V223H20ZM55 225H57V224L55 223ZM73 225H74V223H73ZM91 225H92V226H91ZM170 225H169V226H170ZM173 225L175 226L174 223H173ZM180 225H179V223H178L177 227L180 226ZM236 225H237V224H236ZM243 225H244V224H243ZM250 225H251V224H250ZM42 226L44 227V225H42ZM68 226H67V228H65V230H67V229L69 228ZM78 226H77V227H78ZM83 226H81V227H83ZM97 226H94V228L96 227L95 229H96V230H99V229L97 228ZM165 226H166V225H165ZM169 226L167 225V226H166V229H167V227H169ZM211 226H212V225L206 227V229L209 228V230H211V229L213 228V227H211ZM220 226H221V225H220ZM220 226H219V227H220ZM227 226H226V227H227ZM238 226H239V225H238ZM245 226H246V225H245ZM14 227H16V225H15ZM51 227H52V226H51ZM72 227H73L72 229H71V228L68 229V230H69L68 233H69L70 237H72V236L74 235V233H75V229H76L75 226H72ZM81 227H80V228H81ZM90 227L88 228V230L91 231L92 228H90ZM105 227H107V225H105L103 228H105ZM109 227H110V225H109ZM134 227H135V226H134ZM162 227H163V225H162ZM216 227H217V226H216ZM219 227H218V229H219ZM228 227H227V229H228ZM241 227H242V226H239V228H241ZM35 228H36V226H35ZM46 228H47V227H46ZM99 228H101V227H99ZM103 228H102V229H103ZM130 228H131V227H130ZM169 228H171V227H169ZM169 228H168V231H169ZM179 228H180V227H179ZM196 228L198 229L199 232L201 231V230L199 229V228H200V225H197V224H196ZM81 229H82V228H81ZM102 229H101V230H102ZM171 229H172V228H171ZM173 229H176V226H175V228H173ZM173 229H172V230H173ZM182 229H183V228H182ZM182 229H181V231H182ZM206 229H205V230L202 229V230L206 232ZM224 229H225V228H224ZM231 229H232V228H231ZM38 230H39V229H38ZM46 230H47V229H46ZM49 230H50V229H49ZM72 230H73L74 232H73ZM83 230H84V228H83ZM83 230H80V231L82 232ZM92 230H93V229H92ZM107 230H108V228L106 229V231H107ZM109 230H110V229H109ZM184 230H186V229H184ZM184 230H183V231H184ZM194 230H195V229H194ZM209 230H207V234H206L205 232H203V231L200 232L201 234L197 233L196 231H195V232H196L197 235H199L200 237H201V235H203L202 232L205 233V238H204V241H205V240H207L206 237L209 236V235H208V233H210ZM213 230H214V229H213ZM219 230H221V229H219ZM247 230H248V229H247ZM90 231H89V234H88V235H89V237H88V241H87V240L85 241V242H88L87 244L84 242V238H85L84 235L88 236L86 232H85V234L82 232L81 234H84V235L81 236V235H80V232H79V230H78V234H76V236H77V235L80 236V237L78 236L79 238H81V237L83 238V237H84V238H83V241H81L82 239L79 240L78 237H77V239H76V236H75V235H74L75 237L73 236V238H74L73 240H75V242L72 240V238L69 237L71 240H68V241H67L68 244L72 243V241H73V244H75V243L78 242V243H77L78 245H77V244L74 245L75 252L79 250V248H80L79 245H80V244H81L80 246H82V248H83L85 245H86V246L89 245V242H90L92 239H94V237H95L97 234H99L98 236H100V237L102 236V238H100L99 240H101V239H105V238L103 237L104 235H105V237H106V239H105L106 242H105V240H103L101 243L105 242L104 244H107V240L110 241V240L112 239V238H111L112 235H111V236L109 235V234H111V233H109L108 236H107L106 233H108L109 231L104 232V229H103V232L105 233L104 235H103V232H102V235H101V234H100L101 231H100V232L97 231V234H94L95 236H92L93 234H90ZM94 231H95V230H93V232H91V233H94ZM136 231H137V230H136ZM136 231H135V235H136ZM144 231H145V230H144ZM234 231H235V230H234ZM236 231H237V230H236ZM236 231H235V232H236ZM251 231H252V230H251ZM70 232H71V233H70ZM87 232H88V231H87ZM127 232H128V230H127ZM129 232H130V231H129ZM146 232H147V231H146ZM148 232H149V230H148ZM169 232H170V231H169ZM173 232H174V231H173ZM176 232H177V229H176ZM179 232H180V231H179ZM187 232H188V231H187ZM187 232H186V233H187ZM190 232H191V230H190ZM220 232H221V231H220ZM30 233H31V232H30ZM48 233H49V232H48ZM63 233H64V234L61 233V236L63 235L64 237H65L66 234H68L67 231H66V232L64 231ZM72 233H73V234H72ZM142 233H143V232H142ZM142 233H141V235H142ZM144 233H145V232H144ZM163 233H164V232H163ZM180 233H181V232H180ZM180 233H179V234H180ZM221 233H222V232H221ZM228 233H229V232H228ZM251 233H252V232H251ZM50 234H51V233H50ZM53 234H54V233H53ZM53 234H52V236H53ZM71 234H72V235H71ZM146 234H147V233H146ZM150 234H151V233H150ZM174 234H175V232H174ZM182 234H184V233L182 232ZM182 234H181V235H182ZM214 234H215V233H213V235H212V234H211V235L214 236ZM218 234H219V233H218ZM247 234H248V232H247ZM36 235H37V234H36ZM36 235H35V237H34V240H35V238H36V241H37V238H38V237H36ZM57 235H58V234H57ZM69 235H66V236H67L66 238H68ZM90 235H91V236H90ZM137 235H140V234L137 232ZM163 235H164V234H163ZM170 235L173 237L172 234H170ZM185 235H186V234H185ZM216 235H217V234H215V236H216ZM231 235H232V234H231ZM263 235H264V234H263ZM33 236H34V234H33ZM33 236H32V237H33ZM43 236H44V235H43ZM47 236L49 237V234H48ZM47 236L45 235L44 237H42V238H43V241H44V244L46 243V246L49 247V250H50V247H51L50 245H52L51 249H52V251L54 252V254L57 255V257H56V255H55V256L53 255V256H54L53 258L56 259V260H58L59 258H61L62 260H61V259H60V260L63 261V258H64L63 256H67V255H69V254L66 253V252H68V251H66V252L64 251V252H63V248L61 249L62 246H61L60 244H62L63 242L60 241V244H59V242H58V244L56 245L58 248H59V246H60V249L62 250V251L60 250V251H61V253H60V252H59V249H57V247L54 246V244H56V242H55V243H54V241H53V242H50V239H46ZM109 236H110L111 239L108 238ZM152 236H153V235H152ZM165 236H166V234H165ZM253 236H254V235H253ZM258 236H259V235H258ZM45 237H46V238H45ZM64 237H63V238H64ZM143 237H144V236H143ZM143 237H142V238H143ZM176 237H177V236H176ZM180 237H182V236H180ZM203 237H204V235H203ZM210 237H211V236H209L208 238L211 239ZM230 237H232V236H230ZM251 237H252V236H251ZM251 237H250V238H251ZM39 238H40V237H39ZM44 238H45V240H44ZM49 238H50V237H49ZM52 238H53V237H52ZM59 238H60V237H58V239H59ZM66 238H65V241H66ZM69 238H68V239H69ZM89 238H90V240H89ZM91 238H92V239H91ZM97 238H98V237H97ZM167 238H168V237H167ZM215 238H216V237H215ZM221 238H223V235L221 236ZM221 238H220V239H221ZM247 238H248V237H247ZM85 239H87V237H86ZM201 239H202V242H203V238H199L198 240L200 241ZM209 239H208V240H209ZM218 239H219V237H218ZM218 239H217V240H218ZM227 239H228V238H227ZM233 239H234V238H233ZM251 239H252V238H251ZM38 240H39V239H38ZM52 240H53V239H52ZM56 240H57V239H55V241H56ZM60 240H61V238H60ZM78 240H79V241H78ZM135 240H136V239H135ZM143 240H144V239H143ZM171 240H172V239H171ZM183 240H184V238H183ZM183 240H182V242H183ZM185 240H186V239H185ZM208 240H207V241H208ZM229 240H230V239H229ZM259 240H260V239H259ZM31 241H32V239H31ZM40 241H41V242H40ZM40 241H37V245H38V247H39V243H40V245H41V247H42V244H43L42 242H43V241L41 240V238H40ZM58 241H59V240H58ZM62 241H64V239H62ZM69 241H71V242L69 243ZM76 241H77V242H76ZM94 241H96V240L94 239ZM109 241H108V242H109ZM114 241H115V243H113V244H114V245H116V244L118 245L116 239H114ZM122 241H123V240H122ZM137 241H138V240H137ZM164 241H166V240H164ZM164 241H163V242H164ZM242 241H243V240H242ZM249 241H250V240H249ZM260 241H261V240H260ZM34 242H35V241H34ZM49 242H50V244H49ZM79 242H80V243H79ZM81 242H82V243H81ZM110 242H112V240H111ZM150 242H153V241L150 240ZM167 242H168V241H167ZM170 242H172V241H170ZM180 242H181V241H180ZM182 242H181V243H182ZM185 242H186V241H185ZM185 242H184V243H185ZM188 242H189V241H187V244H188ZM209 242H210V240H209ZM218 242H219V241H218ZM227 242H228V241H227ZM262 242H263V241H262ZM84 243H85V244H84ZM153 243H155V241H154ZM153 243H152V244H153ZM172 243H173V242H172ZM174 243H175V242H174ZM184 243H183V244H184ZM196 243H197V241H196ZM196 243H195V244H196ZM216 243H217V242H216ZM44 244H43V247H42L41 249L38 248V247H36L37 250H35V251H39V249L42 251L43 248L45 249ZM82 244H83V245H82ZM91 244H92V243H91ZM111 244H112V243H111ZM111 244H110V246H111ZM113 244H112V245H113ZM136 244H137V243H136ZM144 244H145V242L143 243V245H144ZM148 244H149V243H148ZM155 244H156V243H155ZM168 244H171V243H168ZM187 244H186V245H187ZM189 244H190V243H189ZM208 244H209V243H208ZM208 244H207L208 249H210V247H209ZM229 244H230V242H229ZM250 244H251V243H250ZM37 245H36V246H37ZM62 245H63V244H62ZM108 245H109V243H108ZM123 245H124V244H123ZM150 245H151V244H150ZM171 245H173V244H171ZM177 245H178V244H177ZM180 245H181V244H180ZM180 245H179V246H180ZM196 245H197V244H196ZM198 245H200V244H198ZM198 245H197V247H196L197 249L202 247V246H201V247H200V246L198 247ZM201 245H204V244H201ZM224 245H225V244H224ZM256 245H257V244H256ZM33 246H34V245H33ZM75 246H76L77 248H76ZM86 246H85V247H86ZM98 246H99V245H98ZM102 246H103V245H102ZM128 246H129V245H128ZM145 246H146V245H144V247H145ZM154 246H155V245H154ZM156 246H158V245H156ZM163 246H164V245H163ZM175 246H176V244H175L173 247H175ZM190 246H191V245H189V251L187 250V252H186V249H185L186 246H185L184 248L182 247L183 249H185V250L182 251V252H184L185 255L188 254L187 257L189 256V254L191 255V257L194 256L193 254H195L198 258H197L196 256H194V257L197 258L198 262L201 261V264H205V263H203L205 260H204L203 262H202V259L199 260V258H201V257H199V254H198V253H200V250H201L204 246H203L201 249H199V252H198V253H194V252H196V251H198V250H195V249H192V250H191ZM193 246H194V244H193ZM250 246H251V245H250ZM48 247H47V248H48ZM54 247L56 248V250H54V249H55ZM113 247L115 248V246H113ZM116 247H118V246H116ZM129 247H130V246H129ZM136 247H137V246H135V248H136ZM144 247H142V248H144ZM164 247H165V248L161 247V249H160L159 247H156V248H158V249L161 251V252H160V255H162L161 258H165V257H166V255H163L164 253L162 254V252H165V251L167 252V250L170 251V249H171V252H172V250H173V251L175 250V249H172L173 247L170 248V249H169V248L166 249V247H171V246H169V245H166V243H165V246H164ZM176 247H177V246H176ZM176 247H175V248H176ZM251 247H252V246H251ZM253 247H254V246H253ZM47 248H46V250H47L46 252L49 251ZM82 248H81V250H82ZM95 248H96V247H95ZM109 248H110V247H109ZM123 248H124V247H123ZM142 248H141V249H142ZM148 248H149V247H148ZM193 248H194V247H193ZM244 248H245V247H244ZM244 248H243V249H244ZM258 248H259V247H258ZM258 248H257V249H258ZM33 249H35V248H33ZM64 249H65V248H64ZM70 249H71V248H70ZM104 249H105V248H104ZM120 249H121V248H120ZM133 249H134V248H133ZM162 249H164L165 251L162 250ZM180 249H181V247H180ZM180 249H179V250H180ZM245 249H246V248H245ZM262 249H263V248H262ZM57 250H58V251H57ZM66 250H67V249H66ZM109 250H111V249H109ZM126 250H127V249H126ZM126 250H124V251H126ZM206 250H207V249H206ZM249 250H250V249H249ZM258 250H259V249H258ZM41 251H39V252H37V253H36V252H35V253L33 252V253L36 254V257L42 258L43 261H41L42 259H39V258H38V259H36V262H37V263H35V261H34L35 259L33 258V257H34V256H33L34 254H32V256H33L32 258L34 259V260L32 259V261H34V262H32L33 264H40V263H41V264H44V263H42V262H44V261H48V262L51 261V262H52V260H54V259H52V257H51V255L53 254L52 252L49 251L48 253L45 254L44 251H42V252H44V253H42ZM55 251H57V252L55 253ZM72 251H73V250H72ZM72 251H71V252H72ZM79 251H80V250H79ZM79 251H78V252H79ZM82 251H83V250H82ZM102 251H103V247H102ZM104 251H105V250H104ZM104 251H103V253L106 252V251H105V252H104ZM128 251H129V249H128ZM128 251H127V252H128ZM130 251H131V250H130ZM142 251H143V250H142ZM146 251H147V250H146ZM146 251H145V252H146ZM150 251H151V249H150ZM202 251H204V250H202ZM252 251H254V250H252ZM259 251H260V250H259ZM40 252H41V254H43V255H45V256H47L48 254H50V255H48L47 257H51V260H48V259H45L44 257H41V256H43V255L39 254ZM73 252H74V251H73ZM153 252H155V251H153ZM166 252H165V254H167ZM182 252H181V253H182ZM188 252H189V253H188ZM263 252H264V251H263ZM26 253H27V252H26ZM29 253H30V252H29ZM29 253H28V254H29ZM59 253H60V254H59ZM68 253H69V252H68ZM88 253H89V251H88ZM118 253H119V252H118ZM168 253H169V252H168ZM173 253L175 254V251H174ZM173 253H170V254H173ZM178 253H180V251H179ZM178 253H177V256H178ZM184 253H183V255H182L183 257H185V256H184ZM205 253H206V252H204V254H205ZM208 253L210 254V252H208ZM251 253H252V252H251ZM253 253H254V252H253ZM58 254H59V258H58ZM62 254H64V255H62ZM81 254H82V253H81ZM130 254H131V253H130ZM145 254H146V253H144V255H145ZM158 254H159V252H158ZM200 254H202V253H200ZM254 254H255V253H254ZM258 254H259V253H258ZM261 254H262V253H261ZM261 254H260V255H261ZM37 255H38V256H37ZM88 255H91V254H88ZM92 255H93V254H92ZM100 255H101V254H100ZM104 255H105V254H104ZM109 255H110V253H109ZM144 255H143V256H144ZM248 255H250V254H248ZM252 255H253V254H252ZM252 255H251V256H252ZM26 256H27V255H26ZM60 256H61V257H60ZM71 256H72V255H71ZM137 256H138V254H137ZM151 256H152V255H151ZM156 256H157V255H156ZM156 256H155V257H156ZM164 256H165V257H164ZM174 256H175V255H174ZM245 256H247V254H246ZM36 257H35V258H36ZM55 257H56V258H55ZM88 257H89V256H88ZM116 257H117V256H116ZM128 257H129V256H128ZM138 257H139V256H138ZM138 257H137V258H138ZM145 257H146V256H145ZM168 257H169V256H168ZM168 257H167V258H168ZM204 257H205V256H204ZM207 257L210 258L209 256H207ZM256 257H257V256H256ZM16 258H17V257H16ZM20 258H22V257H20ZM66 258L68 259V258H70V257L67 256V257H65L64 259H66ZM96 258H97V257H96ZM102 258H103V257H102ZM104 258H105V257H104ZM140 258H141V257H140ZM148 258H150V257H148ZM171 258H172V257H171ZM173 258H174V257H173ZM180 258H181V254H180ZM180 258H179V259H180ZM188 258H189V257H188ZM202 258H203V257H202ZM242 258H243V255H242ZM70 259H71V260H69V261L71 262V261H72V258H70ZM131 259H132V258H131ZM144 259H145V258H144ZM146 259H147V258H146ZM189 259H190V258H189ZM189 259H187V258L185 257L184 260H187V261H184L183 258H182V262H183L184 264H187V262H188V264H189V263H191ZM191 259H192V258H191ZM211 259H212V258H211ZM216 259H217V258H216ZM252 259H254V258H252ZM256 259H257V258H256ZM259 259H260V258H259ZM21 260H22V259H21ZM21 260L19 261V264L21 263ZM24 260H26V259L23 258L21 264H24ZM30 260H31V259H30ZM30 260H29V261H30ZM37 260H39V263H38ZM56 260L53 261V262H55L54 264H58V263H57L58 261L56 262ZM76 260H77V257H76ZM79 260H80V259H79ZM79 260H78V261H79ZM134 260H135V259H134ZM134 260H132V261H134ZM149 260H150V259H149ZM155 260H156V259H155ZM180 260H181V259H180ZM180 260H178V261H180ZM194 260H195V259H194ZM197 260H195V261H197ZM207 260L210 261V259H207ZM243 260H244V259H243ZM88 261H89V260H88ZM150 261H151V260H150ZM163 261H164V260H163ZM167 261L169 262V259H167V260L164 261V262L167 263ZM191 261H192V260H191ZM195 261H192V263L195 262ZM218 261H219V259H218ZM244 261H247V260H244ZM254 261H255V259H254ZM258 261H259V260H258ZM15 262H18V260L15 261ZM26 262H28V261H26ZM48 262H47V263H48ZM51 262H49L48 264H52V263H53V262H52V263H51ZM70 262H67V263H70ZM74 262H75V261H74ZM142 262H143V261H142ZM146 262H147V261H146ZM153 262H154V261H153ZM182 262L180 261L179 264H181ZM240 262H241V261H240ZM255 262H256V261H255ZM255 262H254V263H255ZM9 263H10V262H9ZM29 263H30V262H28L27 264H29ZM32 263H31V264H32ZM67 263H66V264H67ZM87 263H90V262H87ZM99 263H100V262H99ZM183 263H182V264H183ZM210 263H211V262H210ZM259 263H260V262H259ZM16 264H18V263H16ZM64 264H65V263H64ZM70 264H72V262H71ZM83 264H84V262H83ZM97 264H98V262H97ZM102 264H103V263H102ZM151 264H152V263H151ZM160 264H163V262H162V263L160 262ZM167 264H168V263H167ZM169 264H170V263H169ZM194 264H197V262H195ZM211 264H212V263H211ZM230 264H231V263H230ZM242 264H243V263H242ZM246 264H248V263H246ZM255 264H256V263H255Z\"/></svg>", "mask_w": 264, "mask_h": 264}, {"label": "clouds", "instance_id": "3", "mask_svg": "<svg viewBox=\"0 0 264 264\" xmlns=\"http://www.w3.org/2000/svg\"><path fill=\"white\" fill-rule=\"evenodd\" d=\"M250 31V30H249Z\"/></svg>", "mask_w": 264, "mask_h": 264}]
</instances>
